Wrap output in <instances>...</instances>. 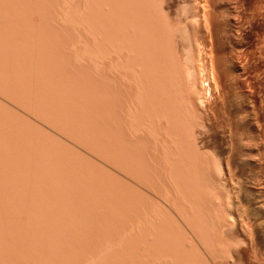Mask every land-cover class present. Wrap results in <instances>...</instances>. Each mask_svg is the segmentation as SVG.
<instances>
[{
  "label": "rangeland",
  "instance_id": "1",
  "mask_svg": "<svg viewBox=\"0 0 264 264\" xmlns=\"http://www.w3.org/2000/svg\"><path fill=\"white\" fill-rule=\"evenodd\" d=\"M32 1V2H31ZM35 1V2H34ZM42 1V2H41ZM23 0V1H20V0H0V6L2 7H0V29L3 31H0L1 33H0V36H2L1 37V39H7L6 40V42L7 43H4V41H2V43H3V45L4 46H2L1 45V43H0V46H2V47H0V48H2L4 51H2V53H1V51H0V54L2 55V57H4V58H2V57H0V64H1V66L4 64V65H7L6 67H4V66H0V86H1V83H2V80H3V85L1 86V87H3V89H1L0 88V105L2 106V107H0V110H1V112H0V117L2 116V114L4 115V116H6L7 117V120L9 121H11L13 118L12 117H14L15 115H18V116H16L15 118L16 119H14V120H12L11 122H14L15 123V120H19L18 122H20V124H18L17 122V125H20L21 126V124H22V126H24L25 127V129L23 130L22 129V127H21V129L23 130V131H25V132H27V130H28V133L29 132H32V136L34 135V137L36 138H38L39 139V137H42V138H40L39 139V141H37V142H40L41 143V141H42V139H44V141H46L45 142V147H46V150L48 149L47 148V146H46V144H47V141H49L48 142V144L49 145H51V147L53 148V147H55V145H60V143H61V145H62V149L64 148V149H66V152H67V149H68V153H67V155L66 156H70L69 154H71L72 155V157H70V158H73V161H72V159L71 160H69L70 158L69 157H66L65 155H63V156H65L66 157V159L68 158V161H70V162H74L75 160V165L76 164H81L80 166H81V169H83V166H84V168L85 167H88V170L89 169H92V170H89V171H87V169L85 168V170H82V171H84V172H80V167L78 168L79 169V171H78V169H76L78 166H76V168L74 167V166H72V170H73V172H74V170L76 171V172H78L79 173V175H81L80 173H84L85 174V171L86 172H88V173H86V174H89L90 173V171H94V170H97V171H94L95 173H92L91 174V177L95 174L96 176H98V177H96V178H100L101 177V179L102 178H104V176H105V178L106 179H104L105 181L107 180H109L110 181V184H104V185H109V186H111V182L113 183L116 179V181H117V183H116V181L114 182L115 184H113L111 187L112 188H108L107 190H109L110 189V193L108 194L106 191L104 192L103 190V193H106V194H108V195H110V196H108V195H104L105 197L106 196H108V198L107 199H109L110 200V197L113 199L112 200V203L111 202H109L104 196H103V198L102 197H98V196H101V194H102V192H101V190L99 191V193H100V195H99V193H98V190L97 189H103L104 188V186H103V183H102V181L104 182V180L102 179V181H101V179H100V181H101V183L102 184H98L100 181H98L96 178L95 179H93V180H95V182H96V185L97 186H99V188L95 185V186H93L94 185V183H93V181H91L92 183H90L89 185H91V186H93V187H95L94 189H96L97 191L95 192V190L93 189V194L91 193L92 192V188L88 185V182L92 179V178H90V177H88V175H85L84 176V174H83V176H81V179H82V182H83V184H82V182L81 181H76L75 182V178H76V176H78V175H76V172H75V174H74V179L72 178L73 177V175L71 176V178H72V180H74L73 182H75V183H78V182H81V184H75V183H73V184H75L76 186H78V185H81V187H83V189L81 188V189H79L80 191H77V193L79 194V193H81V190H83L82 191V193H81V195L82 194H84V197H85V194L86 193H91V195H92V197L95 199V203H97V200H98V203H100L101 204V207H102V205L103 204H105V205H107L106 203H108L109 205H111V204H113V202L116 200V199H114L113 198V196L115 197V198H117V197H119L120 195L121 196H123V194L125 193V192H122V193H120V190L121 189H118L117 191L115 190V189H117V188H115V187H117V186H121V188H122V190L123 189H125V191H126V196H125V198L127 197V195H128V193H130V191H132V193H130V194H132L134 197H135V199H133V200H131V198H129V195H128V200H126L125 198H123L122 200H126L128 203H130V200L132 201V203H130V204H132L133 205V202H134V205H135V201H137L136 200V198L137 199H139V205L141 204V206L140 207H138L139 209V213L140 214H138L137 212L135 213L134 211H136L137 210V208H136V206L134 207V206H132V205H130V204H128L129 206L128 207H126V201H125V203H123L124 201H122L121 199H120V197H119V199H118V201H122V202H118L117 200V203L120 205L121 203H123V205H125V206H123L122 204V206L121 207H125L126 209H125V211H123V212H125L124 214H123V212H122V214H123V218L126 216L127 218H129V216H131L130 214L132 213V212H130V214H128V212L129 211H133V213H132V215H134V213H135V216L138 214L140 217H143V215L145 214V213H150V211H153V209L154 208H156V206H157V209H155V210H157V212L159 213V211H158V208H159V206L161 207V209H159L161 212H164L165 214H163V213H161L160 212V214H162V216H163V218H164V220H160V218H158L159 216H161L160 214L158 215V213L156 212V211H153V213H152V215H149V216H152V217H154L153 215H155L156 213H157V215H158V217L156 218V219H154V220H158L159 219V221H158V223H156L154 220V222L157 224V225H160L159 223H161V226H158V227H156L155 226V223H154V226L157 228L156 230H158V228H159V233L161 232V230H160V227L162 228V227H164V225L162 226V222H160V221H165L166 219L168 220H166L167 221V223L169 222V221H171V222H169V224L168 225H170L169 227L166 225L167 223L165 222V226H167L168 227V229L170 228L171 230H172V232L173 231H175V233L173 232H171L172 234H174V238H173V236H172V241H170L169 240V238L171 237V235L169 236V235H167L168 233H169V231H168V233H166L165 235L166 236H169L168 237V240L170 241H167V239H165L166 238V236L165 237H163V239H165L164 240V245H163V243H162V246L164 247L165 246V248L167 247V246H169L170 248L172 247V244H171V246H170V244L169 243H171V242H174V241H178V239H179V241L181 242H179V247H181V248H177V249H179V251H178V253H180L182 256H184L185 257V259H186V257H188L187 259H188V261L190 262V264H264V15L262 16V14H264V0H139L140 2H142L141 4L140 3H138L139 4V6H141V8H142V6L144 5V7H143V10L145 9V10H147V11H144V13H142L143 15L145 14V15H147V17L146 18H149V17H152V20H151V18L149 19V20H151V23L153 22L156 26H159L160 28H162L163 26L162 25H164L165 27H167V29L166 28H164L165 30H168V27H169V30H168V32H170V33H168L167 31V33H168V35H165L164 37H165V39H164V37H162V35H164L165 33H164V31H162L163 30V28L162 29H158V27H157V31L159 30L160 31V33L162 34V33H164V34H158V32L156 31V29H153V28H156V26H154V25H152L151 26V23L148 21V19H144L145 18V15H144V18H143V15H139V13L137 14V15H139L141 18H143V22H148V23H150V27H153L152 29H153V32H152V30H149V31H151V32H149V34H148V32H147V39H148V36H150V34L153 36L154 35V38L156 37L155 36V34H154V32H157V35L160 37V39H159V37H157V38H155V40L156 39H159V40H161V38L162 39H164L163 40V42L164 41H166V43L164 42H160L161 43V45H163V47H161L162 49H161V51L163 52L162 54H163V56L162 55H160L161 53H160V51H159V54L157 55L156 53H158V51H153V53H155V54H153V53H151V54H153L154 56L156 55V56H162L163 58H164V54H167L168 53V55H172L171 57H169L168 55H166V56H168V57H166L165 56V58L163 59L164 61L166 60V59H168L167 61L169 62V64H167V62L165 61V63L168 65V66H166V64H164L163 63V65L164 66H166L167 68H170L169 67V65L171 66V68H170V70L169 69H167V71L169 70V71H171L170 73H169V75H167V76H170L171 77V73H173V75H174V72H178V73H181V75H180V79H182V80H180V82H178L179 81V76L177 77L176 75H174V77H177V78H175V79H178V83H181V81H183L181 84V86H183L184 87V89L180 86V85H178L177 83H175V85L177 84L178 85V89H177V92L179 91V88L181 87L182 89V91H185V92H183V97H181L180 99H181V103L180 104H178L179 106L181 105L182 106V103L184 104V105H186V106H190V105H188L189 104V102H190V100H192V102H190V104H192L189 108H192V110H190L188 107H182V109H178V106H175V105H177V102L179 103V98L177 97V99L175 100V101H173L174 102V106L175 107H173L174 109H175V114L176 115H178L179 116V120H180V128L182 129V130H179L178 128H174L173 127V125L171 126V128L170 129H166L165 128V126H166V124H165V120H158L157 119V117L155 116V108L153 107L154 106V104H156V100L154 101H151L152 100V98L150 97L151 95L153 96L154 94H156L157 95V93H155V91H154V94H151V95H149L148 94V96H149V98H151L150 99V101H145V99H144V97L143 96H145L146 97V94H144L141 90L142 89H144V83H143V87H142V83L141 82H139L140 80L139 79H141V78H139L138 80V83H141L140 85H141V87H142V89H141V87H138L137 85V87L138 88H140V89H138V88H136V86H134V84H132L131 83V85H130V82H133L134 80H136V78H133V76H132V74H131V76H132V78L134 79V80H131L130 79V72H132L134 69H135V71H134V74L136 73V69H137V67L135 68V66H138V68L139 69H141L140 67H139V65H141V64H143V63H139V65H133L132 66V63H130V61H132V57L130 58L131 60L129 61V57L130 56H132V55H130V56H128V58L126 57V55H129L128 54V50H122V51H124V55L122 56V57H126L127 59V61L131 64V66L133 67V68H131L130 67V69H133V70H131V71H129V73L127 74L128 76H130L129 77V79L131 80L130 82L129 81H127L128 80V77L126 78L127 80H125V79H123L122 80V78H125L124 77V75H125V73H126V71H124L123 72V70H122V76L123 77H121V72L119 73L120 74V77H119V74H118V76L115 74L116 72L118 73V70L116 71V68H119V70H121V66L122 65H120V66H117V62H110V61H108L109 62V64H111V63H113L114 65H110L111 67H114V66H116L115 67V69H113V68H111L112 70H115L113 73L111 72L112 70L111 69H109V74L111 73L112 75H108V74H106V73H108V69L106 68V67H109L108 66V62H106V61H103V60H105L106 59V56H103V53H104V51H106V49L105 48H107L108 47V45H107V47H105L106 46V44L105 43H108V39L105 41V37L104 38H102V36H104V35H97V34H102L101 32H103V33H105V32H107V29H106V27L107 26H105L104 28L106 29V31H104L103 29V27H102V24H101V22L104 20V18L106 19V17H103V16H105V15H103L102 13H104V12H108V11H110V10H112L113 9V11H115L114 9H116V7H118L121 3H119V5H117L115 8H111L110 7V10H107V11H105L108 7H103V6H105L104 5V3H102L103 1L102 0H100V1H98L97 0V2H99V3H101V4H103V5H101V4H97V2H95V4H93L94 2L93 1H96V0H90V1H87V6H86V8H85V6L84 5H82V4H85L86 3V1L85 0H81V1H79V0H70L69 2H68V4L69 5H67V3L66 2H64V1H66V0H61L62 2H60V0L58 1V0ZM47 1V2H46ZM48 1H49V3H48ZM74 3H73V2ZM75 1H76V3H77V5L75 4ZM79 1V2H78ZM84 3H83V2ZM102 1V2H101ZM127 1H129V0H127ZM139 1H137V2H139ZM143 1H145V2H143ZM152 1V2H151ZM206 1V2H205ZM1 2H4V3H1ZM7 3V5H6V3ZM10 2V3H9ZM13 2V3H12ZM20 3V5L19 4H17V3ZM24 4H22V3ZM25 2V3H24ZM27 2V3H26ZM58 2V3H57ZM64 2V3H63ZM71 2H72V4H71ZM88 2H89V5H88ZM121 2L123 3L124 2V0L122 1L121 0ZM11 3H12V5H14V3H15V7H10L11 6ZM41 3V4H40ZM47 3V4H46ZM66 3V4H65ZM82 3V4H81ZM92 3V4H91ZM125 3H126V1H125ZM129 3H131V4H133V2H129ZM129 3H126L127 5L129 4ZM134 3H135V1H134ZM150 3V4H149ZM209 3V4H208ZM27 4V5H26ZM30 4V5H29ZM33 4V5H32ZM40 4V5H39ZM43 4V5H42ZM51 4V5H50ZM53 4V5H52ZM65 4V5H64ZM76 5V6H74V5ZM90 4H91V6H90ZM123 5V6H125L124 8H123V10H125L126 8V10H125V15L126 16H128V13H129V11H130V7H129V9H128V6H131V4L130 5ZM136 4V3H135ZM150 5V7H149V5ZM157 4V5H156ZM3 5H4V7H3ZM6 5V6H5ZM8 5H10L9 7L11 8V11H10V8L8 7ZM21 5H23V6H21ZM38 5V6H37ZM73 5V6H72ZM86 5V4H85ZM96 5V6H95ZM122 5H120L119 7H121ZM206 5V6H205ZM17 6V7H16ZM32 6H33V8H32ZM41 6V7H40ZM44 6V7H43ZM62 6V7H61ZM79 6V7H78ZM134 6V5H133ZM147 6V7H146ZM153 6V7H152ZM156 6V7H155ZM28 7V8H27ZM50 7V8H49ZM65 7V8H64ZM76 7H77V10H76ZM132 7V6H131ZM136 7H138V5L136 6ZM23 8V9H22ZM38 8V9H37ZM44 8V9H43ZM47 8V9H46ZM53 8V9H52ZM60 8H62V9H60ZM70 8V9H69ZM72 8V9H71ZM93 8V9H92ZM103 8H104V11H103ZM106 8V9H105ZM122 8V7H121ZM121 8H117V10L118 9H120V10H122ZM133 8V7H132ZM131 8V9H132ZM156 8V9H155ZM236 8H237V10H236ZM4 9V10H3ZM16 9V10H15ZM20 11H19V10ZM22 9V10H21ZM30 11H29V10ZM46 9V10H45ZM69 9V10H68ZM82 9V10H81ZM86 9V10H85ZM88 9V10H87ZM90 9V10H89ZM134 9V8H133ZM132 9V11H134ZM136 9V8H135ZM150 9H151V12H150ZM153 9L155 10V11H153ZM163 9V10H162ZM2 10H3V12H2ZM7 10V11H6ZM10 12H9V11ZM15 10V11H14ZM36 10V11H35ZM42 10V11H41ZM59 10V11H58ZM73 10V11H72ZM85 10V11H84ZM115 11V12H118L116 15H118V16H120L121 14H122V11H120V10H118V11ZM136 10H139L140 11V9L139 8H137ZM205 10V11H204ZM207 10V11H206ZM259 10V11H258ZM263 10V11H262ZM26 11V12H25ZM29 11V12H28ZM61 11H63V12H61ZM78 11V12H77ZM83 11V13L81 14V12ZM86 11H88V12H90V13H88V17H86L87 16V12ZM94 11V12H93ZM120 11V12H119ZM142 11V10H141ZM210 11V12H209ZM9 13V15H8V13ZM55 12V13H54ZM58 13V15H57V13ZM60 12H61V15H60ZM68 12H69V14H68ZM74 12V13H73ZM84 12H86V13H84ZM99 12V13H98ZM124 12V11H123ZM154 12V13H153ZM171 12V13H170ZM204 12L205 13H208V14H204ZM257 12V13H256ZM5 13V14H4ZM18 13V14H17ZM64 13H67V14H64ZM72 15H71V14ZM78 13H79V15H78ZM91 13H93V14H91ZM95 13V14H94ZM110 12H108V14H109ZM111 13H113L114 15H115V13L114 12H111ZM110 13V14H111ZM119 13H121L120 15H119ZM127 13V14H126ZM166 13V14H165ZM259 13H260V15H259ZM262 13V14H261ZM1 14H3V15H1ZM15 14V15H14ZM23 14V15H22ZM109 14V15H110ZM112 14V15H113ZM123 14V15H124ZM131 14V13H130ZM130 14H129V16L128 17H130ZM132 14H136V13H132ZM140 14H141V12H140ZM199 14V15H198ZM204 14V15H203ZM210 14V15H209ZM237 14H239V15H237ZM6 17H5V16ZM8 15V16H7ZM11 15V16H10ZM63 15V16H62ZM73 15H74V18H73ZM75 15H77V17L75 16ZM90 15V16H89ZM98 15V16H97ZM112 15H111V17H108L107 15V17L110 19V20H112ZM254 15V16H253ZM4 16V17H3ZM44 16V17H43ZM47 18H46V17ZM58 16V17H57ZM81 16V17H80ZM93 16V17H92ZM95 16V17H94ZM160 16H161V18H160ZM166 16V17H165ZM194 16V17H193ZM209 16V19H207V17ZM239 16V17H238ZM253 16V17H252ZM14 17V18H13ZM43 17V18H42ZM62 18V20L61 21H59V19H61ZM66 18L67 17V21H66V19L64 20V18ZM69 17V18H68ZM78 17H80V18H78ZM82 17H84V18H82ZM90 17H92V21H91V18ZM101 17H103V18H101ZM162 17H164V18H162ZM195 17H197V19H195ZM199 17V18H198ZM258 17V18H257ZM24 18V19H23ZM29 18V19H28ZM50 18V19H49ZM58 18V19H57ZM87 18V19H86ZM89 18V19H88ZM114 18V17H113ZM115 20H118L119 18V24H121V26H124V24H122L121 22H125V21H122L123 19H122V16L121 17H119V18H117V16H115ZM124 18V17H123ZM126 18V17H125ZM137 18H138V16H137ZM140 18V19H141ZM160 18V19H159ZM206 18V19H205ZM255 18H257L256 19V21H255ZM260 18V19H259ZM4 19V20H3ZM18 21H17V20ZM37 19V20H36ZM72 19V20H71ZM83 19V20H82ZM84 19H86V20H84ZM100 19V20H99ZM136 19V18H135ZM162 19V21H161V23H158V22H160L159 20H161ZM163 19H166V20H163ZM8 20V21H7ZM41 20V21H40ZM83 21V22H80V21ZM88 20L89 21H91V23L90 22H88ZM97 20V21H96ZM106 20H108V19H106ZM114 20V19H113ZM112 20V21H113ZM125 20V19H124ZM126 20H127V18H126ZM130 20V19H129ZM128 20V21H129ZM134 19H132V20H130V21H132V22H136V20H134ZM197 20H198V22H197ZM210 21L211 22V24H210V22H208V24H210L209 26L206 24L207 23V21ZM25 21V22H24ZM48 21V22H47ZM65 21V22H64ZM75 21V22H74ZM77 21V22H76ZM80 22V24H79V22ZM98 21H99V23H98ZM105 21V20H104ZM103 21V22H104ZM109 21V20H108ZM108 21H105L106 23L108 22ZM112 21H109V23L110 22H112ZM127 21V22H128ZM129 21V22H130ZM168 21V22H167ZM16 22V23H15ZM20 22V23H19ZM23 22V23H22ZM56 22V23H55ZM64 22V23H63ZM69 22V23H68ZM92 22H95V23H93V25H89L88 26V24H92ZM102 22V23H103ZM117 22V21H116ZM139 22H140V24H141V20H139ZM163 22V23H162ZM197 22V23H196ZM206 22V23H205ZM5 23V24H4ZM33 23V24H32ZM78 24V26L76 25V24ZM83 23V24H82ZM87 23V24H86ZM115 23V22H114ZM126 23V22H125ZM152 23V24H153ZM260 23V24H259ZM15 24V25H14ZM25 24V25H24ZM35 24V25H34ZM52 24V25H51ZM70 24V25H69ZM72 24V25H71ZM75 24V25H74ZM97 25V26H95V25ZM98 24H100L101 25V27H99L100 25H98ZM105 24V23H104ZM135 24H138V21L135 23ZM135 24H134V26H135ZM139 24V25H140ZM146 25H147V23H145ZM171 24V25H170ZM206 24V25H205ZM2 25V26H1ZM9 25V26H8ZM53 25H54V27H53ZM83 25V26H82ZM87 25V26H86ZM105 25H109L110 26V24H105ZM112 25H115V24H113L112 23ZM126 25H128V23L126 24ZM133 25V24H132ZM131 24H130V26H132ZM138 25V28H140V29H142V27H140ZM144 25V23H142L141 24V26H143ZM149 25V24H148ZM170 25V26H169ZM5 26H6V29H5ZM95 26V27H94ZM104 26V25H103ZM109 26H108V28H109ZM119 26V28H120V25H118ZM173 26V27H172ZM2 27V28H1ZM37 27H39L38 29H37ZM74 27H75V29H74ZM92 27V28H91ZM99 27V29L101 28V30H96L97 32H95L94 30L96 29V28H98ZM125 27H127L128 28V26H125ZM144 28H145V26H143ZM147 27V26H146ZM149 27V26H148ZM171 27V28H170ZM207 27V28H206ZM4 28V29H3ZM7 28H9L8 30H10L11 32H9V31H7ZM11 28V29H10ZM13 28V29H12ZM25 28V29H24ZM34 30H32V29ZM68 28V29H67ZM80 28V29H79ZM92 29V30H90V29ZM95 28V29H94ZM103 28V29H102ZM111 28H113V27H111ZM117 28V26L115 25V29ZM123 28V27H122ZM242 30H241V29ZM19 29H20V31H19ZM23 29V30H22ZM27 29V30H26ZM82 29H84V32H83V30ZM86 29V30H85ZM88 29V30H87ZM124 29V28H123ZM123 29H121L122 31H120V29H119V31L121 32V34L120 33H118L117 32V34H118V36H121L122 37V35H124V33L122 34V32L125 30H123ZM129 30H131L130 29V27L128 28ZM132 29H135V28H132ZM139 29V30H140ZM146 29V28H145ZM145 29H143V31L145 30ZM212 29V32H210V30ZM6 30V31H5ZM14 30V31H13ZM26 30V31H25ZM56 30V31H55ZM59 30V31H58ZM103 30V31H102ZM108 30H110V33H111V29L109 28ZM147 30H148V28H147ZM207 30V31H206ZM5 31V32H4ZM17 31V32H16ZM28 31V32H27ZM48 31V32H47ZM77 31V32H76ZM89 31L91 32V33H89ZM113 31H115L114 30V28H113ZM136 32H137V28H136V30H135ZM214 31V32H213ZM16 32V33H15ZM26 32V33H25ZM64 32V33H63ZM67 32V33H66ZM82 32V33H81ZM95 32V33H97V34H93V33ZM100 32V33H99ZM127 29H126V34H125V36L127 35V37H128V34H127ZM132 32H134L133 30H132ZM135 32V36L137 35L138 37H139V34L138 33H136ZM139 32V31H138ZM213 33L214 35H215V37H216V39L218 40V45H219V48L217 49V48H215L216 47V43H214V41H213V45H211L212 44V41H210V34L209 33ZM6 33H8V35H6ZM14 33V34H13ZM28 33V34H27ZM34 33V34H33ZM43 33V34H42ZM76 33H78V34H76ZM82 35H81V34ZM109 33V32H108ZM107 33V34H108ZM109 33V34H110ZM146 33V32H145ZM166 33V34H167ZM240 33V34H239ZM2 34V35H1ZM9 34H11L12 35V39L10 38L11 37V35H9ZM18 34V35H17ZM24 34V35H23ZM29 34H30V38H29ZM41 34V35H40ZM69 34V35H68ZM74 34V35H73ZM88 34H90V35H88ZM108 34V35H109ZM113 34V33H112ZM116 34V35H117ZM132 35L134 34V33H131ZM130 34V38L132 37V35ZM142 34H143V32H142ZM15 35V36H14ZM26 35V36H25ZM28 35V36H27ZM32 35V36H31ZM35 35V36H34ZM41 37H40V36ZM66 35V36H65ZM84 35V36H83ZM97 36V37H95V36ZM105 35H106V33H105ZM108 35H107V38H108ZM111 35V34H110ZM143 35H145V34H143ZM143 35H141V36H143ZM4 36V37H3ZM7 36V37H6ZM20 36H21V38L23 37L24 38V41H23V39H22V41H20ZM25 36V37H24ZM45 37V39H43L44 37ZM50 36V37H49ZM54 36V37H53ZM57 36V37H56ZM65 36V37H64ZM72 36H73V38H72ZM87 36V37H86ZM90 36V37H89ZM139 37V39L138 40H140V38H143V37ZM145 36V37H146ZM167 36V37H166ZM27 37V38H26ZM33 37H34V39H33ZM35 37H36V39H35ZM40 37V38H39ZM52 37V38H51ZM78 37H80V38H78ZM124 37V36H123ZM127 37L125 38L126 40H127ZM134 37V36H133ZM132 37V38H133ZM145 37H144V39H145ZM151 37V36H150ZM170 37V38H169ZM174 39H173V38ZM8 38L9 39H11V40H8ZM14 38V39H13ZM26 38V39H25ZM30 40H29V39ZM39 38V39H38ZM60 38V39H59ZM71 38V39H70ZM81 38H82V40H81ZM87 40H86V39ZM101 38V39H100ZM129 38V37H128ZM129 38V39H130ZM154 38H151V39H153V41H152V43L153 42H155L156 43V41H158V40H156V41H154ZM166 38H167V40H166ZM169 38V39H168ZM171 38H172V40H171ZM0 39V40H1ZM15 39H17L16 41H18V43H20V44H18L16 41H14ZM32 39V40H31ZM43 41H42V40ZM53 39H55L54 41H53ZM63 39V40H62ZM75 39V40H74ZM84 39V40H83ZM88 39H90V42H92V44L94 43V45H92L90 42H89V40ZM96 41H95V40ZM104 39V40H103ZM125 39L124 38H122L121 40H122V42H123V45H124V43H126L127 41H125ZM135 39V38H134ZM151 39H149L150 41H151ZM27 40H29V41H27ZM81 41V43H82V41H85V42H83L84 43V45H82L81 43H79L80 41ZM94 40V41H93ZM125 42H124V41ZM9 41V42H8ZM14 43H13V42ZM32 41V42H31ZM51 41V42H50ZM74 41V42H73ZM77 41H79V42H77ZM97 41H102V45L99 43V42H97ZM103 41H105V42H103ZM135 41V40H131V43H133V42ZM137 41V40H136ZM135 41V42H136ZM144 41H146V40H144ZM148 41V40H147ZM147 41L145 42V43H147ZM148 42V43H150V44H152L151 42ZM169 41H171V42H169ZM199 41V42H198ZM23 42L25 43V44H23ZM28 42H30V43H28ZM73 42V43H72ZM76 42V43H75ZM122 42H121V44H122ZM134 42V43H135ZM139 42V41H138ZM141 42V41H140ZM143 42V41H142ZM142 42H141V44H142ZM159 42V41H158ZM158 42H157V44H158ZM173 42V43H172ZM28 43V44H27ZM40 43V44H39ZM46 43H48V44H46ZM129 43H130V40H129ZM131 43H130V46H129V44H128V46H129V48L131 47ZM224 43V44H223ZM15 46H14V45ZM16 44H18V46H16ZM31 44H33V45H31ZM51 44V45H50ZM63 44V45H62ZM74 44V45H73ZM76 44H78V45H76ZM81 44V45H80ZM91 46H89V45ZM96 44H99L98 46H96ZM136 44V43H135ZM134 44V45H135ZM144 44V43H143ZM193 44V45H192ZM6 45V46H5ZM10 45H12V46H10ZM20 45H22V46H20ZM26 45V46H25ZM43 45V46H42ZM75 45H76V47H75ZM100 45H101V47L103 46V47H105V48H103L102 50H103V52H101V48H100ZM133 45V46H134ZM138 45V44H137ZM145 45V44H144ZM144 45H143V47H144ZM168 45H170V46H168ZM172 45V46H171ZM9 46V47H8ZM13 46L15 47V48H13ZM41 46V47H40ZM53 46H55V47H53ZM127 46V47H128ZM151 45H147L146 47H148V48H146V52H147V50L149 49V47H150ZM174 46V47H173ZM202 46V47H201ZM212 46H214V48L212 47ZM6 47H7V49H6ZM12 47V48H11ZM16 47H18V48H22L21 50H19L18 48H16ZM24 47V48H23ZM27 47L29 48V49H27ZM40 47V48H39ZM52 47V48H51ZM79 47V48H78ZM80 47H84V50H85V48L86 47H89V48H91V49H93V50H91V49H86L85 50V52H84V50H82V49H80ZM124 47V46H123ZM122 47V48H123ZM135 47H137L136 45H135ZM139 47H140V44H139ZM155 48V45H152V47L151 48ZM157 47H159V44L157 45ZM169 47V48H168ZM199 47V48H198ZM34 48V49H33ZM38 48V49H37ZM49 48H50V50H49ZM56 48V49H55ZM98 48H100V49H98ZM126 48V47H125ZM134 48V47H133ZM133 48H132V51H133ZM142 48V47H141ZM233 48V49H232ZM15 49H17L18 50V53H17V50H16V52H15V50L13 51V50ZM37 49V50H36ZM75 49H79L78 51L77 50H75ZM105 49V50H104ZM107 49H109V47L107 48ZM137 49H138V47H137ZM136 49V53L138 54V53H142V51L140 50V48H139V50H137ZM158 49V48H157ZM156 49V50H157ZM163 49H164V51L165 52H167V53H164V51H163ZM170 49V50H169ZM195 49V50H194ZM238 49V50H237ZM243 49V50H242ZM1 50V49H0ZM7 50V51H6ZM10 50H11V52H10ZM24 50V51H23ZM25 50H26V52L27 53H25ZM41 50V51H40ZM75 50V51H74ZM81 50H82V52H81ZM90 50V51H89ZM134 50H135V48H134ZM142 50H144V52H145V48H142ZM151 50V49H150ZM149 50V51H150ZM153 50V49H152ZM158 50H160V49H158ZM166 50H169V51H166ZM199 50V51H198ZM23 51V52H22ZM59 51H60V53H59ZM71 51V52H70ZM109 51V50H108ZM130 51H131V48H130ZM129 51V53H131ZM137 51H141V52H137ZM238 51H239V53H238ZM4 52V53H3ZM6 52H9V53H6ZM21 52V53H20ZM40 52H42V54H40ZM80 54H79V53ZM93 52V53H92ZM107 52V51H106ZM106 52L104 53V55L106 54ZM111 52H112V50H111ZM115 52V51H114ZM114 52L112 53L113 55H114ZM125 52H127L126 53V55H125ZM146 52H145V56H147L146 55ZM170 52V53H169ZM236 54H235V53ZM5 53H6V55H5ZM12 53V54H11ZM19 53H20V55H19ZM23 53H24V55H26L27 56V59H26V56H24L23 55ZM30 53V54H29ZM37 53V57L36 56H34L35 54ZM45 53V54H44ZM46 53H47V55H46ZM57 53V54H56ZM82 53H85L84 55H82ZM88 55H87V54ZM90 53H92V54H90ZM100 53H102L101 55H100ZM116 53V52H115ZM121 53V52H120ZM123 53V52H122ZM122 53H121V55H122ZM135 53V54H136ZM149 53V52H148ZM147 53V54H148ZM175 53V54H174ZM232 53V54H231ZM9 54H10V57H11V55H12V57L9 59ZM15 54H17V56L15 55ZM21 54H22V56H21ZM38 54H40V55H38ZM107 54H109V52L107 53ZM106 54V55H107ZM112 54L110 53V55H111V57H112ZM150 54V53H149ZM237 54H239L238 56L239 57H242V58H240V60L242 61V62H240V66L239 67H235L234 65H233V63L230 61L231 60V57L233 56V57H236V58H238V56H237ZM0 55V56H1ZM5 55V56H4ZM29 55H32V56H29ZM43 55V56H42ZM49 55L51 56V58L49 57ZM58 55V56H57ZM116 55V54H115ZM138 55H140V54H138ZM144 55V54H143ZM174 55V56H173ZM16 56V57H15ZM29 56V57H28ZM56 56V57H55ZM84 56H87L86 58L84 57ZM90 56V57H89ZM97 56V57H96ZM100 56H102V57H104V58H100ZM118 56V55H117ZM117 56H113V58L114 57H117ZM120 56V55H119ZM154 56H153V58H154ZM155 56V57H156ZM206 56V57H205ZM18 57H20V58H18ZM32 57V58H31ZM43 57H45L44 59H43ZM83 57V58H82ZM92 57H94V60H92L93 58ZM107 57H109V59H111L110 58V56L109 55H107ZM121 57V56H120ZM120 57H119V59H120ZM124 57V58H125ZM135 57H137V55L135 56ZM140 57V56H139ZM143 57V56H142ZM141 57V58H142ZM147 57H150L149 58V61H151L150 59H151V57L152 56H147ZM146 57V58H147ZM173 57H174V59H173ZM196 57V58H195ZM7 58V59H6ZM17 58V59H16ZM22 58V59H21ZM41 58V59H40ZM46 58L47 59H51L50 61H48V60H46ZM61 58V59H60ZM78 58H80V60L78 59ZM90 60H88V59ZM141 58H139L140 60H141ZM145 58V61L148 59H146ZM228 58H229V60H228ZM11 59H12V61H11ZM15 59V60H14ZM27 60V63H26V60ZM43 59V60H42ZM77 59V60H76ZM82 59V60H81ZM84 59H86V60H84ZM100 59V60H99ZM108 59V60H109ZM122 59V58H121ZM139 59H137V60H135V62L136 61H139ZM155 59H159V60H161L160 59V57H158V58H155ZM169 59L171 60V63H170V61H169ZM8 60H10V61H8ZM17 60V61H16ZM24 60V61H23ZM37 60V61H36ZM115 61H116V59H114ZM113 60V61H114ZM125 60V61H126ZM159 60H157L158 62H159ZM213 60V61H212ZM219 60V61H218ZM238 60H239V58H238ZM15 61H16V65H15ZM40 61V62H39ZM41 61H43V62H41ZM44 61H47V62H44ZM54 61V62H53ZM60 61V62H59ZM62 61V62H61ZM78 61V62H77ZM82 61V63H80ZM86 61V62H85ZM93 61H95V63H93ZM102 61V62H101ZM121 61V63H119V64H122V62L124 61L123 59L122 60H119V62ZM127 61H126V63L125 64H127ZM148 61V63L147 64H149L150 62ZM154 61H156V60H154L153 59V61L152 62H154ZM156 61V62H157ZM162 61V60H161ZM176 63H175V62ZM20 63V64H18V63ZM29 62V63H28ZM37 62H38V64H37ZM49 62V64H47ZM51 62V63H50ZM96 62H98V63H96ZM101 62V63H100ZM134 62V61H133ZM140 62H143V60L142 61H140ZM147 62V61H146ZM146 62H144L145 64H146ZM151 62V63H152ZM156 62L154 63V64H156ZM201 62V63H200ZM218 62V63H217ZM3 63V64H2ZM11 63V65H9ZM14 65H13V64ZM33 63H36V64H33ZM44 63H46V64H44ZM56 63V64H55ZM59 63H61V64H59ZM67 63V64H66ZM93 63V64H92ZM103 63V64H102ZM128 63V65L130 66V64ZM149 64V65H151V66H153V64ZM213 65H212V64ZM243 63H244V66H243ZM247 63V64H246ZM27 64V65H26ZM43 64V66H40V65H42ZM52 66H51V65ZM83 64V65H82ZM91 64V65H90ZM137 64V63H136ZM144 64V65H145ZM147 64L145 65V67L147 66ZM174 64L176 65V64H179L178 66H174ZM13 65V66H12ZM26 65V66H25ZM32 65V66H31ZM47 65H50L51 67H52V69H51V67L49 68V66L48 67H45V66H47ZM81 65V66H80ZM93 65V66H92ZM103 65H105V66H103L104 68H106V69H104L102 66ZM127 65V66H128ZM148 65V69H149V67H150V69L152 68L151 66H149ZM10 66V67H9ZM17 66V67H16ZM23 66V67H22ZM30 67V68H28V67ZM35 66V67H34ZM63 66H64V68H63ZM84 66V67H83ZM123 66H125L124 65V63H123ZM122 66V68L124 69V67ZM126 66V67H127ZM142 66V70H143V65H141ZM155 66V65H154ZM153 66V67H154ZM184 66V67H183ZM213 66H218V68L216 67V70H219L220 71V73L222 74V76L224 77V79H225V84L226 85H223V86H219V88L218 89H220V90H218L217 89V87H216V85H215V81L213 80V82H212V73H211V71L213 72V69H214V67ZM4 67V68H3ZM9 67V68H8ZM11 67L13 68V69H11ZM20 67V68H19ZM26 69H25V68ZM37 67V68H36ZM40 67H44V68H42V70L40 69ZM54 67V68H53ZM58 67V68H57ZM62 67V68H61ZM158 67V66H157ZM156 67V68H157ZM194 67H196L197 69H198V71L201 73V75H204L203 74V70H204V73L206 72V77H207V79H208V77H210V75H211V83H212V85H214L213 86V89L214 90H212V97H211V95H210V98H209V101L211 100V103L210 102H208L209 104H212L211 106H210V108L211 107H213V105H214V107L210 110L211 112H212V114L211 115H209V116H207L203 111H201L199 108H197V107H195V105H194V100H193V96H194V93H193V86H192V83H191V81H188L189 79H188V70L189 71H191ZM210 67H211V69H210ZM245 67V68H244ZM15 68V69H14ZM76 68V69H75ZM96 68H97V70H96ZM110 68V67H109ZM159 68V67H158ZM237 68V69H236ZM5 69V70H4ZM19 70V71H17V70ZM22 69V70H21ZM23 69L25 70V71H23ZM46 69H49V70H47L46 71ZM51 69V70H50ZM59 69V70H58ZM89 69V70H88ZM99 69H101V70H99ZM127 68H125V70H126ZM129 69V68H128ZM144 69H146V68H144ZM148 69H146V70H148ZM153 69V68H152ZM171 69H173V70H171ZM175 69H177L176 71H175ZM179 69V70H178ZM182 69V71H180ZM201 69V70H200ZM8 70V71H7ZM37 70V71H36ZM62 70H64V71H62ZM104 70L105 71H107V72H104ZM141 70V71H142ZM158 70V69H157ZM208 70V71H207ZM222 70V71H221ZM3 71V72H2ZM9 71H11V72H9ZM43 71V72H42ZM46 71V72H45ZM53 71V72H52ZM60 71V72H59ZM61 71H62V73H61ZM87 71V72H86ZM100 71V72H99ZM152 72H155V75H156V71L154 70H151ZM168 71V72H169ZM174 71V72H173ZM4 74H2V73ZM4 72H6V73H4ZM27 72H29V73H27ZM37 72V73H36ZM39 72L41 73V74H39ZM44 72H45V74L47 73H49L48 75L46 74V77H45V75H44ZM55 72H56V74H55ZM59 72V73H58ZM103 72V73H102ZM138 72V71H137ZM139 72H140V70H139ZM143 72V71H142ZM147 72H150V71H146V73ZM176 72V73H177ZM183 72V73H182ZM186 72V73H185ZM211 74H210V73ZM67 73H69V74H67ZM71 73V74H70ZM93 73V74H92ZM99 73V74H98ZM133 73V72H132ZM145 73V72H144ZM146 73L144 74V75H146ZM175 73V74H176ZM187 74V75H185V79L183 78L184 77V75L183 74ZM208 73H209V75H208ZM11 76H9V75ZM17 74H19L18 76H17ZM57 74H59V75H57ZM63 74V75H62ZM65 74V75H64ZM79 74V75H78ZM100 74H102V75H100ZM106 74V75H105ZM143 74V73H142ZM250 74V75H249ZM29 75V76H28ZM35 75V76H34ZM43 75V76H42ZM50 75V76H49ZM55 75V76H54ZM77 75H78V77H77ZM87 75L89 76V77H87ZM97 75V76H96ZM141 74H137V75H135L136 77L137 76H140ZM150 75L151 76H153L151 73H150ZM150 75H146V76H149L150 77ZM154 75V76H155ZM239 75V76H238ZM241 75V76H240ZM28 76V77H27ZM58 76V77H57ZM74 76V78H72ZM82 76V77H81ZM106 76V77H105ZM113 76V78H116L115 80L113 79H111V81H112V83L113 82H115V83H113V88H112V90H113V93L111 92L110 93V91H108V86H110V83L108 84V82L110 81V79H108L109 77L111 78ZM134 76V77H135ZM146 76H144V78L146 77ZM154 76H153V80L155 79L154 78ZM9 77H10V79H9ZM27 77V78H26ZM56 77V78H55ZM62 77H63V79H62ZM80 77H81V81L82 82H80ZM141 77H142V79H143V75H141ZM156 77V76H155ZM170 77H169V79H170ZM241 77V78H240ZM6 80H5V79ZM8 78V79H7ZM20 78V79H19ZM54 78V79H53ZM60 78V79H59ZM65 78V79H64ZM69 78H70V80H69ZM120 78V79H119ZM138 78V77H137ZM148 78V77H147ZM166 78H168V77H166ZM172 78V77H171ZM243 78V79H242ZM2 79V80H1ZM12 79V80H11ZM37 79V80H36ZM59 79V80H58ZM118 79H119V81H118ZM150 79V78H149ZM151 79V80H152ZM156 79H157V77H156ZM162 79V78H161ZM187 79V80H186ZM236 79H238L239 81H237ZM241 79V80H240ZM246 79V80H245ZM5 80V81H4ZM8 80H9V82H8ZM17 80V81H16ZM19 80H20V83H19ZM23 82H22V81ZM61 80V81H60ZM64 80H66V81H64ZM74 80V81H73ZM86 80V81H85ZM87 80H88V82H87ZM94 80V81H93ZM147 81H149L148 79H146ZM158 80V79H157ZM172 80L173 81H175L174 80V78H172ZM249 80L252 82H249ZM47 81V82H46ZM69 81H70V83H69ZM143 81H145V80H143ZM142 81V82H143ZM146 81V82H147ZM171 80H169V82H170ZM233 81V82H232ZM6 82H7V84H6ZM13 82H16V83H14L13 84ZM33 82V83H32ZM76 82V83H75ZM86 82V83H85ZM121 82H124V83H122V85H121ZM127 82V83H126ZM128 82H129V84H128ZM150 82V81H149ZM154 82V81H153ZM152 82V84H149V85H151V88L149 87V85H148V83H147V86H148V88H150L151 90H152V87L154 86L153 83ZM159 82V83H158ZM161 81L159 80V81H156L155 83H158V84H163L164 82L162 81L161 83H160ZM166 83H167V80L165 81ZM176 82V81H175ZM185 82V83H184ZM245 82H246V84H245ZM55 83V84H54ZM60 83H62V84H60ZM83 83V84H82ZM84 83H85V85H84ZM134 83V82H133ZM165 83V84H166ZM171 83H174V82H171ZM190 83H191V85H190ZM209 83V81L208 80H205V85H207ZM238 83V84H237ZM250 83V84H249ZM9 84H10V86H9ZM42 84V85H41ZM58 84V85H57ZM73 84V85H72ZM78 84V85H77ZM80 84V85H79ZM82 84V85H81ZM102 84H103V86H102ZM107 84H108V86H107ZM240 84V85H239ZM6 85V86H5ZM36 85V86H35ZM48 85H49V87H51V88H49L48 87ZM71 85V86H70ZM116 87H115V86ZM164 85V84H163ZM168 85H169V83H168ZM168 85H165V86H163L164 88H166ZM188 85V86H187ZM190 85V86H189ZM246 85H248V87L246 86ZM5 86V87H4ZM23 86V87H22ZM47 86V87H46ZM64 86H65V89H64ZM123 86V87H122ZM157 86V85H156ZM161 86V89L163 88L162 87V85H160ZM172 86H173V84H172ZM180 86V87H179ZM241 86H242V88H241ZM252 86V87H251ZM6 87H8V88H6ZM10 87H12V88H10ZM16 87V88H15ZM20 87V88H19ZM25 87H27V89L25 88ZM41 87V88H40ZM80 87V88H79ZM82 87V88H81ZM111 87V86H110ZM134 87V88H133ZM170 87H171V84H170ZM173 87H175V86H173ZM185 87L188 89V87L192 90V92H190L191 90L189 89L188 91H187V89H185ZM6 88V89H5ZM55 88V89H54ZM59 88V89H58ZM66 88H67V90H66ZM69 88V89H68ZM74 88V89H73ZM105 88V89H104ZM122 88V89H121ZM124 88V89H123ZM155 89H158V88H156V87H154ZM163 88V89H164ZM169 88V87H168ZM7 89L10 91V93L9 92H7L8 93V95H7V93H6V91H7ZM15 89V90H14ZM18 91H17V90ZM20 89L21 90H24V91H20ZM34 89V90H33ZM42 89V90H41ZM48 89V90H47ZM80 89H81V91H80ZM128 89V90H127ZM133 91H132V90ZM145 89H147V88H145ZM144 89V90H145ZM149 89V90H150ZM160 89V88H159ZM172 89V88H171ZM171 89H169L170 91H171ZM218 91H217V90ZM243 89V90H242ZM245 89V90H244ZM248 89V90H247ZM2 90H5V91H2ZM11 90H12V92H11ZM59 91V92H57V91ZM64 90V91H63ZM79 91V93H78V91ZM105 90V91H104ZM107 90V91H106ZM110 90V89H109ZM111 90V91H112ZM118 90V91H117ZM130 90L132 91V93L130 92ZM134 90H135V92H134ZM136 90H137V92H136ZM169 90H168V92H169ZM174 90V89H173ZM175 90H176V88H175ZM174 90V91H175ZM179 91V92H181L182 93V91ZM242 90V91H241ZM14 91V92H13ZM45 93H43V92ZM50 91V92H49ZM69 93H68V92ZM114 91H116V92H114ZM124 93H123V92ZM129 91V92H128ZM140 91V92H139ZM147 91H148V89H147ZM146 91V92H147ZM158 91V90H157ZM164 91V90H163ZM165 91H167V90H165ZM214 91V92H213ZM217 93H216V92ZM3 92V93H2ZM19 92H21V95H20V93L18 94ZM25 92V93H24ZM28 92V93H27ZM33 92V93H32ZM40 92V93H39ZM48 92V93H47ZM51 92H52V94H51ZM61 92V93H60ZM81 92V93H80ZM127 92V93H126ZM134 92V93H133ZM140 94H139V93ZM141 92L144 94L143 96H141V98H143V99H140L139 98V95H142L141 94ZM153 91H149V93H152ZM186 92H190L189 94L188 93H186ZM220 92V93H219ZM2 93V94H1ZM47 93V94H46ZM58 93V94H57ZM73 93V94H72ZM83 93H84V95H83ZM88 93H90V95L88 94ZM159 93V92H158ZM160 93H161V96H162V94H164V92L162 93L161 92V90H160ZM159 93V94H160ZM171 93V92H170ZM172 93H174L175 94V92H172ZM185 93V94H184ZM218 93L219 94H221L220 96H218ZM9 94H13V95H9ZM14 94H17L18 95V97L16 96V95H14ZM23 94V95H22ZM25 94V95H24ZM81 94H82V97H81ZM110 94H111V96H110ZM133 94V95H132ZM135 94H138V97H137V99H136V97L135 96H137V95H135ZM166 94V93H165ZM192 94V95H191ZM213 94H214V98H216V99H214L213 98ZM216 94V95H215ZM252 94V95H251ZM5 95V96H4ZM33 95V96H32ZM35 95V96H34ZM42 97H41V96ZM52 95V96H51ZM59 95V96H58ZM62 95V96H61ZM67 95V96H66ZM72 95V96H71ZM78 95V96H77ZM86 95V96H85ZM135 95V96H134ZM155 95V97H158V96H156ZM167 95H168V93H167ZM172 95V94H171ZM175 95H177V93L175 94ZM174 95V96H175ZM180 95V93L177 95V96H179ZM185 95V96H184ZM190 97H189V96ZM8 96V97H7ZM13 96V97H12ZM15 96V97H14ZM20 96V97H19ZM22 96V97H21ZM39 96V97H38ZM46 96V97H45ZM55 96V97H54ZM61 96V97H60ZM70 98H69V97ZM86 98H85V97ZM90 96V97H89ZM92 96V97H91ZM109 98H108V97ZM117 96V97H116ZM134 96V97H133ZM147 96V97H148ZM160 96V95H159ZM161 96H160V98H161ZM170 96V95H169ZM168 96V98H164L165 99V101H167V100H171V98ZM173 96V97H174ZM188 96V97H187ZM11 97H12V99H11ZM18 98V100H15V99H17ZM52 97V98H51ZM68 97V98H67ZM73 97V98H72ZM88 97H89V99H88ZM104 97V98H103ZM176 97V96H175ZM186 97V98H185ZM192 97V98H191ZM220 97V98H219ZM20 98V99H19ZM31 98V99H30ZM43 98V99H42ZM46 98V99H45ZM148 98V99H149ZM160 98L158 97V99H159V102H161V101H163V98L161 99V101H160ZM185 98V99H184ZM211 98H213V99H211ZM48 99V100H47ZM52 99V100H51ZM72 99V100H71ZM75 99V100H74ZM99 99V100H98ZM104 99V100H103ZM109 99V100H108ZM147 99V100H148ZM153 99H156V98H153ZM183 99H184V101L185 102H187L186 101V99L188 100V103L187 104H185V102H182L183 101ZM262 99H263V101H262ZM12 100H13V102H12ZM22 102H21V101ZM28 100V101H27ZM32 100H34V101H32ZM36 100V101H35ZM46 102L45 104H44V102ZM49 100H50V102H49ZM64 100H66V101H64ZM84 100V101H83ZM86 100V101H85ZM91 100V101H90ZM95 100V101H94ZM107 100V101H106ZM141 100V101H140ZM172 100H173V98H172ZM178 100V101H177ZM215 100V101H214ZM223 100V101H222ZM2 101V102H1ZM24 101V102H23ZM41 101H42V103H41ZM48 101V102H47ZM57 101V102H56ZM79 101V102H78ZM113 101V102H112ZM218 101V102H217ZM55 102V103H54ZM66 104H65V103ZM72 102V103H71ZM77 102H78V104H77ZM82 102V103H81ZM89 102V103H88ZM107 102L108 103H110L109 104V106H110V108L109 107H107L108 106V104H107ZM152 102V103H151ZM154 102V103H153ZM168 102V101H167ZM176 102V103H175ZM214 104H213V103ZM220 102V103H219ZM31 103V104H30ZM32 103H34L33 104V106H32ZM53 103V105L55 104H57L55 107L54 106H52L51 105V107H50V104H52ZM63 103V104H62ZM68 103H69V105H68ZM74 103H76V104H74ZM80 103H81V105H80ZM88 104V105H86L85 107H84V105L85 104ZM113 103H114V105H113ZM144 103V104H143ZM158 103V102H157ZM164 103V102H163ZM170 103V102H169ZM171 103H172V101H171ZM170 103V104H171ZM263 103V104H262ZM7 104V105H6ZM22 104V105H21ZM47 104V105H46ZM62 104V105H61ZM84 104V105H83ZM92 104V105H91ZM105 104H107V106L105 105ZM135 104V105H134ZM153 104V105H152ZM158 104H160V103H158ZM162 104V103H161ZM218 104V105H217ZM11 105V106H10ZM31 105V106H30ZM61 105V107H59ZM75 105L78 107V105H80V107H78V108H76L75 107ZM90 105V106H89ZM97 105V106H96ZM102 105V106H101ZM104 105V106H103ZM129 105H130V107H129ZM137 105V106H136ZM143 105V106H142ZM148 105L150 106V107H152V109L151 108H149L148 109ZM6 106H10V108H8V107H6ZM66 106H67V108H66ZM89 106V107H88ZM141 106V107H140ZM145 106V107H144ZM180 106V107H181ZM192 106H194V107H192ZM4 107V108H3ZM15 107V108H14ZM24 107V108H23ZM26 107H28L27 109H26ZM32 107V108H31ZM56 108V109H54V108ZM87 107H88V110H87ZM98 107V108H97ZM129 107V108H128ZM137 107V108H136ZM139 107V108H138ZM217 107V108H216ZM41 108H43L42 110H41ZM48 110H47V109ZM54 109V110H51V109ZM66 108V109H65ZM73 109V111H75V112H73L72 111V109ZM82 108V109H81ZM84 108H85V110H84ZM93 110H92V109ZM95 108L96 109H99V110H102V111H99V112H102V113H98V111H94L95 110ZM104 108V109H103ZM111 110V108H112V112H110L109 110ZM132 110H134V111H132ZM184 108V109H183ZM187 108V109H186ZM5 111H3V110ZM8 109V112H9V114H10V116H9V114H8V112L6 111ZM68 109H70V110H68ZM77 109V110H76ZM80 109V110H79ZM105 109H107L106 111H107V113L106 112H104L105 111ZM129 109V110H128ZM141 109V110H140ZM147 109V110H146ZM214 109V110H213ZM19 110V111H18ZM34 110H36V111H34ZM39 110V111H38ZM51 110V111H50ZM57 111V112H53V111ZM63 110H65L66 112H64ZM104 110V111H103ZM143 110V111H142ZM153 111V112H151V111ZM190 110V111H189ZM15 111V112H14ZM32 111V112H31ZM43 111V112H42ZM46 111H48L47 113H46ZM68 111V112H67ZM79 113H78V112ZM85 112V114H84V112ZM90 111V112H89ZM116 111V112H115ZM128 111H129V113H128ZM146 111V113H143V112H145ZM149 111V112H148ZM189 111V112H188ZM30 112V113H29ZM52 113L53 114V116H52V114H50V113ZM64 112V113H63ZM87 112V113H86ZM92 112H94V113H92ZM131 112H133L132 114H133V116L132 117H134L132 120H135L136 118H135V116L137 117V119H138V121H137V119H136V121H135V123L136 124H138L137 125V127H135V129H137V130H140V131H136V132H134L133 130H134V127H133V130H132V132L134 133H132L131 132V134L132 135H130L129 133H130V131H131V129L132 128H130V130L128 131V129H129V127H132V126H130L129 125V123H132V121H131V116H130V114H131ZM142 112V113H141ZM191 112V113H190ZM215 114H214V113ZM7 113V114H6ZM16 113V114H15ZM36 113V114H35ZM44 113V114H43ZM57 113V114H56ZM66 113V114H65ZM72 113V114H71ZM73 113H74V115H73ZM76 113V114H75ZM82 113V114H81ZM103 113H105V114H112V115H110V117L112 116V120L113 121H116V123L117 124H115V122H113V121H111V123H110V126L112 125V127H114L115 125H118L117 126V128H116V126H115V128L116 129H118L117 131H119V130H121V131H119V132H117L115 135H119V136H121L122 135V137H120L121 139L122 138H124L123 137V134H124V136L126 137L125 138V140L127 139H129L128 140V142H130L131 143V146H130V144H129V147L128 146H126V147H128V148H133L132 147V140H133V143L134 142H136L137 141V139H138V143H141V145H143V146H145V144H142V143H146L147 145L149 144V143H151V144H149L148 146L149 147H145V148H142L141 146V148H139V152L141 153L142 151V153H141V156H142V159L144 158V159H148V161L147 160H145V161H147L146 162V164H145V162H142L143 164H145V165H147V164H149V163H151L152 162V160H158V159H160V157H162V155L161 154H163V153H160L159 155H160V157H159V155L157 154V152L155 151V145L157 144L156 143V140H158V138H161V136H162V139H164L165 137H166V133L167 134H169L168 133V130L169 131H171V133H173V135H174V133H175V131L176 130H179L178 132L176 131V133H175V135L174 136H176V134L177 133H180V135H181V137H180V140L182 139V141H180V144H182V143H184V145L182 144V148L184 149V147H185V149L183 150V149H181V150H183V152L186 150H188L187 148H189V150H190V148H191V153L193 154V156L194 157H196L197 156V158H199V156L201 157V158H199V160L201 159V162L202 163H200L199 162V160H197V158H195L196 160H194V157H191V155L192 154H188V152H187V155H186V153H184L185 154V156H189V157H191V158H193L192 160H194V163H197L198 162V165H199V163H200V168H197V169H199V170H197V169H195L194 168V166H196V164L194 165V164H192L193 163V161L192 160H190L191 158H187L188 159V161L187 162H189V160H190V164H192L191 166H193L192 167V170L193 169H195V170H193L194 172H196L195 173V175H196V177H194V172L192 173V170H191V166L189 167V169H188V172H189V174L191 173V175L190 176H193V178H196L197 180L195 181V185H193V183L191 182L192 180H190V178L191 177H189V175L185 172L184 174L183 173H181V175L183 174L184 176H186V174L188 175V176H186V178L187 177H189L188 178V182L187 183H192V184H190V185H193V186H191V188L192 187H197L196 189H198V192L199 193H197V194H200L199 196H198V198H199V202H201L200 201V199H203L202 201V203H200V204H205V207H203V209L205 208V210H203L205 213H203V214H201L202 216H200V213H202V210H201V206H203V205H201L200 206V204H194V205H192L191 203H194V202H196L197 200H198V198L197 197H194V196H197L196 194L194 195V196H192V197H194L195 198V200L196 201H194L193 199L194 198H192V200H190V199H188L187 197H188V195L187 194H190L191 195V192L192 191H194L193 193H196L197 191L195 190V188H192V189H194V190H192V191H190V185L188 184L187 186L185 185V184H187L186 183V181H185V179L184 178H182L184 181H185V183H184V187H185V190L187 189V187H189L187 190L188 191H190L189 193H187V194H185L184 196H186L185 197V199L187 198L188 200H190V201H192V202H188L187 203V201L188 200H186V201H184V204H191V206H186V205H184L183 204V202H182V204L184 205V206H181L182 204H180V209H181V213L179 214L177 211H176V209L172 206V204L170 203V202H168V200H167V198H171L170 196H173L172 194L170 195V193L168 194V188H169V186H171L174 182L176 183H174L175 185H178L179 184V182L181 181L182 182V179H180V181H178L177 182V180L175 179L176 177L175 176H173V172L174 171H176L175 172V174L177 173V175H178V177H177V179H179L180 177L179 176H181L180 175V172L182 171H184L181 167H183V168H185V169H187L188 167H184V166H181L180 167V170L178 171V170H172V171H170V170H168V173L166 172V169H165V171L163 170V169H161V170H159V169H155L154 167H152V166H148L149 168L150 167H152V170H153V168L155 169V171H158V173L157 172H153V171H151V172H149V171H146L145 169H141L142 168V166L140 167V165H138L139 163H136L137 164V168H138V166L140 167V169H137L136 171H135V169H136V167H134V169L133 168H131V166H129L128 168L129 169H131V170H127V166L128 165H130L129 164V162H126V163H128V165L127 164H125V165H127L126 167H125V165L124 166H122V164L124 163L123 161H120L121 160V157H122V159L123 158H125V155H126V153H125V155H123V153L122 152H124V151H122L123 149L125 150V152H129V150H133V149H125L126 147L124 146L125 145V143H124V145H123V143L121 144V142H124V141H120V139H119V144H121L124 148H121L120 146L121 145H119V144H117L116 142V144H114V143H112L113 141V139L111 138V139H108V137L110 138V136L109 135H111L110 133H112L113 132V130H112V132L111 131H109V128H107L106 130L108 131V133H107V131L103 128V130L101 129L102 128V125H103V127H104V124H105V120L104 119H106L107 120V125L105 126V127H107V126H109V122H110V120L111 119H108V118H110L109 117V115H108V118H105L106 116H105V114H103ZM126 113H127V115H126ZM136 113L137 114H139L138 116L136 115ZM189 113V114H188ZM20 114V115H19ZM59 114V115H58ZM65 114V115H64ZM69 114V115H68ZM79 114H81V115H79ZM84 114V115H83ZM89 114L91 115V114H93V116H90L89 117ZM115 114V115H114ZM129 114V115H128ZM131 114V115H132ZM142 114H143V116H142ZM150 114V115H149ZM152 114H154V115H152ZM42 115H44V116H42ZM46 115H48V116H46ZM51 115V116H50ZM58 115V116H57ZM76 115V116H75ZM87 115V116H86ZM95 115H97V116H95ZM103 115L105 116L104 118H103ZM124 115V116H123ZM135 115V116H134ZM147 115V116H146ZM4 116L3 117H1L0 118V120L1 121H3V122H5L2 118H4ZM24 116H26V117H24ZM57 116V117H56ZM63 116H65V117H63ZM69 117V119H67V117ZM72 116V117H71ZM101 116V117H100ZM129 116L131 117L130 119H128L129 118ZM140 116H141V118H140ZM145 116V117H144ZM150 116H153L154 118H156V119H154V120H152L153 119V117L151 118ZM196 116V117H195ZM5 117V118H6ZM17 117H18V119H17ZM48 117V118H47ZM50 117V118H49ZM53 117H55V118H53ZM63 117V119H61ZM71 117V118H70ZM77 117V118H76ZM87 119H86V118ZM94 117V120L92 119ZM96 117V118H95ZM10 118H12V119H10ZM59 120V122H58V120ZM75 118H76V120H75ZM90 118H91V120H90ZM100 118V119H99ZM121 118V119H120ZM146 118V120L144 121V119ZM148 118H149V120H151V121H149L148 120ZM181 118V119H180ZM51 119V120H50ZM62 120V122L63 123H61V124H63V126L60 124V122H61V120ZM66 120V124L64 123L65 122V120ZM71 119V123H68V121ZM85 119V120H84ZM90 121H89V120ZM101 119H103V121L101 122V121H99V120H101ZM6 120V119H5ZM6 120V121H7ZM30 122H29V121ZM47 120V121H46ZM54 120H56V121H54ZM80 120L81 121H84L85 123H83V122H80ZM89 121V123H87L88 121ZM108 120H109V122H108ZM157 120H158V122H157ZM208 120V121H207ZM23 121V122H22ZM54 121V122H53ZM74 121V122H73ZM87 121V122H86ZM126 121V122H125ZM141 121H142V123H143V121L145 122V123H147V127H149V125L150 124H153L154 122V124H153V126L154 125H159V124H163V125H161V126H163L161 129L162 130H164V132L165 133H163V132H160L161 130H158V133H160V137H158L157 138V136H158V134H157V136H156V134L154 133V135L156 136V140H155V136H152L153 135V133H152V135H151V131H149V135L148 134H146V133H148V132H145L146 131V128H145V126H144V129H143V127H141L142 125H144V124H142L141 123ZM153 121V122H152ZM182 121V122H181ZM2 122V123H3ZM11 122H9V124H8V122H5L8 126V128H10V129H7V130H10L9 132H10V134L12 133V131L14 130V129H16L14 126L16 125H11L10 126V124H12ZM47 122V123H46ZM54 123V125H53V123ZM57 122V123H56ZM76 122V123H75ZM92 122V123H91ZM94 122L95 123H97V126H95L94 125ZM99 122V123H98ZM160 122H162V123H160ZM190 122V123H189ZM5 123H4V125H5ZM27 123V124H26ZM52 123V124H51ZM67 123H68V125H67ZM75 123V124H74ZM82 123V124H81ZM101 123H102V125H101ZM133 124L134 126L136 125V124ZM150 123V124H149ZM56 124V125H55ZM58 124V125H57ZM75 126H74V125ZM76 124H78V125H76ZM83 125V126H81V125ZM84 124H87V125H84ZM115 124V125H114ZM131 124V125H132ZM141 124V125H140ZM189 124V125H188ZM37 125V126H36ZM90 125V126H89ZM94 125V126H93ZM121 125V126H120ZM126 125H128V127L126 126ZM140 125V126H139ZM146 125V124H145ZM10 126V127H9ZM12 126L14 127V129L12 128ZM19 126V127H20ZM33 126V127H32ZM60 126H61V128H60ZM68 126H71V127H68ZM72 126H74V127H76V130L74 129V127H72ZM79 128H78V127ZM88 127V129H87V127ZM101 126V128H99ZM6 127V128H7ZM19 127H17V129L19 128ZM27 127H28V129H27ZM36 127V128H35ZM40 127H42V129L40 128ZM50 127V128H49ZM53 127V128H52ZM64 127V128H63ZM85 130V132H84V130L82 129V128ZM89 127H90V129H89ZM95 127L97 128V130H102V132L104 131V134H105V132H106V134L104 135V134H102V132L101 131H98L99 132V134L97 133V131H96V129H95ZM11 128H12V131H11ZM34 128V129H33ZM44 128V129H43ZM60 128V129H59ZM69 128V129H68ZM95 129V131L94 130H92V129ZM142 128V129H141ZM158 128V127H157ZM164 128V129H163ZM169 128V127H168ZM17 129L15 130V131H17ZM21 129H18V132L21 130ZM32 129H33V131H32ZM66 129V131L64 132V130ZM70 129H73V130H70ZM113 129V128H112ZM31 130V131H30ZM45 130V131H44ZM50 130V131H49ZM63 130V131H62ZM68 130V131H67ZM81 130V131H80ZM91 132H89V131ZM115 130V129H114ZM142 130H143V132H145V137L147 138H145L144 136H143V132H142ZM148 130V129H147ZM167 132H166V131ZM195 130V131H194ZM35 131H37V132H39V133H37V132H35ZM49 133H48V132ZM74 132L75 133V131L78 133H72V132ZM88 131V132H87ZM123 131V132H122ZM14 132V131H13ZM25 132L23 133V132H21L20 131V133H23V135L25 134ZM35 132V133H34ZM46 134H45V133ZM69 132L71 133V134H69ZM83 132V133H82ZM93 132V133H92ZM110 132V133H109ZM123 133V134H119V133ZM137 132H139L140 133V135H138V134H136ZM142 132V133H141ZM15 133V132H14ZM17 133V132H16ZM42 133V134H41ZM82 133V134H81ZM87 133V134H86ZM115 133V131L113 132V134ZM127 133H128V135H127ZM170 133V134H171ZM13 134V133H12ZM27 134V133H26ZM25 134V137L24 138H26V136H29V135H26ZM39 134V135H38ZM43 134H45L46 136H43ZM51 134H53V135H51ZM56 134V135H55ZM59 134V135H58ZM65 134V135H64ZM73 134H74V137H72L73 136ZM95 134V135H94ZM107 134H108V137H107ZM112 134V135H113ZM163 134V135H162ZM169 134V135H170ZM183 134V135H182ZM199 134V135H198ZM9 135V134H8ZM16 135V134H15ZM39 137H38V136ZM72 135V136H71ZM80 135V136H79ZM112 135H111V137H112ZM115 135H113V136H115ZM136 135H138V136H136V138H133V137H135ZM147 135V136H146ZM169 135H167V137H166V139H168V137H169ZM172 135V136H173ZM198 135V136H197ZM13 137H14V134L12 135ZM18 136H19V134H17L16 135V138L15 139H18ZM56 136V137H55ZM83 136H88L87 138H85L84 139V137ZM90 136V137H89ZM94 137V140H97L96 138H98V136H99V138H98V140L97 141H99V143L97 142V141H94V140H92L91 139V137ZM105 136H106V142H107V144L109 145V143L111 144V145H118L119 147H120V150L122 151H120V153H119V158H120V160L119 159H117L118 158V155H116L115 153H113V151L114 152H116L118 149H116L115 150V148H117L116 146H114V148H113V151L112 152H109L110 150L109 149H111L113 146H111V148L109 147V149L107 150L106 149V147L107 146H105V145H107V144H105L104 143V141H105ZM118 136V137H119ZM131 136H133V137H131ZM149 136H152L153 138H151V137H149ZM171 136V135H170ZM182 136H183V138H182ZM7 137H9V136H7ZM34 137H31V139L29 138V140L31 141L32 139L35 141V138ZM54 138V140H53V138ZM59 138V139H56V138ZM101 137H103V138H101ZM118 137H116L117 138V142H118ZM143 137V138H142ZM19 138H20V140L17 142V143H20V141H22V142H24V143H21V144H24V145H22V147L24 146L25 147V144L27 145L28 144V146H29V141H27V142H29V143H27V142H25L27 139H24V141H23V136H22V138H21V134H20V136H19ZM36 138V139H37ZM46 138H51V140L53 141V142H50L51 140L50 139H46ZM78 138V139H77ZM79 138L81 139V140H79ZM82 138L84 139L83 141H82ZM140 138H142V139H140ZM170 138L171 137H169V140H170ZM4 139V138H3ZM10 139H12L11 138V136L9 137V140ZM62 141H61V140ZM64 139V140H63ZM67 139V140H66ZM6 140H7V138H6ZM9 140H7V143H8V141ZM14 140V139H13ZM41 140V141H40ZM90 140H92L91 142H88V141ZM109 140H111L112 142H108ZM124 140V139H123ZM155 140V141H154ZM4 141V140H3ZM11 142H12V140H10ZM15 141V140H14ZM17 141V140H16ZM54 141L55 142H57V143H55L54 144ZM59 141H60V143H59ZM100 141H103V143L105 144H101V142ZM114 141H115V139H114ZM145 141V142H144ZM149 141V142H148ZM76 142V143H75ZM78 142V143H77ZM95 142V143H94ZM13 143V142H12ZM12 143H10L9 142V144H12ZM16 143V142H15ZM17 143H16V145H17ZM34 143V145L33 146H31V147H29L30 149L31 148H33L34 146H36L35 145V142H33ZM33 143H31V144H33ZM44 143V142H43ZM68 143V144H67ZM70 143V144H69ZM81 143H84V144H81ZM93 143V144H92ZM127 143V142H126ZM137 143V142H136ZM155 144L154 146H153V144ZM8 144V145H9ZM30 144V145H31ZM97 144H99V146L97 145ZM197 144V145H196ZM203 144V145H202ZM16 145H14V143H13V146H16ZM40 145H44V144H40ZM40 145H38L37 144V147L38 146H40ZM61 145L59 146V147H61ZM69 146V148H68V146ZM97 145V146H96ZM127 145V144H126ZM138 146L140 145V144H137ZM150 145H152V146H150ZM187 145V146H186ZM12 146V145H11ZM13 146H12V148H13ZM18 146V145H17ZM16 146V147H17ZM20 146V145H19ZM27 146V147H28ZM70 146H72V147H70ZM87 146V147H86ZM90 146H93V147H91L90 148ZM104 146V147H103ZM134 146L136 147V145H135V143H134ZM137 146V147H138ZM184 146V147H183ZM189 146V147H188ZM15 147V148H16ZM21 147V148H22ZM41 147V146H40ZM44 147V146H43ZM67 147V148H66ZM100 147H101V149H100ZM103 147V148H102ZM118 147V148H119ZM134 147V148H135ZM1 148H3V147H1ZM10 148V147H9ZM21 148H19V150H21ZM51 148V149H52ZM56 148H58V147H55V148H53V151H54V149H56ZM74 148H76L75 150H74ZM78 148V149H77ZM86 148V149H85ZM88 148V149H87ZM89 148H90V150H89ZM94 148V149H93ZM152 150H151V149ZM200 148V149H199ZM4 149L5 148H3L2 150H0V151H2V153L3 152H6V151H4ZM17 150H18V148H16ZM16 149H15V151H14V148H13V152H15V154L17 153V155H18V152L16 151ZM26 149V148H25ZM29 149V150H30ZM45 149V148H44ZM43 149V150H44ZM64 149H63V151H64ZM69 149H71V150H69ZM96 149H97V151H96ZM104 149V150H103ZM108 151H106V150ZM137 149V148H136ZM143 149V150H142ZM144 149H147L148 150V152H144ZM149 149L151 150V151H149ZM6 150V149H5ZM23 150H24V148H23ZM35 151V149H32L31 151L33 152V153H36L37 152V150H36V152H34ZM39 150H40V148H39ZM38 150V151H39ZM42 149L40 150L41 152L43 151ZM82 150V151H81ZM93 150V151H92ZM112 150V149H111ZM127 150V151H126ZM138 150V149H137ZM137 150H135V151H133V153L132 154H134L135 152L137 153V154H140V153H138L137 152ZM156 152H154V151ZM180 150V151H181ZM188 150V151H189ZM193 150H195V152L193 151ZM206 150V151H205ZM39 151V152H40ZM52 151V150H51ZM52 151V152H53ZM57 151H61L62 153H63V151L61 150V148H60V150H57ZM70 151V152H69ZM71 151H73L72 153H71ZM78 151H80V154H79V152ZM102 151H106V153H104V152H102ZM119 151V150H118ZM185 151V152H186ZM205 151V152H204ZM7 152H9V150L7 151ZM5 153V154H7V156L9 155L8 153ZM13 152H11V153H13ZM22 152V151H21ZM20 152V153H21ZM25 151H23L22 153H24ZM27 152H28V150H27ZM44 153H45V150L43 151ZM42 152V153H43ZM47 153L49 152V149H48V151H46ZM65 152V151H64ZM83 152V153H82ZM86 152V153H85ZM92 152V153H91ZM130 152H132V151H130ZM153 152L155 153V155L157 154V159H155L156 158V156L154 155V157H153ZM183 152H181L180 153V155L181 154H183ZM29 153V152H28ZM54 153H55V151H54ZM60 153V152H59ZM95 153V154H94ZM97 153V154H96ZM99 153V154H98ZM105 155H104V154ZM108 153V154H107ZM116 153H118V152H116ZM148 153H152V156H150L151 154H149V155H147ZM189 153H190V151H189ZM195 153V154H194ZM200 153V154H199ZM25 154V153H24ZM41 154V153H40ZM50 155H51V153H49ZM56 154L57 153H55V155L54 156H56ZM61 154V153H60ZM65 154V153H64ZM111 154H114V155H111ZM122 154V155H121ZM129 154V153H128ZM128 154L126 155V156H128ZM131 154V153H130ZM131 154V155H132ZM136 154V155H137ZM183 154V155H184ZM197 154V155H196ZM2 155V154H1ZM0 155V156H1ZM12 155V154H11ZM13 155H14V153H13ZM21 155V154H20ZM23 155V154H22ZM27 155V154H26ZM25 155V156H26ZM44 155V154H43ZM42 155V156H43ZM45 155H47V157L46 158H48V154H45ZM49 155V156H50ZM74 155V156H73ZM76 155H77V159H76ZM84 155V156H83ZM107 155L108 156H114V159H113V157L112 158H110V157H107ZM115 155H116V157H115ZM148 156V157H144V156ZM3 156H5V155H3ZM2 156V157H3ZM16 156V155H15ZM15 156H12V157H14L13 159H11L12 157H10L9 158V161L11 162V160H12V162L14 161H16V160H14L15 159ZM19 156V155H18ZM18 156L16 157V158H18ZM29 156H30V153H29ZM28 155L25 157L26 159H23L24 158V156L23 157H21V156H19V158L20 159H22L23 161H25V160H27V157L28 158H30ZM33 156V155H32ZM39 156V154L35 157L36 159H37V157ZM52 156V155H51ZM57 156H59V155H57ZM61 156V155H60ZM59 157L60 159H58V160H60L61 161V158L62 159H64V163H65V157ZM106 156V157H105ZM121 156V157H120ZM133 156V155H132ZM135 156V155H134ZM133 156V157H134ZM139 156V155H138ZM185 156H183V157H185ZM41 157V156H40ZM40 157H38V158H40ZM45 157H43V158H45ZM81 159H80V158ZM91 157V158H90ZM99 157V158H98ZM131 156L129 155L128 157H127V159L128 158H130ZM137 157V156H136ZM135 157V158H136ZM150 157H153V159L151 160L150 159ZM183 157L181 156L180 157V159H183ZM1 158V157H0ZM4 158V157H3ZM32 158H34V157H32ZM34 158V159H35ZM50 158V157H49ZM94 158V159H93ZM135 158H133L134 159V161L135 160H137V162H138V158L139 157H137V159H135ZM141 158V157H140ZM186 158V157H185ZM210 158V159H209ZM2 159V158H1ZM5 159H6V157H5ZM11 159V160H10ZM35 159V160H36ZM55 159H57V157L55 158ZM86 159V160H85ZM98 159V160H97ZM102 159H104V160H102ZM107 159H109V160H107ZM143 159V160H144ZM186 159V160H187ZM208 159V160H207ZM4 160V159H3ZM8 160V159H7ZM7 160H5V161H7ZM17 160H19V159H17ZM21 160V161H22ZM41 160V159H40ZM51 160H53V158H51L50 159V161ZM82 160V161H81ZM112 160H113V162H112ZM116 160L118 161V162H116ZM124 160H126V159H124ZM131 160H132V158H131ZM131 160H127V161H131ZM141 160V159H140ZM184 160V159H183ZM182 160V161H183ZM8 161V162H9ZM21 161L19 162L20 164H21ZM22 161V162H23ZM38 161V160H37ZM37 161H35V162H37ZM50 161H48V162H50ZM68 161H66L67 163H69ZM77 161H79L78 163H77ZM87 161V162H86ZM88 161H90V162H92V163H90V162H88ZM142 161V160H141ZM141 161H140V164L141 165H143L142 163H141ZM149 161H151V162H149ZM191 161H192V163H191ZM196 161V162H195ZM209 161V162H208ZM8 162H6V163H8ZM16 162H18V161H16ZM25 162H31L32 163V161L29 159L28 161H25ZM24 162V163H25ZM34 162V161H33ZM41 162L43 163V160H41ZM44 162H45V165H46V161L44 160ZM52 162V161H51ZM51 162L50 163H48L49 165H47L48 167H44V170H45V168L48 170V168H50V166H54V167H58V165H60V166H62V164L60 163V164H56V160H55V165H54V162H53V164L52 165H50L51 164ZM83 163V165H82V163ZM84 162H86V163H84ZM112 162V163H111ZM120 162V163H119ZM123 162V163H122ZM132 163H131V165L132 164H134L133 163V160L131 161ZM136 162V161H135ZM0 163H1V167H4V166H2V165H5L6 167H8L7 165H6V163L5 164H3L1 161H0ZM19 163H17L18 165H19ZM38 163V162H37ZM36 163V164H37ZM40 163V162H39ZM59 163V162H58ZM63 163V162H62ZM63 163V164H64ZM72 163H69V164H67V166L69 167L68 168V170H67V168H63V166L61 167V168H63V169H65V173H66V170L69 172V169H70V167H71V164ZM91 164V166L89 165V164ZM114 163V164H113ZM209 163V164H208ZM14 164H16V163H14ZM23 164V163H22ZM27 164V163H26ZM26 164H24V165H26ZM110 164V165H109ZM112 164V165H111ZM117 164V165H116ZM118 164H121V166L120 165H118ZM201 164H202V166H201ZM11 165V164H10ZM23 165V166H24ZM28 165H30V163L28 164ZM34 164H32V166L31 167H34V166H36V165H34ZM43 165V164H42ZM73 165V164H72ZM107 165V166H106ZM145 165H143V166H145ZM212 167H211V166ZM13 166H17V165H13ZM12 165H11V168L13 167ZM20 166V165H19ZM22 166V165H21ZM20 166V167H21ZM52 166V167H53ZM104 166V167H103ZM10 167V166H9ZM19 167V168H20ZM24 167H26V166H24ZM24 167H22V169H26V168H24ZM29 166H27V168H28ZM36 167H38V166H36ZM43 168L42 166H39L38 168ZM53 167V168H54ZM56 167V168H57ZM65 167H66V165H65ZM74 167V168H73ZM90 167V168H89ZM92 167V168H91ZM100 167V168H99ZM120 167H122V169L120 168ZM124 167V168H123ZM147 167V166H146ZM197 167H199V166H197ZM201 167H202V169H201ZM37 168V169H38ZM95 168V169H94ZM119 168V169H118ZM4 169V168H3ZM5 169H8V168H5ZM10 169V168H9ZM8 169V170H9ZM18 169V167L16 168V170ZM21 169V168H20ZM30 169V168H29ZM29 169H28V171H29ZM33 171H34V169L33 168H31ZM37 169H35L36 171V173L38 172V170ZM51 170H49V176H50V172L51 171H54V170H52V168H50ZM58 169V168H57ZM57 169H55V172H58V170ZM70 169V174H71V170ZM13 170H15L14 168L11 170V171H13ZM31 170V171H32ZM47 170H46V172H47ZM133 170L135 171V173H137V171L138 170H141V171H139L138 172V174H135V173H133ZM142 170H144L143 172H142ZM148 170V169H147ZM5 171V170H4ZM4 171H0V172H4ZM123 171V172H122ZM132 171V172H131ZM164 171V174H165V176H166V181H165V177H163L164 176V174L162 173ZM197 171H198V173H197ZM20 172V171H19ZM23 172V171H22ZM21 172V173H22ZM35 172H31L32 173V175L35 173ZM45 171H44V173H46ZM60 172V174L62 173L63 174V172L60 170L59 171ZM100 172L102 173V174H100ZM105 172V173H104ZM143 174H142V173ZM145 172H148V173H150V174H148V173H145ZM172 172V173H171ZM5 173V172H4ZM4 173H2V175H3V177L5 176L4 175ZM6 173L8 174V172H7V170H6ZM28 172H27V170H26V173L25 174H27ZM39 173V172H38ZM48 173V172H47ZM69 173L68 174H65L64 175V178H63V180L65 179L66 180V178H65V176H69ZM77 173V174H78ZM99 173V174H98ZM113 173V174H112ZM118 173H119V176H120V178L118 177H116V175H118ZM139 173H141L142 175H140ZM144 173H145V175H144ZM153 173V174H152ZM154 173L156 174L155 175V177H154ZM160 173V174H159ZM179 173V174H178ZM201 173V174H200ZM6 174V175H7ZM9 174H10V171H9ZM30 174V173H29ZM40 174H43V171L40 173ZM40 174H39V176H40ZM52 174V173H51ZM54 174V178L56 177L55 176V173H53ZM58 174V173H57ZM56 174V175H57ZM105 174V175H104ZM131 174V175H130ZM135 174V175H134ZM148 174V175H147ZM162 174V175H161ZM169 174H172V177H174V178H172ZM198 174V175H197ZM16 175H17V177H18V175H20L21 176V174H19V173H17L16 172ZM31 175V174H30ZM32 175L31 176H29L30 178L32 177ZM46 175V174H45ZM59 175V174H58ZM140 175V176H139ZM147 175V178H149L150 176L151 177H153V178H150V180L149 179H147L146 177H144V176H146ZM150 175V176H149ZM161 175V177H159ZM167 175L169 176V179H168V177H167ZM200 175V177H197V176H199ZM202 175V176H201ZM1 176V175H0ZM10 176H11V174H10ZM12 176H15L14 174H12ZM19 176V177H20ZM23 176V175H22ZM39 176L37 177L38 179H39ZM46 176H48V175H46ZM52 176V175H51ZM59 176H61V175H59ZM59 176H57V178L59 177ZM68 176H67V178H68ZM69 176V177H70ZM87 176V177H86ZM158 176V177H157ZM183 176V177H184ZM2 177V176H1ZM0 177V184H2L1 182H2V179H3V177L1 178ZM7 177V176H6ZM5 177V178H6ZM17 177H15V178H17ZM26 179H27V177H28V174L26 175V176H24ZM24 177H22V180H23V178ZM36 177V176H35ZM53 177V176H52ZM62 177H63V175H62ZM83 177H84V179L85 178H89V179H87L88 180V182H86L87 183V185L89 186H87L86 185V183L84 182L85 180L83 179ZM94 177V176H93ZM110 177V178H109ZM123 177V178H122ZM133 177V178H132ZM135 177V178H134ZM171 177V178H170ZM8 178H9V175H8ZM7 178V179H8ZM11 178V177H10ZM9 178V179H10ZM24 178V179H25ZM34 178V177H33ZM32 178V179H33ZM41 178V177H40ZM45 178V177H44ZM44 178H42L43 180H44ZM47 178V177H46ZM45 178V179H46ZM54 178H50L49 177V180H48V182L49 181H51V183L52 182H54V181H57V180H55ZM60 178V177H59ZM71 178L69 179H67V180H69V181H71ZM80 177H77L76 178V180L77 179H79ZM108 178V179H107ZM121 178H122V180H121ZM155 178V179H154ZM164 178V179H163ZM193 178H191V179H193ZM199 178V179H198ZM8 179V180H9ZM25 179V180H26ZM30 180V179H28V180H30V184H31V182L32 181H35V180ZM34 179H36V178H34ZM41 179V180H42ZM51 179V180H50ZM80 179V180H81ZM111 179V180H110ZM113 179V180H112ZM144 179V180H143ZM152 179V180H151ZM157 179V181H155ZM173 179H175L176 181H174V182H172L173 181ZM10 180H12L11 182L13 183V180H16V179H10ZM9 180V181H10ZM21 180V182H23ZM27 180V181H28ZM54 180V181H53ZM62 180V179H61ZM65 180H64V182H65ZM84 180V181H83ZM97 180V181H96ZM118 180H120V181H118ZM124 180V181H123ZM148 180V181H147ZM169 180H171V184H170V181ZM9 181H6V182H8V183H10L11 184V182H9ZM17 182H19L18 180H16ZM39 181V180H38ZM37 180H36V182H38ZM69 181H66V182H68V183H70L71 185H72V187L75 189V185H73L72 184V182H69ZM108 181V182H109ZM127 181V182H126ZM141 181V182H140ZM161 182L160 184H159V182ZM164 182V184H163V182ZM194 181V180H193ZM4 182V181H3ZM6 182H4V184H5V186H7L6 185ZM41 182V181H40ZM40 182H38V183H40ZM45 182V181H44ZM48 182H46V183H48ZM58 182V181H57ZM124 182V183H123ZM131 182V183H130ZM150 182V183H149ZM167 182V183H166ZM180 182V185H178L180 188H181V185H182V183ZM20 183V182H19ZM25 183H26V181H25ZM24 183V186L26 185ZM34 184H35V182H33ZM50 183V182H49ZM58 183H61L60 181L58 182ZM84 183H85V185L86 186H83L84 185ZM105 183V182H104ZM119 183V184H118ZM122 183H123V185H122ZM142 183V184H141ZM15 184V183H14ZM14 184H12V187H13V185ZM30 184H28V182H27V185H30ZM41 184H42V182H41ZM41 184H39V185H41ZM55 184H57L56 182H54L53 183V185H55ZM62 185H64L63 187H66V185L63 183V181H62V183H61ZM93 184V185H92ZM121 184V185H120ZM127 184V185H126ZM155 184H157V185H159V187L162 185V187H160V188H162V190L165 188V186H166V189H168V190H166V189H164V190H166L165 191V195H163L162 193H164V191H162L158 186H155ZM169 184V185H168ZM173 184V185H174ZM3 185V184H2ZM16 185V184H15ZM26 185V186H27ZM32 185L33 184H31V187H32ZM37 185V184H36ZM44 185H45V183H44ZM44 185L41 187V189L43 188V189H45V192H44V194H46V196H48V195H51V194H48L47 195V192L51 189L50 187H48V184L45 186L47 189L49 188V190L48 191H46L47 189L46 188H44ZM50 185V184H49ZM67 185H69V184H67ZM71 185H70V187H71ZM100 185H102L101 187H103V188H101L100 187ZM114 185H115V187H114ZM130 185V186H129ZM138 185V186H137ZM173 185L171 186V189L173 190V189H175V188H173ZM5 186H4V188H5ZM17 186H18V184H17ZM24 186H22V187H24ZM58 186V185H57ZM56 186V187H57ZM108 186V187H109ZM123 186V187H122ZM125 186V187H124ZM149 186V187H148ZM163 186H164V188H163ZM167 186H168V188H167ZM178 186H176V189H177V187ZM200 186V187H199ZM3 187V186H2ZM2 187H0V189L2 190L3 188ZM10 186H7V188H9ZM16 187V186H15ZM15 187H13V188H15ZM20 188H21V184H20V186H19ZM19 187H18V189H19ZM51 187H53V188H55V186H52V184H51ZM58 187H60V184H59V186ZM57 187V189H59ZM62 187V188H63ZM68 188V190H66V188L64 189L65 191H68V192H72V191H69V190H73V192H75L76 193V190L74 191V189H72V187H71V189H70V187L69 186H67ZM79 187V186H78ZM78 187L76 188V189H78ZM87 187V189L89 190H87V189H85L86 191V193L84 192V188H86ZM97 187V188H96ZM118 187V188H119ZM133 187H134V192H133ZM137 187V188H136ZM153 187H155L154 188V190H153ZM175 187V186H174ZM178 187V189H180ZM202 187V188H201ZM204 187V188H203ZM12 188V190L14 191V189ZM17 188V187H16ZM15 188V191L14 192H16L17 193V190L18 189H16ZM24 188H26V187H24ZM61 188V189H62ZM106 186H105V188H104V190H106ZM127 188H129V189H127ZM156 188H157V190H156ZM183 188V187H182ZM180 189L179 191L180 192H177L178 191V189H177V191L175 192V190H173L174 191V194H181V193H183V191L185 192V190L184 189ZM201 188V189H200ZM28 189H30L29 187H28ZM33 189V188H32ZM32 189H30V190H27V189H25V191H23V188H22V192H25V194H27V195H25V194H23V195H25L24 197L22 196V198H24L27 202H31L32 203V199H33V202L35 201V199L37 198H35L34 199V197H35V193L33 192V194H35V195H32L31 194V190ZM40 189V188H39ZM39 189H38V191H39ZM56 189V191L58 192V194H59V191H61V189H59V190H57ZM91 189V190H90ZM112 189H113V191L115 190L116 192L114 193V195H111V193H112ZM131 189V190H130ZM159 189V190H158ZM170 189V190H171ZM200 189V190H199ZM5 191H6V188L4 189ZM21 190V189H20ZM52 190V189H51ZM121 190V191H122ZM127 190H128V193H127ZM170 190H169V192H170ZM171 190V191H172ZM183 190V191H182ZM4 191V192H5ZM7 191L8 192H13V191H11V188H10V190L9 189H7ZM29 191V192H28ZM34 191H37V190H35V188H34ZM37 191V192H38ZM41 191V190H40ZM40 191H39V193H40ZM88 191V192H87ZM160 191V192H159ZM161 191H162V193H161ZM173 191L171 192V193H173ZM182 191V192H181ZM187 191V192H188ZM196 191V192H195ZM202 192V194H201V192ZM1 192V191H0ZM4 192L2 191V193H0V195L2 196L3 194H4ZM8 192H5L6 194H5V196H7V193ZM14 192L12 193V195L11 196H13V197H16V195L14 196L13 194H14ZM21 192V191H20ZM28 192V193H27ZM54 192H55V190H54ZM53 191H52V194H56V193H54ZM62 192V191H61ZM84 192V193H83ZM109 192V191H108ZM119 192V193H118ZM145 192V193H144ZM166 192H167V194H168V196L169 197H164V196H167V194H166ZM10 193H8V195L10 194ZM18 193H19V190H18ZM30 193V194H29ZM63 193V192H62ZM62 193H61V195H62ZM74 193V194H75ZM89 193V194H90ZM98 195H97V194ZM117 193H118V195H117ZM134 193V194H133ZM136 193V194H135ZM21 194V193H20ZM19 194V196L17 195V197H16V199L18 200V198H21V195ZM43 194V195H44ZM58 194H57V196H53V198H52V196H50L51 197V199H52V201H54L55 202V200L56 199H54V198H56L57 197V200L61 197L60 195L58 196ZM64 194L66 195V194H68V193H65L64 192ZM88 194V195H89ZM95 194H96V196H95ZM113 194V193H112ZM117 196H116V195ZM29 195V196H28ZM37 195H38V193H37ZM36 195V196H37ZM43 195L42 196H40V195H38V197H41L42 199H43ZM65 195H62V199H64L63 197L65 196ZM69 196H70V194H68ZM87 195V194H86ZM87 195V198L89 199V198H91L90 196L91 195H89L88 196ZM103 195V194H102ZM183 195V194H182ZM189 195V196H190ZM207 195V196H206ZM34 196V197H33ZM72 196V195H71ZM75 196H78V195H74V197ZM83 196V195H82ZM95 196V197H94ZM131 196V195H130ZM139 198H138V197ZM149 196V197H148ZM184 196H181L182 198L184 197ZM7 197H9V196H7ZM7 197L5 198L4 196H3V198L4 199H6V200H10L11 198L13 199V201L15 200V198H13V197H9L8 199H7ZM26 197H28V199L26 198ZM50 197L48 196L47 198H49V201H51L50 200ZM59 197V198H58ZM65 197H67V195L65 196ZM132 197V196H131ZM178 198H179V195L177 196ZM176 196H175V198L178 200V198H177ZM191 197V196H190ZM1 198V197H0ZM21 198V199H22ZM31 198V199H30ZM40 198V199H41ZM45 199H46V201L48 200L46 197H44ZM71 198H73V197H70V200L67 202H65V201H61V202H64L68 207H70V209H71V205H73L74 206V204H76L77 202H79V200L82 198L81 196L80 197H76L75 198V201H74V199H73V201H74V203L73 204H71L70 205V203L69 202H72L71 200ZM78 198V199H77ZM80 198V199H79ZM93 198H91V199H93ZM97 198H99V199H97ZM142 198V199H141ZM165 198H166V200H165ZM181 198V199H182ZM197 198V199H196ZM2 199V198H1ZM0 199V204L2 205V203H3V201H4V199L3 200H1ZM12 199H11V201H12ZM45 199H44V201H45ZM67 199H69V198H67ZM83 199V198H82ZM86 199V198H85ZM91 199H90V201H91ZM93 199V200H94ZM102 199H105L106 200V203H105V201H104V203H103V200ZM130 199V200H129ZM152 199V200H151ZM174 199V198H173ZM206 199V200H205ZM17 200H16V202H17ZM20 200V199H19ZM19 200H18V202H17V206H20V205H22V206H24V207H22V209H24L23 211L20 209V210H18L19 208L16 206H14L15 207V209L13 208V205L14 204H16V202L14 203V204H12L13 203V201L12 202H10L9 201V203H11V205L10 206H12V208L10 207V206H6L5 207V209L6 208H11V209H9V210H14V211H16V209L18 210L17 212H15L14 213V215L16 214V216H19V217H23L24 218V220H23V218H22V220L24 221V223L23 224H26V225H22V224H17L16 225V223H18V221H19V223H21V218H19V220H16L17 222H14V221H12L11 219L10 220H6V221H9V222H6L5 221V219L4 218H6V216H8L7 214L5 215V213L7 212L8 213V210L6 209L5 210V212H3L4 211V208L1 206V210H0V214L1 215H5L4 216V218L2 217V219H3V221L2 222H4V223H7V225H9V223L11 222V224H14L15 223V225H13L14 227H16V229H17V226H19V225H21V226H26L25 228L24 227H20V228H24L22 231L21 230H19V228L17 229L18 230V232L20 233H22V235L25 233V232H27L28 230H29V227L31 226V225H28L27 226V221L28 222H30L31 224H33V222H34V224L35 225H37V224H40V221L39 220H41V223H42V221L44 222L46 219H48V218H46V214H49L48 212H50L51 213V209L47 212L46 210H47V208L45 209V212H47V213H42L41 211H44V210H42L43 208H45L46 206H45V204H44V206H42V204H39V207H42V209L40 210L39 208H38V203L40 202H38V199L34 202L35 203V205H37V210L35 209V208H31V210L32 211H30L29 209H30V207L31 206H29V205H31V204H28L27 205V203H26V205H25V202H24V204H23V202L19 205ZM64 200H66V199H64ZM78 200V201H77ZM93 200L91 201V202H88V203H91L92 205H93ZM100 200V201H99ZM135 200V201H134ZM182 200H184V198L182 199ZM206 202H205V201ZM209 200V201H208ZM22 201V200H21ZM20 201V202H21ZM24 201V200H23ZM42 201L43 200H41V203H42ZM46 201H45V203H46ZM59 201H60V199H59ZM102 201V202H101ZM111 201V200H110ZM116 201H115V204H113V205H111L112 207L113 206H116ZM145 201V202H144ZM181 201V200H180ZM5 203H6V201H4ZM36 202H38V203H36ZM48 202V201H47ZM82 202V201H81ZM81 202H79V203H77V205L79 204V206L81 205V206H84V205H86V204H83L84 202H85V200L83 201V203H81ZM87 202H85V203H87ZM138 202V201H137ZM198 202V203H199ZM5 203H3V205H6ZM8 203V204H9ZM53 203V202H52ZM60 203V202H59ZM58 203V204H59ZM63 203V204H64ZM68 203H69V205H68ZM87 203V204H88ZM97 203V205L98 206H100V204H98ZM181 203V202H180ZM197 203V202H196ZM7 204V205H8ZM33 204V203H32ZM54 204H56L57 205V203H54ZM117 204V205H118ZM142 204H143V206H142ZM159 204V205H158ZM34 205V204H33ZM32 205V207H34ZM46 205H48V203L46 204ZM76 205V206H77ZM97 205H95L94 204V206H91V205H88L89 207L87 208V211L86 212H88L89 211V213H90V210H88V209H91V210H95L94 212H92L93 214H98L99 213V211H98V213H97V210H96V206ZM106 206L107 208H110L111 206ZM118 205V206H119ZM136 205H137V203H136ZM146 205V206H145ZM156 205V206H155ZM196 205H199L201 208H198V206H196ZM26 206V207H25ZM49 206V205H48ZM51 206V205H50ZM49 206V207H50ZM59 206V208H61L60 206H61V204H59L58 205ZM66 206V208H68ZM79 206H77V208H78V211H80V209H83V207H79ZM98 206H97V209H98ZM117 206V207H118ZM133 208H132V207ZM138 206V205H137ZM177 206H178V204H177ZM185 206H186V208H185ZM193 206H195V207H197L201 212L199 213V214H197L198 213V209H196L195 207H193ZM54 207V206H53ZM64 207H65V205H64ZM85 207H87V206H85ZM92 207V208H91ZM95 209H94V208ZM100 207V213H99V217H100V214L101 213H103L104 211H105V209H106V207L103 205V207L105 208L104 209V211L102 212V209L103 208H101ZM117 207H114V209H111L112 211L113 210H115V208H117ZM119 208L118 207V209H121V211H122V209H124V208ZM131 208V210H130V208ZM146 207H151V209H150V211L147 209V210H145L146 209ZM154 207V208H153ZM169 207V208H168ZM187 207L188 208H190V207H193L194 209H192V210H194V212L193 211H191L190 213H195L196 211L195 210H198L196 213H195V216H193L194 214H192V216L193 217H197L196 216V214L198 215V218H193L192 217V219H191V214L190 213H188L187 212V210H189V209H187ZM3 208V209H2ZM21 208V207H20ZM75 208V207H74ZM77 208H75L76 210H77ZM129 210H128V209ZM162 208H163V210H162ZM184 208V209H183ZM28 209V210H27ZM35 209V210H34ZM54 209H56V210H59L58 208H53V210ZM64 209V208H63ZM75 209H73V210H75ZM136 209V210H135ZM143 209H144V211H143ZM185 209H187V210H185ZM206 209H207V211H206ZM40 210V211H39ZM52 210V211H53ZM61 211H62V209H60ZM60 210L57 212V211H55L56 213H59L60 212ZM108 210H110V209H108ZM105 211L104 212V214L103 215H105V213L107 212H109L108 214H107V216H109L110 215V213H112V211ZM117 210V209H116ZM115 210V211H116ZM137 210V211H138ZM182 210L183 211H186L187 212V214L186 213H184L183 214V216H182ZM190 210H191V208H190ZM213 210V211H212ZM3 213H2V212ZM14 211H10V213H13ZM26 211V212H25ZM28 211V212H27ZM35 211V212H34ZM63 211H66L65 209L63 210ZM62 211V212H63ZM68 211V210H67ZM67 211H66V213H67ZM83 211H84V209L82 210V213H83ZM114 211V212H115ZM144 212V214H142L141 212ZM147 211V212H146ZM36 212H38V215L39 214H41V215H43V216H45L44 217V219H42V217H41V215H40V217H41V219H39L38 221H39V223L37 222V217H39V216H37L36 217V219H33V218H35V217H30L29 216V214L32 216V214L33 213H35L36 215H37V213ZM69 212H72L73 213V211H68V215L67 214H64V216L65 215H67V216H65V218L67 217V221H68V216H70L69 218H71L74 214H75V212L73 213V215H69L70 213ZM113 212V213H114ZM116 212H118V210L116 211ZM126 212H127V214L129 215V216H127L126 215ZM25 213H27L26 215H25ZM55 213V214H56ZM63 213H65V212H63ZM62 213V214H63ZM82 213H79L78 212V214H80V215H77L76 216V214H77V211H76V214L74 215V216H76V217H80V216H83V217H80V218H82V219H85L86 218V216L83 214L82 215ZM85 213V212H84ZM92 213L90 214L91 216L87 219V220H89V219H91V217L92 218H94V215H92ZM112 213V214H113ZM212 213V214H211ZM9 214V213H8ZM21 216H20V215ZM35 214H33V216L35 215ZM86 214H88V213H86ZM119 214H120V211H119ZM187 215V216H190V217H188L189 219H191V220H189V219H185L184 217V215ZM190 214V215H189ZM230 214V215H229ZM9 215H11V214H9ZM13 215V217L14 218H16L17 219V217L16 216H14ZM23 215V216H22ZM54 214H52V218H54V216L55 217H57V216H59V214L56 216V215H54ZM137 215V216H138ZM157 215H155V216H157ZM206 215H207V217H206ZM30 217V218H28V217ZM48 216H50V220L49 221H54V222H56L61 216H59V218L57 217V218H54V219H51V215H48ZM73 216V217H74ZM88 216V215H87ZM97 215H95V218L94 219H96V218H99L98 216L96 217ZM102 216V215H101ZM106 216V217H107ZM111 216H113V215H110L109 216V219L108 220H110L111 218H113V220H114V217H111ZM115 219H118V220H116V223H117V221H118V223L119 224H121V223H123V225H127V222L129 221V222H131L130 221V218L128 219V221L126 220L127 218L125 217V219H122V220H124L123 222L121 221V223L119 222V220H121V218H119V216H121V215H117L116 216V213H115ZM161 216V217H162ZM186 216V217H187ZM200 216V217H199ZM1 217V216H0ZM9 217V216H8ZM12 217V215L9 217V218H11ZM27 217V218H26ZM39 217V218H40ZM76 217H74V218H72V219H76ZM103 217V216H102ZM101 217V219H102V221H100L99 223H98V219L97 220H95L94 222H97L100 226L99 227H97V223H94V224H96V226L94 227V224L93 225H91V224H89L88 226H86L85 224H84V226H86V227H84L83 226V222H88V221H83L82 222V225H81V229H80V224L79 223H75L74 222V220H73V223L72 224H76V225H74V226H76L75 228L73 227H71V230L69 231L68 229H67V227H68V225L67 224H69L67 221V223H64L65 221H64V219H63V217H61L62 219H63V221L61 220V222H59V223H63V225L65 224V226H62V227H65L66 228V230H64V228H62L61 226H60V229L58 228L59 227V225L57 226L56 224H59V223H54V222H51V223H53V225H52V227L53 226H57L56 228H55V232H56V234H54L55 236L57 235L58 236V234H57V231L59 230H61V228H62V231L64 232V231H66V233H62V231L61 232H58L59 233V235L61 234V236H58L59 238H61L62 240H64L62 237H66L67 236V233H69L70 234V232L72 231V232H75L76 230H81V231H79V232H82V233H80V234H82V235H86V234H84V232L85 231H82L83 230V228H85L84 230H86V232L88 231V235L92 232V234H94L93 232H95L96 230L98 231V232H96V234L94 235V236H96L97 235V233L99 234V235H97V237L99 236V238H96V237H94L92 234V236L91 237H93L92 239L94 240V238L95 239H100L101 237H102V235H103V237H105V239H104V241L102 240V238H101V242L102 243H104L107 239V236L108 237H111V235L112 234H114V235H120V233H124L122 236H124V239L125 238H129V239H131L130 240V242L131 243H129V239L127 240V239H123L122 238V240L123 241H126L127 240V243H128V245H130L131 247H130V249L131 250H128L127 249V251L129 252V254H130V251H132L133 249H135L136 248V246L138 245H135L136 243H138V241L140 240V242L141 241H143V242H145L144 244H143V242H139L140 244H139V246H138V253H139V249H141V252L139 253V254H141L142 253V255L141 256H139V254L137 253L136 254V252H135V250H137V249H135L134 250V253H135V255H138V259H136L135 258V256H134V254H132L133 256L131 257V259L130 260H128V258L126 259V257H130V255L128 254V256H126L127 254H126V252H124V254H126V255H124L123 257H122V255H123V251H125L126 250V245H122L121 244V238H120V240H114V239H116V238H118V237H116V236H114V235H112V237L111 238H109L107 241H109L108 242V245L107 246H109L111 243V246L113 245L114 246V251H115V245H114V241H115V243H118V241H119V243L123 246V247H120L121 245L119 244L118 246L120 247V248H122V250L123 251H121V249H117L116 251H118V253H120V252H122L120 255H121V257L123 258V260L125 261V260H128V262H126V263H128V264H131V263H135V264H137L136 262H139V261H141L142 260V262H139L138 264H144V262H149L150 260H152V261H150L148 264H150L151 262H153V255L156 253V254H159L158 253V251L161 249V248H158L157 247V244H160V238L162 237V235H161V237L159 236L160 234H162L163 233V231H165V229H167V227L159 234L156 230L154 231L153 229H151V227L149 228L148 226H152L153 225V221H150V220H148V218L150 219V217H148V215H146V217H147V220H148V223H150L151 222V225H148L147 226V224L148 223H146L147 221H146V217L144 216V218H142V219H144V221H146L145 223L143 222V220H141L142 221V223H144V225L147 227V229H148V233L149 234H145V233H147L146 231H144L143 232V234H142V232H138V231H141V230H143L142 228H143V225L142 224H140L141 223V221L139 220L138 221V223H139V225H141L142 227H140L141 229H139V226L138 225H136L135 223H137V222H135L136 220L135 219H137L136 217H134L135 219H133V218H131V220L133 219V220H135V221H132L130 224H132V223H134L136 226H134L133 225V227H132V225H130V224H128L129 226H131V227H127L128 229L126 230V226H123V225H121L122 226V228L121 227H119L120 225H118V223L116 224L115 223V225L117 226H115L116 228L114 229V227H112L110 224V228L112 229H110L109 227H108V230H110V231H108L107 230V227H105V224L107 223V218H102ZM105 217V216H104ZM116 217H118V218H116ZM122 217V216H121ZM131 217H133V216H131ZM152 217H151V220H152ZM212 217V218H211ZM46 218V219H45ZM172 218H175V219H172ZM2 219H0V220H2ZM28 219V220H27ZM55 219H57L56 221H55ZM82 219H81V221H82ZM93 219V220H94ZM101 219H99V220H101ZM104 219V220H103ZM172 219V220H171ZM177 219V220H176ZM30 220V221H29ZM33 220V221H32ZM77 220V219H76ZM125 220H126V222H125ZM138 220V219H137ZM187 220H189V222H191V224L190 223H188V221ZM194 220V221H193ZM22 221V222H23ZM48 221V220H47ZM46 221V222H47ZM59 221V220H58ZM103 221L105 222L104 224H103ZM111 222H112V219L110 220ZM108 222V223H111V222ZM177 221V222H176ZM183 221V222H182ZM186 221V222H185ZM37 222V223H36ZM46 222H44V223H46ZM69 222H70V219H69ZM72 222V221H71ZM77 222V221H76ZM89 222H91L92 223V220L90 221L89 220ZM88 222V223H89ZM102 222V223H101ZM114 222V221H113ZM194 222H195V224H194ZM203 222V223H202ZM0 223H1V221H0ZM87 223V224H88ZM107 223V224H108ZM170 223H172L173 224V226H172V224H170ZM187 223V224H186ZM50 224V223H49ZM71 224V223H70ZM69 224V225H70ZM104 225L103 227H102V225ZM106 224V225H107ZM112 224V223H111ZM114 224V223H113ZM112 224V225H113ZM164 224V223H163ZM179 224V225H178ZM198 224V225H197ZM3 225V224H2ZM5 225L6 224H4L3 226L5 227ZM35 225H32L31 227H30V229H32V230H30V231H28L30 234H31V231H32V235L30 236L29 234H27V235H25V236H30V238H33L34 240H28V238L26 239L25 238V236L23 235V238L27 241V242H25V243H27V244H29V243H31V245L33 244V241L34 242H37L38 240L37 239H39L40 240V244H38V242H37V244L35 245V244H33L32 246H29V245H27V249H26V247L24 248V246L22 247L23 248V252H25L26 250V254L27 255H32L31 257L30 256H28L29 258H32V257H35L38 253H43L41 250H43V249H41L40 251H39V249L40 248H45V246L47 247V249L45 248L44 250L45 251H49V253H50V251H51V246H52V244L53 243H51V245L50 244H47V243H45L46 241H47V239L45 238V237H47V236H45L44 237V235H42V233L44 234V232H48L49 233V230L50 231H54V230H52V227H51V224L50 225H47V224H43L44 226H42V224L41 225H39L40 227H35ZM61 225V224H60ZM79 225V226H78ZM2 226V227H3ZM12 225H11V227H10V225L9 226H7V228H6V231L8 232V230H10V228H12L11 230H13L12 232L14 233L15 231H16V229L13 227ZM50 228L49 230H48V227ZM67 226V227H66ZM73 226V225H72ZM83 226V227H82ZM114 226V225H113ZM145 226H144V229L145 230H147L146 228H145ZM224 226V227H223ZM0 227H1V225H0ZM28 227V228H27ZM89 227L91 228V227H94V228H91L90 229V233H89ZM97 227V229L95 230V228ZM102 227V228H101ZM105 227V228H104ZM124 227V228H123ZM138 227V228H137ZM155 227H153L154 229H155ZM172 227V228H171ZM202 227V228H201ZM4 228V229H5ZM9 228V229H8ZM14 228V229H13ZM34 228L35 229H40L39 231H36V230H34ZM44 228H46L47 230H45ZM53 228V229H54ZM58 228V230L56 231V229ZM88 228V229H87ZM106 229L105 231H108L109 232V234H107V232L106 233H102V231H104V229ZM121 228V229H125L127 232L125 233V230L122 232H120V233H118L120 230L119 229ZM129 228H134V230H132L133 232H134V234L136 233L135 232V229L136 230H138L137 232L139 233H136V234H138V236L139 237H146L147 235V237H149V235L151 234V233H156L157 232V234L158 235H154V233H153V235H152V237H154L155 238V236H156V238L157 239H160L157 243H155V241H157V240H155L154 241V245L155 246H153V245H151L152 244V242H153V240L154 239H152V238H150L151 237V235H150V239H152V241L151 240H149V238H145V239H147V241L144 239V238H142V239H139L138 237V239H137V242L136 241H134V239H133V241H132V238H134V236H137L136 234L134 235V236H132L133 234L132 233H130L129 232ZM196 228V229H195ZM221 228V229H220ZM2 229V228H1ZM0 229V234H1V230ZM3 229V230H4ZM8 229V230H7ZM42 229H43V232H42ZM76 229V230H75ZM103 229V230H102ZM118 229V230H117ZM151 229V230H150ZM173 229H175V230H173ZM11 230H10V232H9V234L10 235H12L13 233L11 232ZM45 230V231H44ZM74 230V231H73ZM95 230V231H94ZM100 230V231H99ZM113 230H115V232H113L112 234H111V231H113ZM116 230H117V232H116ZM153 230V232H151ZM216 230V231H215ZM218 230V231H217ZM34 231H36L37 232V236L36 237H38V235H39V237H44V238H36V237H34L33 236V233H34ZM42 233H41V232ZM77 231V232H78ZM131 231V232H132ZM150 231V232H149ZM167 231V230H166ZM165 231V232H166ZM180 231V232H179ZM193 231V232H192ZM201 231H202V233H201ZM206 231V232H205ZM5 232V231H4ZM7 232H5V234L7 233ZM24 232V233H23ZM35 232V233H36ZM47 232H46V234H47ZM79 232L77 233V234H79ZM85 232V233H86ZM129 232V233H128ZM217 232V233H216ZM15 233H17V232H15ZM15 233H14V235H12L13 236V239H12V236H10V235H8V233H7V235H5L4 233H2V234H4L5 236H2V234H1V237H0V239L2 240V238H4V237H8V236H10L11 237V239H10V237L9 238H4V240H7V241H5L6 242V245H5V242H4V240L2 241V242H4V244L1 242V244H3L5 247L8 245L9 246V243L13 240V241H15V242H17V240H15V239H17V238H14L15 237ZM18 233V234H19ZM34 233V234H35ZM52 233V232H51ZM101 233H102V235H101ZM115 233H118V234H115ZM129 234V235H131L130 237L127 235L126 237H125V235L126 234ZM178 233H182V234H179V236L177 235ZM219 233V234H218ZM62 234H66V236H62ZM72 234V233H71ZM74 234H76V232L74 233ZM73 234V235H74ZM79 234V235H80ZM106 234V235H105ZM111 234V235H110ZM145 234V236H141V235H144ZM176 234V235H175ZM221 234V235H220ZM17 235V234H16ZM19 235H21V234H19ZM19 235H17L18 237H19ZM48 236L50 235V233L49 234H47ZM72 235V237L74 238L73 240H74V242H69L70 240H68L67 239V241L69 242V244L66 242V239L63 241L64 243L62 244V241H61V244H60V247L61 248H65V247H68V248H65V250L67 249H70V248H72V247H77V249L76 250H78V248L80 247V245H83V247H86L87 246V248L89 247V245H84V244H86L85 242H89V244H90V247L93 249V248H95V247H97V246H100L99 248H103L104 246H105V244H104V246H101L100 245V240H99V242H96V240H92V241H89V240H91V238H89L88 240L86 239V238H88L87 237V235H86V237H85V239H83L84 238V236H82V235H80L79 236V238L80 237H83L82 239H80V241L82 242V241H84V240H86V241H84V243L82 242V244H80V241H79V239H78V237H77V235L76 236H73ZM105 235V236H104ZM120 235V236H121ZM215 235V236H214ZM16 236V237H17ZM53 236V235H52ZM55 237V238H58V237ZM70 236V235H69ZM68 236V237H69ZM164 236V235H163ZM180 237V238H178V237ZM72 237L70 238L69 237V239H72ZM89 237H90V235H89ZM113 237H114V239H113ZM159 237V238H158ZM29 238V239H30ZM35 238H36V240H35ZM48 238H50V237H48ZM54 237H52L51 239H53ZM57 239V240H59V241H55V245L53 244V246L52 247H56V249H58V248H60V247H58V245H59V242H60V239ZM118 238V239H119ZM177 240H176V239ZM210 238H212V239H210ZM8 239L9 240H11V241H8ZM19 239L21 240V243L23 244V240L24 239H22L21 238V236L19 237ZM19 239H18V241H19ZM41 239L43 240H46L45 242H44V240H43V242H41ZM75 239H77L78 240V242H79V244H78V242H77V240H76V242H75ZM114 241H113V240ZM135 239V240H136ZM163 239H162V241H163ZM175 239V240H174ZM55 240V239H54ZM145 240V241H144ZM151 241V246L147 243V242H149V241ZM184 240V241H183ZM11 242L10 244L11 245H13V244H15V248H14V250H16V248L18 247V246H16V245H19V248H17V250L19 249L20 251H22L21 250V244H18V243H20V242H18L17 244L16 243H14V242ZM30 241V242H29ZM48 241H50V239L48 240ZM47 241V242H48ZM110 241H113V242H111L110 243ZM213 241V242H212ZM232 243H231V242ZM7 242H9V243H7ZM29 242V243H28ZM56 242H58V244L56 243ZM132 242H135V243H132ZM169 242V243H168ZM188 242V243H187ZM24 243V244H25ZM45 243V244H44ZM50 243V242H49ZM76 243H77V245H76ZM94 243H95V245H94ZM96 243H98V245L96 244ZM101 243V244H102ZM110 243V244H109ZM125 243V242H124ZM165 243H168L167 244V246L165 245ZM175 243V242H174ZM173 243V244H174ZM178 242H176V244H177ZM231 243V244H230ZM1 244H0V246H1ZM43 244H44V246H43ZM47 244V245H46ZM68 245V246H64V245ZM75 246H74V245ZM133 244V245H132ZM142 244L145 246V248H146V245L148 244L150 247H148L147 246V248L149 249V248H151V247H155L154 249H156V248H158V249H156L157 251L154 253V254H151V253H153L152 252V250H151V253H150V250H148L147 248V252L145 251L146 249L144 248V246H142ZM175 244V245H176ZM181 244V245H180ZM187 244V245H186ZM211 244V245H210ZM10 245V247H7V249L8 248H11L12 246ZM38 245V250L37 251H39L38 253H37V251L35 250V249H37V247H35V246H37ZM70 245V246H69ZM161 245V244H160ZM230 245V246H229ZM234 245V246H233ZM237 245V246H236ZM3 246V247H4ZM14 246V245H13ZM30 247V249H29V247ZM40 246V247H39ZM43 246V247H42ZM94 246V247H93ZM110 246V248H108L109 250H107V252L108 253H110V249H113V247H111ZM132 246H134V247H132ZM159 246V245H158ZM162 246H159V247H162ZM174 246V245H173ZM2 247V246H1ZM2 247V248H3ZM32 247H35L33 250H35V252L37 253V254H35V252L34 251H32V252H28L29 250H32L31 248ZM48 247H50V248H48ZM54 247V248H55ZM89 247V248H90ZM118 247V248H119ZM125 247V249H123ZM140 247V248H139ZM143 249H145V250H143L144 252H145V254L147 255V253L149 252L150 253V255H151V257L150 256H148L147 255V258H146V256H145V258H146V260L148 259V257H150L151 259L149 260V261H145L144 259L145 258H143V251H142V248ZM162 247V248H163ZM169 247L168 248H166V249H164L165 251L167 250V249H169ZM176 247V246H175ZM188 247V248H187ZM2 248H0V249H2ZM13 248H11V249H13ZM81 248V247H80ZM90 248V250H92ZM105 248V247H104ZM104 248H103V250H104ZM107 248V247H106ZM106 248H105V250H106ZM128 248H129V246H128ZM228 248V249H227ZM233 248V249H232ZM9 250V252L10 251H12L11 253H9V252H7L6 253V249L4 248V254L6 255V257L5 256H1V260L2 259H4L5 260V262H6V260H7V258H10V259H12L11 260V263L12 264H18V262L20 261V259H22L26 254L25 253H23V252H20V253H23L24 255H22V254H20L19 253V256H18V254L16 255L15 254V252L13 253V251L14 250ZM24 249H26V250H24ZM48 249H50V250H48ZM56 249H54V250H56ZM83 249V250H82ZM84 249L86 250V251H84ZM153 249V250H154ZM184 249V250H183ZM191 249V250H190ZM193 249V250H192ZM3 250V249H2ZM7 250V251H8ZM16 250V252L18 253L19 251H17ZM43 250V251H44ZM61 250V249H60ZM60 250L58 251V250H56L55 252H58L57 254H58V256L60 255ZM65 250H63L64 252H65ZM71 250V249H70ZM72 250H74V248L72 249ZM72 250L70 251V253H68L69 251H66V253H68V256H66V253H64L62 256L64 257V259H65V256H66V258L68 259V260H64L65 262H73L74 264H79V263H84V264H86V262L87 261H89L90 262V259L89 260H87L89 257H90V255H94V253H91V251L89 252V249L87 250L86 248H81V249H79V250H82V252L84 251L85 253H87L88 254V252H89V256H88V258L87 259H85L86 260V262H84L85 260L82 258H80V259H78V258H76V260L74 259V255H73V257H72V255H71V259L73 260V261H71V260H69L70 259V254H72L71 252H72ZM75 250V252H81V251H76ZM100 250V249H99ZM99 250H98V247H97V250H96V248L94 249V251H96V253H100L99 252ZM102 250V249H101ZM104 250V251H105ZM229 250V251H228ZM235 250V251H234ZM44 251V252H45ZM98 251V252H97ZM111 251H113V250H111ZM113 251V252H114ZM115 251V252H116ZM155 251V250H154ZM163 251V250H162ZM161 252V250H160V252H161V254H164V253H167V252ZM168 251H170V249L168 250ZM188 253H187V252ZM192 251V252H191ZM228 251V252H227ZM232 251V252H231ZM3 252V251H2ZM1 252V253H2ZM47 252H46V259H45V257L43 258L44 260H46V261H48V259H52V258H50L51 256L49 255V254H47ZM54 252V253H55ZM82 252H81V254H82ZM83 252V255H81L80 254V257L81 256H84V258H86L87 256H86V254ZM93 252V251H92ZM127 252V253H128ZM175 252H177V250H176V248H175ZM183 252V253H182ZM185 252V253H184ZM195 252V253H194ZM1 253H0V255H1ZM12 253H13V255H14V257H15V255H16V257H15V259H17V256L20 258L19 259V261L17 262V261H15V259H13L14 257L12 256ZM29 253V254H28ZM53 253V254H54ZM91 253V254H90ZM95 253V254H96ZM108 253H106L105 255H107ZM117 253V252H116ZM117 253V255H115V256H117V257H119L120 255ZM133 253V252H132ZM192 253H193V255H192ZM230 253V254H229ZM232 253V254H231ZM3 254V253H2ZM9 254H11V257H7V255L9 256ZM35 254V255H34ZM53 254H51V255H53ZM57 254L55 255V256H57ZM61 254H62V251H61ZM76 254V253H75ZM85 254V255H84ZM104 254V252L101 254V255H103ZM161 254L159 255V256H161ZM180 254H178V255H180ZM196 256H195V255ZM198 254V255H197ZM26 255V256H27ZM43 255H45V253L44 254H41L40 256L41 257H43ZM47 255H49L50 257H47ZM79 255V254H78ZM77 255V256H78ZM105 255H103L102 257H104ZM165 255V254H164ZM188 255V256H187ZM192 255V256H191ZM23 256V257H22ZM25 256V261H23V263L24 264H28L29 263V261H31V260H29V258L28 257H26ZM97 256V260H98V258L99 257H101L100 255H96ZM96 256L94 255V257L93 258H96ZM99 256V257H98ZM108 256V255H107ZM106 256V257H107ZM113 256H114V253L110 256V254H109V256H108V258L110 259L111 257V262H116V264L118 263L119 264V262H117L118 260H120V264H121V260H122V258L121 259H119V258H117V257H115L116 259H118L117 261L115 260H113L114 258H113ZM126 256V257H125ZM158 256V255H157ZM158 256V257H159ZM163 256V255H162ZM166 256V255H165ZM165 256H163V258L165 257ZM6 259H5V258ZM22 257V258H21ZM54 257V256H53ZM137 257V256H136ZM141 257L143 258V259H141ZM184 257H183V259H184ZM196 259H195V258ZM37 258H39L40 259V257H39V255H37V257L35 258V259H37ZM58 258V257H57ZM56 258V259H57ZM91 258V257H90ZM93 258H91V259H93ZM108 258H106V260L108 259ZM125 258V259H124ZM132 258H134V259H136V260H134V261H136V262H133L132 260ZM162 258V259H163ZM167 258V257H166ZM165 258V259H166ZM194 258V259H193ZM24 259V258H23ZM27 259H28V261H27ZM42 259V258H41ZM40 259V260H41ZM42 259V260H43ZM55 259V258H54ZM56 259L54 260V261H56ZM59 259L61 260V257H59ZM59 259H57L59 262H60V260ZM101 259V258H100ZM100 259H99V261H100ZM108 259V261H106L105 260V258H104V260H105V262H104V260H102L103 262L101 263V261L99 262V263H101V264H103V263H107V262H110V260ZM154 259H155V257H154ZM157 259V258H156ZM159 259V258H158ZM162 259H160L161 261H159L160 262V264H167V262L170 264V260L169 259H166L167 261H165V259H163V261H162ZM179 259H180V264H183V263H181V258L179 257ZM183 259H182V262H183ZM190 259V260H189ZM204 259V260H203ZM206 259V260H205ZM1 260H0V262H1ZM3 260V261H4ZM38 260V259H37ZM34 261V262H36V263H39L40 264V262L39 261ZM53 260V259H52ZM52 260H49L48 261V263H50V261H52ZM81 260V261H80ZM84 260V261H83ZM138 260V261H137ZM170 262H169V261ZM10 261V260H9ZM8 261V262H9ZM14 261L16 262V263H14ZM27 261V262H26ZM46 261H44V264L46 263ZM58 261H56V263L58 262ZM75 261H76V263H75ZM78 261V262H77ZM92 261V260H91ZM95 261V262H94ZM93 261V263L95 264V263H97L96 262V260H94ZM123 261V262H124ZM129 261H131L130 263H129ZM158 261H156V262H154V263H157ZM165 261V263H162V262H164ZM187 261V260H186ZM185 260H184V263L186 262ZM187 261V262H188ZM192 261L194 262V263H192ZM197 261V262H196ZM201 261V262H200ZM203 261V262H202ZM8 262H6L7 264H9ZM43 262V261H42ZM58 262V263H59ZM188 262V263H189ZM2 263V262H1ZM0 263V264H1ZM5 263V264H6ZM10 263V264H11ZM22 263V261H21V263H19V264H23ZM36 263H34V264H36ZM48 263H46V264H48ZM54 263V262H53ZM57 263V264H58ZM67 263H63V259H62V261H61V264H67ZM81 263V264H82ZM114 263H112V264H114ZM188 263H186V264H188ZM3 264V263H2ZM30 264H33V261H31L30 262ZM51 264H52V262H51ZM55 264V263H54ZM60 264V263H59ZM70 264V263H69ZM91 264V263H90ZM108 264V263H107ZM111 264V263H110ZM124 264H125V262H124ZM147 264V263H146ZM152 264V263H151ZM157 264H159V263H157ZM172 264V263H171ZM174 264V263H173Z\"/></svg>",
  "mask_w": 264,
  "mask_h": 264
},
{
  "label": "bare ground",
  "instance_id": "2",
  "mask_svg": "<svg viewBox=\"0 0 264 264\" xmlns=\"http://www.w3.org/2000/svg\"><path fill=\"white\" fill-rule=\"evenodd\" d=\"M2 1H3V0H2ZM7 1H8V0H7ZM11 1H12V0H11ZM17 1H18V0H17ZM20 1H23V0H20ZM40 1H41V0H40ZM58 1H59V0H58ZM63 1H64V0H63ZM67 1L69 2L70 0H66V1H64V2H66L67 5H69ZM79 1H81V0H79ZM79 1H78V2H79ZM85 1H86V3H85L86 5H85V4H82V3H81V4L84 5L85 8H86V6H87V1H90V0H85ZM91 1H92V0H91ZM98 1H100V0H98ZM102 1H103V0H102ZM102 1H101V2H102ZM122 1H123V0H122ZM125 1H126V3H129L130 1L133 2V4L129 3L128 5L131 4V6H132L134 9H133L131 6H128V5L125 3ZM134 1H135L136 4L134 3ZM137 1H139V0H129V1L124 0L123 3L121 2V0H104V1L102 2V3H104V5H105V6H103V7H108L107 9L105 8V9H106L105 11L110 10V7H111V8H115L117 5H119V3H121L120 5H122V4L125 5V4H126V5L128 6V9H129V7H130V11H129V13H128V16H129L130 13H131V14H130V17H128V16H126V15L124 14V13H125V10H126L127 8H126L125 10H123V8L125 7V6H123V5L121 6L122 8L119 7V6H120V5H119L118 7H116V9H114L115 11L117 10V8H121V9H122V10L118 9V10L122 11V14L119 13V15L121 14L120 16L116 15L118 12L113 11V9L110 10V11H108V12H110V13H111V12H114L115 15H114L113 13H111V14L109 13V14H110V15H109L108 12H104V13H102L103 15H105V16H103V17H106V19H108L109 21H112L113 19H114V20H113L112 22L109 23V21L106 20V19L104 18L105 21H108L107 23L110 24V26H109V25H105V24H107V23H106L104 20H103L104 22L102 21L103 23L101 22L103 28H104L105 26H107V27H106L107 32H105L106 35H105V33H103V32H101L102 34H97L98 32H97L96 30H98L99 27H101L100 24H98V25H100L98 28H96V29L94 28V29H95L94 31L97 32V33L94 32L95 34H97V35H99V36H100V35H104V36H102V38L105 37V38H104L105 41L108 39V40H107L108 43H105V44H106L105 47H107V45H108L109 49H107L108 47H107V48H105V47H103V46L101 47V45H102V44H101L102 41H97V42H99V43L101 42V43H100V44H101V45H100L101 52H103L102 49L105 48L107 52L104 51V53L106 52V54H107V53L109 52V54H107V55H109L111 59H109V57H107L106 54L104 55V53H103V56H106V59H105L104 57H102V56H100V58H101V57L104 58L105 60H103V61H106V62H108V61H110V62L112 61L113 63H114V62H117V63H116L117 66H120V65L123 66V63H124V65H125V66H123L124 69L122 68V66L120 67L121 70H119V68H116V71L118 70V73H117L115 70H112V69H111V68L115 69V67H116V66H114V67H111V66H110V65H114L113 63L109 64V62H108V66H109L110 68H109V67H106V68L108 69V73H106V74H108V75H112L111 73L109 74V72L112 70L111 72L113 73V72L115 71L116 73H115V72H114V73H115L117 76H118V74L121 72V73H120V74H121V77H123V76H122V70H123V72L126 71V73H125V75H124V77H125V76L129 73V71L133 70V69H130V67L133 68L135 65H139V63H140V64L143 63V64H141V65H143L144 68L148 69V65L153 61V59L157 61V60H159V59H155V58H158V57H160V59L162 58V59H161L162 61L159 60V62H158V61H157V62L154 61V62L151 63V64H153V66L155 65L154 67L151 66V65H149V66H151L153 69H152V68L150 69V67H149L148 70H146V69H144V68H143V70H142V66H141V65H139V67H140L141 69H139L138 66H135V68L137 67V69H136V73L134 74V71H135V69H134V70L132 71L133 73L130 72L129 75L131 76V74H132L133 78H136V80H134V79L132 78V76L130 77V76H128V75H127L125 78H122V80H123V79L127 80L126 78L128 77V80H127V81L130 82L131 80H134V81H133L134 83H133V82H130V85H131V83H132V84H134V86L137 85L138 87H141V85H142V87H143V83H144V85H145V86H144V89L147 88L148 91H147V89H145V90L142 89V87H141V89H142V90H141L140 88H138V87L136 86V88L140 89L142 92L144 91L143 93L146 94V97H145V96H143L144 94L141 92L142 95H139V98H140V99H143V98H141V96H143L144 99L146 98V99H145L146 102H147V101H150L151 98H152L151 101H153V100L155 101V100H156V104H154V106H153V107L155 108V116L157 117V119H158L159 121H160V120H165V124H166L165 128H166V129H170L171 126L173 125L174 128H178L179 130H182V129L180 128V120H179V116L175 114V109H174L173 107L178 106V109H182V107H185V106H186V105H184L183 103H182V106L180 105L181 107L178 105V104L181 103V102H180V101H181L180 98L183 97V96H182V95H183V92H185L186 90H185V91H182V90H181L182 88L184 89V87L181 86V85H182L181 83H182L183 81H181V83H178V82H180V80H182V79H180V75H181V73H178L179 71L177 72V71H176L177 69H175V71H176L177 73L174 72V71H173V72H174V75H176V76L178 75V76H179V81H178V79H175V78H177L178 76H177V77H174L173 73H171V74H172L171 77L174 78V80H175L176 82L173 81L172 78H171L170 76H167V75H169V73L171 72V71H169L170 68H171V66L169 65L170 68H167L166 66H168L167 64H169V62L167 61L168 59L165 60V61L167 62V64L165 63V61H164L163 59L165 58L166 55H168V53L165 52L164 49H163L164 53H167V54H164V58H163V57H162V56H163V54H162L163 52L161 51V49H162L161 47H163V45H161V43H162L163 40L165 39L164 36H165V35H168V33H170V32H168L169 27H168V30H165L164 28L167 29V27H165L164 25H162V26H163V27H162V28H163L162 31H164V33H165V34H164V33H162V34H164V35H162V34L160 33L159 30H158V31H159V32H158V31H157V27H158V29H162V28H160L159 26H156V25H155L156 23L154 24V23L152 22V23H153V24H152V23H151L152 17L146 18V17H147V15H145L146 13L144 14V15H145V18H144V15H143L142 13H144V11H147V10H145V9L143 10L144 5L142 6V8H141V6H139L138 3L141 4V3H142V2H140L141 0H140L139 2H137ZM31 2H32V1H31ZM34 2H35V1H34ZM41 2H42V1H41ZM46 2H47V1H46ZM60 2H62V1L60 0ZM64 2H63V3H64ZM72 2H73V1H72ZM72 2H71V4H72ZM82 2H83V1H82ZM93 2H94L93 4H95V2H97V0H96V1H93ZM143 2H145V1H143ZM151 2H152V1H151ZM205 2H206V1H205ZM1 3H4V2H1ZM5 3H6V2H5ZM7 3H8V2H7ZM7 3H6V5H7ZM9 3H10V2H9ZM12 3H13V2H12ZM12 3H11V6L8 5V7H9V6H10V7H12V6L15 7V6H14L15 3H14V5H12ZM16 3H17V2H16ZM21 3H22V2H21ZM24 3H25V2H24ZM26 3H27V2H26ZM48 3H49V1H48ZM57 3H58V2H57ZM66 3H65V4H66ZM73 3H74V2H73ZM83 3H84V2H83ZM98 3H99V2H97V4H98ZM17 4L20 5V3H17ZM22 4H23V3H22ZM40 4H41V3H40ZM40 4H39V5H40ZM46 4H47V3H46ZM65 4H64V5H65ZM75 4L77 5L76 1H75ZM91 4H92V3H91ZM91 4H90V6H91ZM99 4H101V3H99ZM99 4H98V5H99ZM116 4H117V5H116ZM149 4H150V3H149ZM149 4H148V5H149ZM208 4H209V3H208ZM6 5H5V6H6ZM23 5H24V4H23ZM23 5H21V6H23ZM26 5H27V4H26ZM29 5H30V4H29ZM32 5H33V4H32ZM42 5H43V4H42ZM50 5H51V4H50ZM52 5H53V4H52ZM73 5H74V4H73ZM73 5H72V6H73ZM76 5H74V6H76ZM88 5H89V2H88ZM101 5H103V4H101ZM133 5H134V6H133ZM137 5H138V7H136ZM156 5H157V4H156ZM1 6H2V5H1ZM1 6H0V7H1ZM37 6H38V5H37ZM95 6H96V5H95ZM99 6H100V5H99ZM205 6H206V5H205ZM3 7H4V5H3ZM10 7H9V8H10ZM16 7H17V6H16ZM23 7H24V6H23ZM40 7H41V6H40ZM43 7H44V6H43ZM61 7H62V6H61ZM78 7H79V6H78ZM146 7H147V6H146ZM149 7H150V5H149ZM152 7H153V6H152ZM155 7H156V6H155ZM1 8H2V7H1ZM27 8H28V7H27ZM32 8H33V6H32ZM49 8H50V7H49ZM64 8H65V7H64ZM131 8H132L134 11H132ZM135 8H136V9L139 8L140 11H139V10H136ZM144 8H145V7H144ZM150 8H151V7H150ZM22 9H23V8H22ZM22 9H21V10H22ZM37 9H38V8H37ZM43 9H44V8H43ZM46 9H47V8H46ZM46 9H45V10H46ZM52 9H53V8H52ZM60 9H62V8H60ZM69 9H70V8H69ZM69 9H68V10H69ZM71 9H72V8H71ZM92 9H93V8H92ZM155 9H156V8H155ZM3 10H4V9H3ZM3 10H2V12H3ZM15 10H16V9H15ZM15 10H14V11H15ZM18 10H19V9H18ZM28 10H29V9H28ZM30 10H31V9H30ZM30 10H29V11H30ZM76 10H77V7H76ZM81 10H82V9H81ZM85 10H86V9H85ZM85 10H84V11H85ZM87 10H88V9H87ZM89 10H90V9H89ZM118 10H117V11H118ZM141 10H142V11H141ZM162 10H163V9H162ZM236 10H237V8H236ZM6 11H7V10H6ZM8 11H9V10H8ZM10 11H11V8H10ZM10 11H9V12H10ZM19 11H20V10H19ZM29 11H28V12H29ZM35 11H36V10H35ZM41 11H42V10H41ZM58 11H59V10H58ZM72 11H73V10H72ZM103 11H104V8H103ZM120 11H119V12H120ZM123 11H124V12H123ZM126 11H127V10H126ZM136 11L139 13V15H143V18H144V19H148V21L151 23V26L154 25V26H156V28H153L154 26H153V27H150V23H148L147 21H146V22H143V21H142L143 18H141L142 16L140 17L139 15H137L138 13H137ZM153 11H155V10L153 9ZM204 11H205V10H204ZM206 11H207V10H206ZM258 11H259V10H258ZM262 11H263V10H262ZM25 12H26V11H25ZM61 12H63V11H61ZM61 12H60V15H61ZM77 12H78V11H77ZM86 12H87V16H86V17H88V13H90V12H88V11H86ZM86 12H84V13H86ZM93 12H94V11H93ZM140 12H141V14H140ZM150 12H151V9H150ZM209 12H210V11H209ZM7 13H8V12H7ZM54 13H55V12H54ZM56 13H57V12H56ZM73 13H74V12H73ZM73 13H72V14H73ZM82 13H83V11L81 12V14H82ZM98 13H99V12H98ZM132 13H136V14H132ZM153 13H154V12H153ZM170 13H171V12H170ZM256 13H257V12H256ZM4 14H5V13H4ZM17 14H18V13H17ZM64 14H67V13H64ZM68 14H69V12H68ZM70 14H71V13H70ZM72 14H71V15H72ZM91 14H93V13H91ZM94 14H95V13H94ZM112 14H113V15H112ZM123 14H124V15H123ZM126 14H127V13H126ZM165 14H166V13H165ZM204 14L206 15V14H208V13H205V12H204ZM204 14H203V15H204ZM261 14H262V13H261ZM1 15H3V14H1ZM8 15H9V13H8ZM8 15H7V16H8ZM14 15H15V14H14ZM22 15H23V14H22ZM57 15H58V13H57ZM78 15H79V13H78ZM106 15H107L108 17H111V15H112V20H110L111 18L109 19ZM198 15H199V14H198ZM209 15H210V14H209ZM237 15H239V14H237ZM259 15H260V13H259ZM263 15H264V14H262V16H263ZM4 16H5V15H4ZM4 16H3V17H4ZM10 16H11V15H10ZM58 16H59V15H58ZM58 16H57V17H58ZM62 16H63V15H62ZM75 16L77 17V15H75ZM89 16H90V15H89ZM97 16H98V15H97ZM115 16H117V18H119V17L122 16V19H123L122 21H125V22H126V23H125V22H121L122 24H124V26H121V24H119V22L121 21V20L119 21L120 18H119L118 20H115V19H116ZM137 16H138V18H137ZM253 16H254V15H253ZM253 16H252V17H253ZM5 17H6V16H5ZM43 17H44V16H43ZM43 17H42V18H43ZM45 17H46V16H45ZM80 17H81V16H80ZM80 17H78V18H80ZM92 17H93V16H92ZM92 17H90V18H91V21H92ZM94 17H95V16H94ZM103 17H101V18H103ZM113 17H114V18H113ZM123 17H124V18H123ZM125 17L127 18V20H126ZM165 17H166V16H165ZM193 17H194V16H193ZM238 17H239V16H238ZM13 18H14V17H13ZM46 18H47V17H46ZM60 18H61V17H60ZM63 18H64V17H63ZM68 18H69V17H68ZM73 18H74V15H73ZM82 18H84V17H82ZM135 18H136V19H135ZM140 18H141V19H140ZM150 18H151V20H149ZM160 18H161V16H160ZM160 18H159V19H160ZM162 18H164V17H162ZM198 18H199V17H198ZM257 18H258V17H257ZM257 18H255V21H256ZM23 19H24V18H23ZM28 19H29V18H28ZM49 19H50V18H49ZM57 19H58V18H57ZM65 19H66V21H67V17L64 18V20H65ZM86 19H87V18H86ZM86 19H84V20H86ZM88 19H89V18H88ZM124 19H125V20H124ZM129 19H130V20L134 19V20H136V22L138 21V24H135L136 22H135L134 20H133L134 22H132V21H130ZM195 19H197V17H195ZM205 19H206V18H205ZM207 19H209V16L207 17ZM259 19H260V18H259ZM3 20H4V19H3ZM16 20H17V19H16ZM36 20H37V19H36ZM61 20H62V18L59 19V21H61ZM71 20H72V19H71ZM82 20H83V19H82ZM99 20H100V19H99ZM128 20H129L130 22H129ZM139 20H141V24L144 23L143 26H145L146 29H145L143 26H141ZM163 20H166V19H163ZM7 21H8V20H7ZM17 21H18V20H17ZM40 21H41V20H40ZM79 21H80V20H79ZM79 21H78V22H79ZM91 21L88 20V22H90V23H91ZM96 21H97V20H96ZM116 21H117V22H116ZM127 21H128V22H127ZM152 21H153V20H152ZM159 21H160V22H158V23H161L162 19L159 20ZM24 22H25V21H24ZM47 22H48V21H47ZM64 22H65V21H64ZM64 22H63V23H64ZM74 22H75V21H74ZM76 22H77V21H76ZM80 22H83V21H80ZM80 22H79V24H80ZM114 22H115V23H114ZM167 22H168V21H167ZM197 22H198V20H197ZM197 22H196V23H197ZM208 22H210V21L208 20L207 23H206V22H205V23L209 26V25L211 24V22H210V24H208ZM15 23H16V22H15ZM19 23H20V22H19ZM22 23H23V22H22ZM55 23H56V22H55ZM68 23H69V22H68ZM83 23H84V22H83ZM83 23H82V24H83ZM93 23H95V22H92V24H88V26H89V25H93ZM98 23H99V21H98ZM104 23H105V24H104ZM112 23L115 24V25L117 26L116 29H115V25H112ZM127 23H128V25H126ZM145 23H147V25H146ZM162 23H163V22H162ZM4 24H5V23H4ZM32 24H33V23H32ZM75 24H76V23H75ZM75 24H74V25H75ZM86 24H87V23H86ZM130 24H131V25L133 24V25L130 26ZM134 24H135V26H134ZM139 24H140V25H139ZM148 24H149V25H148ZM206 24H205V25H206ZM259 24H260V23H259ZM14 25H15V24H14ZM24 25H25V24H24ZM34 25H35V24H34ZM51 25H52V24H51ZM69 25H70V24H69ZM71 25H72V24H71ZM76 25L78 26V24H76ZM94 25H95V24H94ZM103 25H104V26H103ZM118 25H120V28H119ZM138 25H139L140 27H142V29L138 28ZM170 25H171V24H170ZM170 25H169V26H170ZM1 26H2V25H1ZM8 26H9V25H8ZM82 26H83V25H82ZM86 26H87V25H86ZM95 26H97V25H95ZM95 26H94V27H95ZM108 26H109V28L112 30L111 33H110V30H108V29H109ZM125 26H128V28L130 27L131 30H129V29H128L127 27H125ZM146 26H147V27H146ZM148 26H149V27H148ZM210 26H211V25H210ZM53 27H54V25H53ZM78 27H79V26H78ZM111 27H113L115 31H113V28H111ZM122 27H123L125 30H124ZM172 27H173V26H172ZM1 28H2V27H1ZM38 28H39V27H37V29H38ZM91 28H92V27H91ZM103 28H102V29H103ZM132 28H135V29H132ZM136 28H137V32L135 31ZM147 28H148V30H147ZM152 28H153V29H156V31L158 32V34L160 33V34L162 35V37H164V39L161 38V40H159L160 37L157 35V32H154V34L156 33V34H155V36H156L155 38L159 37V39H156V40H158L159 42L156 41L155 38H154V35L152 36L151 34H150L151 37L148 36V39H147V36H146V35H147V32H148V34H149V32H151V31H149V30H152V32H153V29H152ZM170 28H171V27H170ZM206 28H207V27H206ZM3 29H4V28H3ZM5 29H6V26H5ZM8 29H9V28H7V31L11 32V31L8 30ZM10 29H11V28H10ZM12 29H13V28H12ZM24 29H25V28H24ZM31 29H32V28H31ZM67 29H68V28H67ZM74 29H75V27H74ZM79 29H80V28H79ZM89 29H90V28H89ZM106 29L104 28L103 30L106 31ZM119 29H120V31H122L121 29L124 30V31L122 32V34L124 33V35H122V37H121V36H118V34H117V32L121 34V32L119 31ZM126 29H127V31H128L127 34H128V37H129V38H130V34H131V33H134L133 35L131 34L132 37L134 36L133 38L131 37V38L129 39V38L127 37V35L125 36V34H126ZM139 29H140V30H139ZM143 29H145V30L143 31ZM240 29H241V28H240ZM22 30H23V29H22ZM26 30H27V29H26ZM26 30H25V31H26ZM32 30H33V29H32ZM82 30H83V32H84V29H82ZM85 30H86V29H85ZM87 30H88V29H87ZM90 30H92V29H90ZM99 30H101V28H100ZM103 30H102V31H103ZM132 30H133L134 32H132ZM209 30H210V29H209ZM241 30H242V29H241ZM0 31H2V30L0 29ZM5 31H6V30H5ZM5 31H4V32H5ZM13 31H14V30H13ZM19 31H20V29H19ZM33 31H34V30H33ZM55 31H56V30H55ZM58 31H59V30H58ZM92 31H93V30H92ZM138 31H139V32H138ZM166 31H167L168 33H167ZM206 31H207V30H206ZM2 32H3V31H2ZM16 32H17V31H16ZM16 32H15V33H16ZM27 32H28V31H27ZM47 32H48V31H47ZM76 32H77V31H76ZM108 32H109L111 35H110ZM135 32L139 34V37H140L141 35H143V34H145V35L141 36V37H143V38H140V40H138L139 37H138L137 35L135 36ZM142 32H143V34H142ZM145 32H146V33H145ZM152 32H151V33H152ZM210 32H212V29L210 30ZM213 32H214V31H213ZM0 33H1V32H0ZM25 33H26V32H25ZM63 33H64V32H63ZM66 33H67V32H66ZM81 33H82V32H81ZM81 33H80V34H81ZM89 33H91V32L89 31ZM92 33H93V32H92ZM94 33H93V34H94ZM99 33H100V32H99ZM107 33H108L109 35H108ZM112 33H113V34H112ZM166 33H167V34H166ZM208 33H209V32H208ZM13 34H14V33H13ZM27 34H28V33H27ZM33 34H34V33H33ZM42 34H43V33H42ZM76 34H78V33H76ZM116 34H117V35H116ZM160 34H159V35H160ZM209 34H210V38H211L210 41H212V44H211V45H213V41H214V43H216V47H215V48L218 49V48H219L218 40L216 39V37H215V35H214L213 33H209ZM239 34H240V33H239ZM1 35H2V34H1ZM6 35H8V33H6ZM9 35H11V34H9ZM17 35H18V34H17ZM23 35H24V34H23ZM40 35H41V34H40ZM40 35H39V36H40ZM68 35H69V34H68ZM73 35H74V34H73ZM81 35H82V34H81ZM88 35H90V34H88ZM107 35H108V38H107ZM14 36H15V35H14ZM25 36H26V35H25ZM25 36H24V37H25ZM27 36H28V35H27ZM31 36H32V35H31ZM34 36H35V35H34ZM65 36H66V35H65ZM65 36H64V37H65ZM83 36H84V35H83ZM94 36H95V35H94ZM123 36H124V37H123ZM145 36H146V37H145ZM168 36H169V35H168ZM1 37H2V36H0V39H1ZM3 37H4V36H3ZM6 37H7V36H6ZM40 37H41V36H40ZM40 37H39V38H40ZM43 37H44V36H43ZM49 37H50V36H49ZM53 37H54V36H53ZM56 37H57V36H56ZM86 37H87V36H86ZM89 37H90V36H89ZM95 37H97V36H95ZM126 37H127V40H128V41L125 39ZM144 37H145V39H144ZM166 37H167V36H166ZM10 38L12 39V35H11ZM20 38H21V36H20ZM26 38H27V37H26ZM26 38H25V39H26ZM29 38H30V34H29ZM29 38H28V39H29ZM39 38H38V39H39ZM51 38H52V37H51ZM72 38H73V36H72ZM78 38H80V37H78ZM122 38H124L125 41H127L126 43H124V45H123V42H122V40H121ZM134 38H135V39H134ZM137 38H138V39H137ZM151 38H154V41H156V43H155V42L152 43L153 39H151ZM169 38H170V37H169ZM169 38H168V39H169ZM172 38H173V37H172ZM172 38H171V40H172ZM11 39L8 38V40H11ZM13 39H14V38H13ZM22 39H23V41H24V38H23V37L20 39V41H22ZM33 39H34V37H33ZM35 39H36V37H35ZM43 39H45V37H44ZM59 39H60V38H59ZM70 39H71V38H70ZM85 39H86V38H85ZM100 39H101V38H100ZM104 39H103V40H104ZM149 39H151V41H150ZM173 39H174V38H173ZM4 40H5V41H4ZM4 40H3V39L0 40V43H1L2 46H4L3 43H2V41H4V43H7V42H6L7 39L5 38ZM16 40H17V39H15L14 41H16ZM29 40H30V39H29ZM29 40H27V41H29ZM31 40H32V39H31ZM41 40H42V39H41ZM54 40H55V39H53V41H54ZM62 40H63V39H62ZM74 40H75V39H74ZM81 40H82V38H81ZM83 40H84V39H83ZM86 40H87V39H86ZM86 40H85V41H86ZM88 40H89V42H90V39H88ZM94 40H95V39H94ZM94 40H93V41H94ZM129 40H130V43H131V40H135V41L137 40L136 42L134 41L136 44L132 41L133 43H131V47H130V48H131V51H130V48H129V46H130ZM144 40H146V41L148 40L147 43H145L146 41H144ZM166 40H167V38H166ZM42 41H43V40H42ZM79 41H80V40H79ZM79 41H77V42H79ZM85 41H82V43H81V41H80L79 43H81L82 45H84L83 42H85ZM95 41H96V40H95ZM105 41H103V42H105ZM123 41H124V40H123ZM125 41H124V42H125ZM138 41H139V42H138ZM140 41H141V42L143 41L142 44H141ZM149 41H150L152 44L148 43ZM8 42H9V41H8ZM12 42H13V41H12ZM16 42L18 43V41H16ZM31 42H32V41H31ZM50 42H51V41H50ZM73 42H74V41H73ZM73 42H72V43H73ZM86 42H87V41H86ZM86 42H85V43H86ZM121 42H122V44H121ZM157 42H158V44H159V47H157V45H158ZM160 42H161V43H160ZM164 42L166 43V41H164ZM164 42H163V43H164ZM169 42H171V41H169ZM198 42H199V41H198ZM13 43H14V42H13ZM28 43H30V42H28ZM28 43H27V44H28ZM75 43H76V42H75ZM87 43H88V42H87ZM87 43H86V44H87ZM90 43L92 44V42H90ZM143 43H144L145 45H144ZM163 43H162V44H163ZM172 43H173V42H172ZM18 44H20V43H18ZM18 44H16V46H18ZM23 44H25V43L23 42ZM39 44H40V43H39ZM46 44H48V43H46ZM81 44H80V45H81ZM128 44H129V46H128ZM134 44L138 47V49H137V47H135ZM137 44H138V45H137ZM139 44H140V47H139ZM223 44H224V43H223ZM13 45H14V44H13ZM31 45H33V44H31ZM48 45H49V44H48ZM50 45H51V44H50ZM62 45H63V44H62ZM73 45H74V44H73ZM76 45H78V44H76ZM76 45H75V47H76ZM88 45H89V44H88ZM92 45H94V43H93ZM92 45H91V46H92ZM98 45H99V44H96V46H98ZM133 45H134V46H133ZM143 45H144V47H143ZM147 45H148V46L151 45V46L149 47V49H148L147 52H146V48H148V47H146ZM152 45H155V48H154V47L151 48ZM192 45H193V44H192ZM2 46H0V47H2ZM5 46H6V45H5ZM10 46H12V45H10ZM14 46H15V45H14ZM14 46H13V48H15ZM20 46H22V45H20ZM25 46H26V45H25ZM42 46H43V45H42ZM89 46H90V45H89ZM91 46H90V47H91ZM94 46H95V45H94ZM123 46H124V47H123ZM127 46H128V47H127ZM160 46H161V47H160ZM168 46H170V45H168ZM171 46H172V45H171ZM8 47H9V46H8ZM40 47H41V46H40ZM40 47H39V48H40ZM53 47H55V46H53ZM92 47H93V46H92ZM98 47H99V46H98ZM122 47H123V48H122ZM125 47H126V48H125ZM133 47L135 48V50H134ZM141 47H142V48H145V52H146V55H147V56H149V55L152 56L151 59H150L151 61H149V58H150V57L145 56V52H144V50H142ZM173 47H174V46H173ZM201 47H202V46H201ZM212 47L214 48V46H212ZM2 48H3V47H2ZM2 48H0V49H1V50H0L1 53H2V51L5 50L4 48H3L4 50H3ZM11 48H12V47H11ZM16 48H18V47H16ZM23 48H24V47H23ZM51 48H52V47H51ZM78 48H79V47H78ZM88 48H89V47H86L85 50L88 49ZM93 48H94V47H93ZM100 48H98V49H100ZM127 48H128L129 50H128ZM132 48H133V51H132ZM139 48H140V50L142 51V53H138V54H140V55H138V54L136 53V49L139 50ZM157 48L160 49V50H158ZM168 48H169V47H168ZM198 48H199V47H198ZM6 49H7V47H6ZM18 49L21 50L22 48H21V49L18 48ZM27 49H29V48L27 47ZM33 49H34V48H33ZM37 49H38V48H37ZM37 49H36V50H37ZM55 49H56V48H55ZM80 49L84 50V47H83V48L80 47ZM89 49H91V48H89ZM105 49H104V50H105ZM121 49H122V50H128L127 52H128L129 55H126L127 52H125V55H126L127 58H128V56L132 55V56L129 57V61L132 59V61H130V63H132V66L134 65L133 67H132L131 64L127 61L128 59H127L125 56H124L125 58L122 57V56L124 55V51H122ZM150 49H151V50H150ZM152 49H153V50H152ZM156 49H157V50H156ZM232 49H233V48H232ZM12 50H13V49H12ZM14 50H15V49H14ZM14 50H13V51H14ZM16 50H17V49H16ZM16 50H15V52H16ZM49 50H50V48H49ZM75 50L78 51L79 49H75ZM75 50H74V51H75ZM82 50H81V52H82ZM85 50H84V52H85ZM91 50H93V49H91ZM108 50H109V51H108ZM111 50H112V52H111ZM149 50H150V51H149ZM169 50H170V49H169ZM169 50H166V51H169ZM194 50H195V49H194ZM237 50H238V49H237ZM242 50H243V49H242ZM6 51H7V50H6ZM23 51H24V50H23ZM23 51H22V52H23ZM40 51H41V50H40ZM89 51H90V50H89ZM114 51H115L116 53H115ZM129 51H130L131 53H129ZM141 51H137V52H141ZM153 51H154V52H155V51H158V53L155 52L157 55L159 54V51H160V53H161L160 55H162V56H160V55H159V56H156V55H155V56H156V57H155V56L153 55V54H155V53H153ZM198 51H199V50H198ZM10 52H11V50H10ZM70 52H71V51H70ZM81 52H80V53H81ZM113 52H114V55L112 54ZM120 52H121V53L123 52L122 55H121ZM148 52H149L150 54H149ZM3 53H4V52H3ZM6 53H9V52H6ZM6 53H5V55H6ZM17 53H18V50H17ZM20 53H21V52H20ZM20 53H19V55H20ZM25 53H27L26 50H25ZM59 53H60V51H59ZM78 53H79V52H78ZM80 53H79V54H80ZM92 53H93V52H92ZM92 53H90V54H92ZM110 53L112 54V57H111ZM135 53H136V54H135ZM147 53H148V54H147ZM151 53H153V54H151ZM169 53H170V52H169ZM234 53H235V52H234ZM238 53H239V51H238ZM11 54H12V53H11ZM29 54H30V53H29ZM40 54H42V52H40ZM40 54H38V55H40ZM44 54H45V53H44ZM56 54H57V53H56ZM84 54H85V53H82V55H84ZM86 54H87V53H86ZM101 54H102V53H100V55H101ZM115 54H116V55H115ZM143 54H144V55H143ZM174 54H175V53H174ZM231 54H232V53H231ZM235 54H236V53H235ZM0 55H1V54H0ZM2 55H3V54H2ZM2 55H1L0 57H2ZM5 55H4V56H5ZM15 55L17 56V54H15ZM23 55H24V53H23ZM26 55H27V54H26ZM26 55H24V56H26ZM36 55H37V53H36L34 56H36ZM46 55H47V53H46ZM87 55H88V54H87ZM117 55H118V56H117ZM119 55H120L121 57H120ZM136 55H137V57H135ZM238 55H239V54H237V56H238ZM16 56H15V57H16ZM21 56H22V54H21ZM29 56H32V55H29ZM29 56H28V57H29ZM42 56H43V55H42ZM57 56H58V55H57ZM113 56H117V57H114V58H113ZM139 56H140V57H139ZM142 56H143V57H142ZM153 56H154V58H153ZM168 56L171 57L172 55H168ZM168 56H166V57H168ZM173 56H174V55H173ZM11 57H12V55H11ZM11 57H10V54H9V59H10ZM36 57H37V56H36ZM49 57L51 58L50 55H49ZM55 57H56V56H55ZM84 57L86 58L87 56H84ZM89 57H90V56H89ZM96 57H97V56H96ZM119 57H120V59H119ZM131 57H132V58H131ZM141 57H142V58H141ZM146 57H147L148 59H147ZM205 57H206V56H205ZM2 58H4V57H2ZM18 58H20V57H18ZM31 58H32V57H31ZM44 58H45V57H43V59H44ZM82 58H83V57H82ZM92 58H93L92 60H94V57H92ZM121 58H122L124 61L122 62V64H119V63H121V61L119 62V60H122ZM130 58H131V59H130ZM139 58H141V60H140ZM145 58L147 59V60H146L147 62L145 61ZM195 58H196V57H195ZM238 58H239V60H238ZM238 58L233 57V56L231 57V60H230V61L233 63V65H234L235 67H239V66H240V62H242V61L240 60V58H242V57H239V56H238ZM263 58H264V57H263ZM6 59H7V58H6ZM16 59H17V58H16ZM21 59H22V58H21ZM26 59H27V56H26ZM26 59H25V60H26ZM40 59H41V58H40ZM43 59H42V60H43ZM60 59H61V58H60ZM78 59L80 60V58H78ZM87 59H88V58H87ZM108 59H109V60H108ZM114 59H116V61H115ZM126 59H127V60H126ZM134 59H135V60L139 59V61H136V62H135ZM173 59H174V57H173ZM14 60H15V59H14ZM46 60L50 61L51 59L49 60V59L46 58ZM76 60H77V59H76ZM81 60H82V59H81ZM84 60H86V59H84ZM88 60H89V59H88ZM99 60H100V59H99ZM113 60H114V61H113ZM125 60L127 61V64H125V63H126ZM142 60H143V62H140V61H142ZM228 60H229V58H228ZM8 61H10V60H8ZM11 61H12V59H11ZM16 61H17V60H16ZM16 61H15V65H16ZM23 61H24V60H23ZM36 61H37V60H36ZM89 61H90V60H89ZM133 61H134V62H133ZM148 61L150 62L149 64H147ZM169 61H170V63H171V60H170V59H169ZM212 61H213V60H212ZM218 61H219V60H218ZM39 62H40V61H39ZM41 62H43V61H41ZM44 62H47V61H44ZM53 62H54V61H53ZM59 62H60V61H59ZM61 62H62V61H61ZM77 62H78V61H77ZM85 62H86V61H85ZM101 62H102V61H101ZM101 62H100V63H101ZM144 62H146V64H147L146 67H145L146 64H145ZM155 62H156V64H154ZM174 62H175V61H174ZM0 63H1V62H0ZM17 63H18V62H17ZM20 63H21V62H20ZM20 63H18V64H20ZM26 63H27V60H26ZM28 63H29V62H28ZM50 63H51V62H50ZM80 63H82V61H81ZM93 63H95V61H93ZM93 63H92V64H93ZM96 63H98V62H96ZM128 63L130 64V66L128 65ZM136 63H137V64H136ZM163 63L166 64V66H164ZM175 63H176V62H175ZM200 63H201V62H200ZM217 63H218V62H217ZM2 64H3V63H2ZM12 64H13V63H12ZM21 64H22V63H21ZM21 64H20V65H21ZM33 64H36V63H33ZM37 64H38V62H37ZM44 64H46V63H44ZM47 64H49V62H48ZM55 64H56V63H55ZM59 64H61V63H59ZM66 64H67V63H66ZM98 64H99V63H98ZM102 64H103V63H102ZM144 64H145V65H144ZM211 64H212V63H211ZM246 64H247V63H246ZM9 65H11V63H10ZM13 65H14V64H13ZM13 65H12V66H13ZM22 65H23V64H22ZM26 65H27V64H26ZM26 65H25V66H26ZM50 65H51V64H50ZM50 65H47V66H45V67H48V66H49V68H50V67L52 66V65H51V66H50ZM82 65H83V64H82ZM90 65H91V64H90ZM99 65H100V64H99ZM127 65H128V66H127ZM178 65H179V64H176V65L174 64V66H178ZM212 65H213V64H212ZM0 66H1V64H0ZM2 66L6 67L7 65H4V64H3ZM2 66H1V67H2ZM31 66H32V65H31ZM40 66H43V64L40 65ZM80 66H81V65H80ZM92 66H93V65H92ZM101 66H102V65H101ZM103 66H105V65H103ZM103 66H102V67H103ZM126 66H127V67H126ZM157 66H158L159 68H158ZM243 66H244V63H243ZM4 67H3V68H4ZM9 67H10V66H9ZM9 67H8V68H9ZM16 67H17V66H16ZM22 67H23V66H22ZM27 67H28V66H27ZM34 67H35V66H34ZM83 67H84V66H83ZM156 67H157V68H156ZM183 67H184V66H183ZM213 67H214L213 72L211 71V73H212V82H213V80L215 81V85H216V87H217V89H218L219 86L221 87V86H223V85H226V84H225V79H224V77H223L222 74H221L222 72L220 73L219 70H216V67L218 68V66H216V67L213 66ZM19 68H20V67H19ZM24 68H25V67H24ZM28 68H30V67H28ZM36 68H37V67H36ZM42 68H44V67H40L41 70H42ZM53 68H54V67H53ZM57 68H58V67H57ZM61 68H62V67H61ZM63 68H64V66H63ZM103 68H104V67H103ZM106 68H104V69H106ZM125 68H127V69L125 70ZM128 68H129V69H128ZM166 68L169 69V70H168L169 72L167 71ZM244 68H245V67H244ZM11 69H13V68L11 67ZM14 69H15V68H14ZM25 69H26V68H25ZM51 69H52V67H51ZM51 69H50V70H51ZM75 69H76V68H75ZM109 69H111V70L109 71ZM157 69H158V70H157ZM210 69H211V67H210ZM236 69H237V68H236ZM0 70H1V69H0ZM4 70H5V69H4ZM16 70H17V69H16ZM21 70H22V69H21ZM47 70H49V69H46V71H47ZM58 70H59V69H58ZM88 70H89V69H88ZM96 70H97V68H96ZM99 70H101V69H99ZM128 70H129V71H128ZM139 70H140V72H139ZM141 70H142L143 72H142ZM151 70H153V71L155 70V71H156V75H155V72H152ZM171 70H173V69H171ZM178 70H179V69H178ZM200 70H201V69H200ZM7 71H8V70H7ZM17 71H19V70H17ZM23 71H25V70L23 69ZM36 71H37V70H36ZM46 71H45V72H46ZM62 71H64V70H62ZM62 71H61V73H62ZM137 71H138V72H137ZM146 71H150V72H147V73H146ZM180 71H182V69H181ZM207 71H208V70H207ZM221 71H222V70H221ZM2 72H3V71H2ZM2 72H1V73H2ZM9 72H11V71H9ZM42 72H43V71H42ZM45 72H44V75H45V77H46V74H47V73L45 74ZM52 72H53V71H52ZM59 72H60V71H59ZM59 72H58V73H59ZM86 72H87V71H86ZM99 72H100V71H99ZM104 72H107V71L104 70ZM144 72L146 73V75H150V73H151L153 76L155 75V76L157 77L158 80L156 79L155 76H154L155 79L153 80V79H152L153 76L150 75V77H149V76L144 75V74H145ZM200 72H201V71H200ZM200 72L198 71V69H197L196 67H194L191 71L188 70V72H187V73H188V79H189L188 81H191L192 86H193V93H194V96H193V97H194V98H193L194 101H193V102H194L195 107L199 108V109H200L201 111H203L207 116H209V115L212 114V112H211L210 110H211V109L214 107V105H215V104L212 102L214 105H213V107L210 108V106H211L212 104H209V103H208V102L211 103V100L209 101V98H210V95H211V97H212V90H214V89H213V86H214V85H212V83H211V75H210V77H208V79H207V77L205 76V75H206V72L204 73V70H203V74H204V75H201ZM4 73H6V72H4ZM27 73H29V72H27ZM36 73H37V72H36ZM102 73H103V72H102ZM142 73H143V74H142ZM175 73H176V74H175ZM182 73H183V72H182ZM185 73H186V72H185ZM185 73L183 74V75H184V77H183L184 79H185V75H187V74H185ZM209 73H210V72H209ZM209 73H208V75H209ZM211 73H210V74H211ZM2 74H3V73H2ZM39 74H41V73L39 72ZM48 74H49V73H48ZM48 74H47V75H48ZM55 74H56V72H55ZM67 74H69V73H67ZM70 74H71V73H70ZM92 74H93V73H92ZM98 74H99V73H98ZM106 74H105V75H106ZM120 74H119V77H120ZM137 74H138V75H139V74L143 75V79H142L141 75H140V76H137V77H138V78H137V77L135 76V75H137ZM3 75H4V74H3ZM8 75H9V74H8ZM18 75H19V74H17V76H18ZM57 75H59V74H57ZM62 75H63V74H62ZM64 75H65V74H64ZM78 75H79V74H78ZM78 75H77V77H78ZM100 75H102V74H100ZM249 75H250V74H249ZM9 76H10V75H9ZM11 76H12V75H11ZM11 76H10V77H11ZM28 76H29V75H28ZM28 76H27V77H28ZM34 76H35V75H34ZM42 76H43V75H42ZM49 76H50V75H49ZM54 76H55V75H54ZM96 76H97V75H96ZM134 76H135V77H134ZM144 76H146V77L144 78ZM238 76H239V75H238ZM240 76H241V75H240ZM10 77H9V79H10ZM27 77H26V78H27ZM57 77H58V76H57ZM81 77H82V76H81ZM81 77H80V79H79L80 82H82V81H81ZM87 77H89V76L87 75ZM105 77H106V76H105ZM129 77H130V79H131V78H132V79L130 80ZM147 77H148V78H147ZM166 77H168V78H166ZM169 77H170V79H169ZM55 78H56V77H55ZM72 78H74V76H73ZM139 78H141V79H139ZM149 78H150V79H149ZM161 78H162V79H161ZM240 78H241V77H240ZM4 79H5V78H4ZM7 79H8V78H7ZM19 79H20V78H19ZM53 79H54V78H53ZM59 79H60V78H59ZM59 79H58V80H59ZM62 79H63V77H62ZM64 79H65V78H64ZM108 79H110V81L108 82V84L110 83V86H111V87H110V86H108V84H107L108 88L110 89V90L108 89V91H110V93H111V92L113 93V90H112L113 87H112V86H113V83H115V82L112 83L111 79H112V80H113V79L115 80L116 78H113V76H112L111 78L109 77ZM119 79H120V78H119ZM119 79H118V81H119ZM138 79H139L140 81H139ZM146 79H148L150 82L147 81ZM151 79H152V80H151ZM242 79H243V78H242ZM1 80H2V79H1ZM5 80H6V79H5ZM5 80H4V81H5ZM11 80H12V79H11ZM36 80H37V79H36ZM69 80H70V78H69ZM143 80H145V81H143ZM159 80H160L161 82L163 81V82H164V83H163L164 85H163L161 82H160L161 84H158L159 82H158V83H155L156 81H159ZM166 80H167V83L165 82ZM169 80H171V81L169 82ZM186 80H187V79H186ZM205 80H208V81H209V83H208L207 85H205ZM236 80L239 81L238 79H236ZM240 80H241V79H240ZM245 80H246V79H245ZM16 81H17V80H16ZM21 81H22V80H21ZM60 81H61V80H60ZM64 81H66V80H64ZM73 81H74V80H73ZM85 81H86V80H85ZM93 81H94V80H93ZM138 81L141 82L142 84H141V83H138ZM142 81H143V82H142ZM146 81H147V82H146ZM153 81H154V82H153ZM177 81H178V82H177ZM8 82H9V80H8ZM22 82H23V81H22ZM46 82H47V81H46ZM87 82H88V80H87ZM129 82H128V84H129ZM152 82L154 83V84H153L154 86L152 87V90H151V89H150V88H151V85H149V84H152ZM171 82H174V83H171ZM232 82H233V81H232ZM249 82H251V81L249 80ZM2 83H3V80H2ZM2 83H1V86L4 84V83H3V84H2ZM14 83H16V82H13V84H14ZM19 83H20V80H19ZM32 83H33V82H32ZM69 83H70V81H69ZM75 83H76V82H75ZM85 83H86V82H85ZM85 83H84V85H85ZM122 83H124V82H121V85H122ZM126 83H127V82H126ZM147 83H148V85H149L150 88H148ZM165 83H166V84H165ZM168 83H169V85H168ZM175 83H177L178 85H180V86L182 87V88H181V87L179 86V87H180V88H179V91L181 90L182 93L179 92V91L177 92V89H178L177 87H178V85H177V84L175 85ZM184 83H185V82H184ZM191 83H190V85H191ZM251 83H252V82H251ZM6 84H7V82H6ZM54 84H55V83H54ZM60 84H62V83H60ZM82 84H83V83H82ZM82 84H81V85H82ZM140 84H141V85H140ZM170 84H171V87H170ZM172 84H173V86H175V87H173ZM237 84H238V83H237ZM245 84H246V82H245ZM249 84H250V83H249ZM7 85H8V84H7ZM41 85H42V84H41ZM57 85H58V84H57ZM72 85H73V84H72ZM77 85H78V84H77ZM79 85H80V84H79ZM156 85H157V86H156ZM160 85H162V87L165 86V85H168V86H167L166 88L163 87L164 89H163V88L161 89V86H160ZM190 85H189V86H190ZM239 85H240V84H239ZM1 86H0V88L3 89V87H1ZM5 86H6V85H5ZM5 86H4V87H5ZM9 86H10V84H9ZM35 86H36V85H35ZM70 86H71V85H70ZM102 86H103V84H102ZM114 86H115V85H114ZM187 86H188V85H187ZM246 86L248 87V85H246ZM22 87H23V86H22ZM46 87H47V86H46ZM48 87H49V85H48ZM51 87H52V86H51ZM51 87H49V88H51ZM115 87H116V86H115ZM122 87H123V86H122ZM154 87H156V88L159 87L160 89H159V88H158V89H155ZM168 87H169V88H168ZM251 87H252V86H251ZM6 88H8V87H6ZM6 88H5V89H6ZM10 88H12V87H10ZM15 88H16V87H15ZM19 88H20V87H19ZM25 88L27 89V87H25ZM40 88H41V87H40ZM79 88H80V87H79ZM81 88H82V87H81ZM133 88H134V87H133ZM171 88H172V89H171ZM175 88H176V90H175ZM221 88H222V87H221ZM241 88H242V86H241ZM54 89H55V88H54ZM58 89H59V88H58ZM64 89H65V86H64ZM68 89H69V88H68ZM73 89H74V88H73ZM104 89H105V88H104ZM121 89H122V88H121ZM123 89H124V88H123ZM149 89H150V90H149ZM169 89H171V91H170ZM173 89H174L175 91H174ZM185 89H187V88L185 87ZM189 89H190V88L188 87L187 91H188ZM191 89H192V88H191ZM191 89H190V90H191ZM217 89H216V90H217ZM9 90H10V89H9ZM9 90L7 89L6 93H7V92L10 93ZM14 90H15V89H14ZM16 90H17V89H16ZM24 90H25V89H24ZM24 90H21V89H20L21 92L24 91ZM33 90H34V89H33ZM41 90H42V89H41ZM47 90H48V89H47ZM66 90H67V88H66ZM111 90H112V91H111ZM127 90H128V89H127ZM131 90H132V89H131ZM131 90H130V92L132 93L133 90H132V91H131ZM155 90H156V91H155ZM157 90H158V91H157ZM160 90H161L162 93L164 92V94H162V96H161ZM163 90H164V91H163ZM165 90H167V91H165ZM168 90H169V92H168ZM218 90H220V89H218ZM218 90H217V91H218ZM242 90H243V89H242ZM242 90H241V91H242ZM244 90H245V89H244ZM247 90H248V89H247ZM2 91H5V90H2ZM17 91H18V90H17ZM56 91H57V90H56ZM63 91H64V90H63ZM77 91H78V90H77ZM80 91H81V89H80ZM104 91H105V90H104ZM106 91H107V90H106ZM117 91H118V90H117ZM146 91H147V92H146ZM149 91H153V92H152V93H149ZM154 91H155V93H157V95L154 94ZM0 92H1V91H0ZM11 92H12V90H11ZM13 92H14V91H13ZM21 92H19L20 95H21ZM42 92H43V91H42ZM49 92H50V91H49ZM57 92H59V91H57ZM67 92H68V91H67ZM114 92H116V91H114ZM122 92H123V91H122ZM128 92H129V91H128ZM134 92H135V90H134ZM134 92H133V93H134ZM136 92H137V90H136ZM139 92H140V91H139ZM139 92H138V93H139ZM158 92H159L160 94H159ZM170 92H171V93H170ZM172 92H175V94L177 93V95L180 93V95L177 96V95H175V94L172 93ZM190 92H192V90H191ZM190 92H186V93L189 94ZM213 92H214V91H213ZM215 92H216V91H215ZM2 93H3V92H2ZM2 93H1V94H2ZM17 93H18V92H17ZM19 93H18V94H19ZM24 93H25V92H24ZM27 93H28V92H27ZM32 93H33V92H32ZM39 93H40V92H39ZM43 93H44V92H43ZM47 93H48V92H47ZM47 93H46V94H47ZM60 93H61V92H60ZM68 93H69V92H68ZM78 93H79V91H78ZM80 93H81V92H80ZM123 93H124V92H123ZM126 93H127V92H126ZM165 93H166V94H165ZM167 93H168V95H167ZM216 93H217V92H216ZM219 93H220V92H219ZM219 93H218V96L221 95V94H219ZM44 94H45V93H44ZM51 94H52V92H51ZM57 94H58V93H57ZM72 94H73V93H72ZM88 94L90 95V93H88ZM139 94H140V93H139ZM148 94H149V95L154 94V95H153V96L151 95V96H150L151 98H149ZM171 94H172V95H171ZM184 94H185V93H184ZM7 95H8V93H7ZM9 95H13V94H9ZM14 95H16V96L18 97L17 94H14ZM22 95H23V94H22ZM24 95H25V94H24ZM83 95H84V93H83ZM132 95H133V94H132ZM135 95H137V96H135ZM135 95H134V96H135L136 99H137L138 94H135ZM155 95L158 96L159 98H160V96H161L160 101H161V99H162L163 97L165 98V97L167 96L166 98H168V96L170 95L169 97L171 98V100H170V101L167 100V101H168V102H167V101H165L166 98H165V99L163 98V101L159 102L158 97H155ZM159 95H160V96H159ZM174 95H175L176 97H175ZM191 95H192V94H191ZM191 95H190V96H191ZM215 95H216V94H215ZM251 95H252V94H251ZM4 96H5V95H4ZM32 96H33V95H32ZM34 96H35V95H34ZM40 96H41V95H40ZM51 96H52V95H51ZM58 96H59V95H58ZM61 96H62V95H61ZM61 96H60V97H61ZM66 96H67V95H66ZM71 96H72V95H71ZM71 96H70V97H71ZM77 96H78V95H77ZM85 96H86V95H85ZM85 96H84V97H85ZM110 96H111V94H110ZM134 96H133V97H134ZM147 96H148V97H147ZM173 96H174V97H173ZM180 96H181V97H180ZM184 96H185V95H184ZM188 96H189V95H188ZM188 96H187V97H188ZM190 96H189V97H190ZM7 97H8V96H7ZM12 97H13V96H12ZM12 97H11V99H12ZM14 97H15V96H14ZM17 97H16V98H17ZM19 97H20V96H19ZM21 97H22V96H21ZM38 97H39V96H38ZM41 97H42V96H41ZM45 97H46V96H45ZM54 97H55V96H54ZM68 97H69V96H68ZM68 97H67V98H68ZM70 97H69V98H70ZM81 97H82V94H81ZM89 97H90V96H89ZM89 97H88V99H89ZM91 97H92V96H91ZM107 97H108V96H107ZM116 97H117V96H116ZM177 97L179 98V103L177 102V105H175L173 101H175V100L177 99ZM214 97H215V96H214V94H213V98H214ZM51 98H52V97H51ZM72 98H73V97H72ZM85 98H86V97H85ZM103 98H104V97H103ZM108 98H109V97H108ZM148 98H149V99H148ZM153 98H156V99H153ZM172 98H173V100H172ZM185 98H186V97H185ZM185 98H184V99H185ZM191 98H192V97H191ZM213 98H211V99H213ZM219 98H220V97H219ZM19 99H20V98H19ZM30 99H31V98H30ZM42 99H43V98H42ZM45 99H46V98H45ZM147 99H148V100H147ZM168 99H169V98H168ZM174 99H175V100H174ZM184 99H183L182 102H185ZM214 99H216V98H214ZM0 100H1V99H0ZM15 100H18V98L15 99ZM47 100H48V99H47ZM51 100H52V99H51ZM71 100H72V99H71ZM74 100H75V99H74ZM98 100H99V99H98ZM103 100H104V99H103ZM108 100H109V99H108ZM216 100H217V99H216ZM18 101H19V100H18ZM20 101H21V100H20ZM27 101H28V100H27ZM32 101H34V100H32ZM35 101H36V100H35ZM42 101H43V100H42ZM42 101H41V103H42ZM44 101H45V100H44ZM44 101H43V102H44ZM64 101H66V100H64ZM83 101H84V100H83ZM85 101H86V100H85ZM90 101H91V100H90ZM94 101H95V100H94ZM106 101H107V100H106ZM140 101H141V100H140ZM171 101H172V103H171ZM177 101H178V100H177ZM186 101H187V102H185V104L188 103V100H187V99H186ZM214 101H215V100H214ZM222 101H223V100H222ZM262 101H263V99H262ZM1 102H2V101H1ZM12 102H13V100H12ZM21 102H22V101H21ZM23 102H24V101H23ZM47 102H48V101H47ZM49 102H50V100H49ZM56 102H57V101H56ZM78 102H79V101H78ZM78 102H77V104H78ZM112 102H113V101H112ZM157 102L160 103V104H158ZM163 102H164V103H163ZM169 102H170L171 104H170ZM190 102H192V100H190ZM190 102H189L188 105L191 106L192 104H190ZM217 102H218V101H217ZM45 103H46V102H44V104H45ZM54 103H55V102H54ZM64 103H65V102H64ZM71 103H72V102H71ZM81 103H82V102H81ZM81 103H80V105H81ZM88 103H89V102H88ZM110 103H111V102H110ZM110 103L107 102L108 106H107V104H105V105H106L107 107L110 108V106H109ZM151 103H152V102H151ZM153 103H154V102H153ZM161 103H162V104H161ZM175 103H176V102H175ZM219 103H220V102H219ZM30 104H31V103H30ZM33 104H34V103H32V106H33ZM62 104H63V103H62ZM62 104H61V105H62ZM65 104H66V103H65ZM74 104H76V103H74ZM143 104H144V103H143ZM173 104H174L175 106H174ZM262 104H263V103H262ZM6 105H7V104H6ZM21 105H22V104H21ZM46 105H47V104H46ZM51 105L54 106L55 104H54V105H53V103L50 104V107H51ZM56 105H57V104H56ZM56 105H55V106H56ZM61 105H60L59 107H61ZM68 105H69V103H68ZM80 105H78V107H80ZM83 105H84V104H83ZM86 105H88V104L86 103V104L84 105V107H85ZM91 105H92V104H91ZM113 105H114V103H113ZM134 105H135V104H134ZM152 105H153V104H152ZM217 105H218V104H217ZM10 106H11V105H10ZM10 106H9V107L6 106V107L10 108ZM30 106H31V105H30ZM55 106H54V107H55ZM57 106H58V105H57ZM89 106H90V105H89ZM89 106H88V107H89ZM96 106H97V105H96ZM101 106H102V105H101ZM103 106H104V105H103ZM136 106H137V105H136ZM142 106H143V105H142ZM172 106H173V107H172ZM190 106H186V107L189 108ZM0 107H2V106L0 105ZM54 107H53V108H54ZM75 107L78 108L76 105H75ZM88 107H87V110H88ZM129 107H130V105H129ZM129 107H128V108H129ZM140 107H141V106H140ZM144 107H145V106H144ZM192 107H194V106H192ZM195 107H194V108H195ZM3 108H4V107H3ZM14 108H15V107H14ZM23 108H24V107H23ZM27 108H28V107H26V109H27ZM31 108H32V107H31ZM53 108H52L51 110H54V109H56L57 107L54 108V109H53ZM66 108H67V106H66ZM66 108H65V109H66ZM97 108H98V107H97ZM136 108H137V107H136ZM138 108H139V107H138ZM149 108L152 109V107H150V106L148 105V109H149ZM216 108H217V107H216ZM42 109H43V108H41V110H42ZM46 109H47V108H46ZM71 109H72V108H71ZM81 109H82V108H81ZM91 109H92V108H91ZM99 109H100V108H99ZM99 109H96V108H95L94 111L96 112V111H98ZM103 109H104V108H103ZM107 109H108V108H107ZM107 109H105V111H104V110H103V111L107 113V111H106ZM130 109H131V108H130ZM183 109H184V108H183ZM186 109H187V108H186ZM189 109L192 110V108H189ZM2 110H3V109H2ZM43 110H44V109H43ZM47 110H48V109H47ZM51 110H50V111H51ZM56 110H57V109H56ZM56 110L53 111V112H54V113L57 112ZM68 110H70V109H68ZM76 110H77V109H76ZM79 110H80V109H79ZM84 110H85V108H84ZM92 110H93V109H92ZM108 110H109V109H108ZM111 110H112V108H111ZM111 110H109V111L112 112ZM128 110H129V109H128ZM131 110H132V109H131ZM140 110H141V109H140ZM146 110H147V109H146ZM190 110H189V111H190ZM213 110H214V109H213ZM3 111H4V110H3ZM6 111L8 112V109H7ZM18 111H19V110H18ZM34 111H36V110H34ZM38 111H39V110H38ZM63 111L66 112L65 110H63ZM72 111H73V109H72ZM99 111H102V110H99ZM99 111H98L99 114L102 113V112H99ZM132 111H134V110H132ZM142 111H143V110H142ZM150 111H151V110H150ZM189 111H188V112H189ZM0 112H1V110H0ZM4 112H5V111H4ZM14 112H15V111H14ZM31 112H32V111H31ZM42 112H43V111H42ZM47 112H48V111H46V113H47ZM64 112H63V113H64ZM67 112H68V111H67ZM73 112H75V111H73ZM77 112H78V111H77ZM79 112H80V111H79ZM79 112H78V113H79ZM83 112H84V111H83ZM89 112H90V111H89ZM115 112H116V111H115ZM148 112H149V111H148ZM151 112H153V111H151ZM29 113H30V112H29ZM49 113H50V112H49ZM57 113H58V112H57ZM57 113H56V114H57ZM86 113H87V112H86ZM92 113H94V112H92ZM128 113H129V111H128ZM132 113H133V112H131V114H132ZM141 113H142V112H141ZM143 113H146V111L143 112ZM190 113H191V112H190ZM213 113H214V112H213ZM6 114H7V113H6ZM8 114H9V112H8ZM10 114H11V113H10ZM10 114H9V116H10ZM15 114H16V113H15ZM35 114H36V113H35ZM43 114H44V113H43ZM50 114H52V113H50ZM65 114H66V113H65ZM65 114H64V115H65ZM71 114H72V113H71ZM75 114H76V113H75ZM81 114H82V113H81ZM81 114H79V115H81ZM84 114H85V112H84ZM84 114H83V115H84ZM103 114H105V113H103ZM112 114H113V113H112ZM112 114H111V113H110V114H105L106 117L103 115V118H104V117H105V118H108V115H109V117H110V115H112ZM131 114H130V116L132 117L134 113H133L132 115H131ZM188 114H189V113H188ZM214 114H215V113H214ZM19 115H20V114H19ZM58 115H59V114H58ZM58 115H57V116H58ZM68 115H69V114H68ZM73 115H74V113H73ZM100 115H101V114H100ZM114 115H115V114H114ZM126 115H127V113H126ZM128 115H129V114H128ZM136 115L138 116L139 114L136 113ZM149 115H150V114H149ZM152 115H154V114H152ZM3 116H4V115L2 114L1 117H3ZM16 116H18V115H15L14 117H12L13 119H12V118H10V119L14 120V119H16V118H15ZM42 116H44V115H42ZM46 116H48V115H46ZM50 116H51V115H50ZM52 116H53V114H52ZM57 116H56V117H57ZM75 116H76V115H75ZM86 116H87V115H86ZM90 116H93V114H91V115L89 114V117H90ZM95 116H97V115H95ZM123 116H124V115H123ZM130 116H129L128 119L131 118ZM134 116H135V115H134ZM142 116H143V114H142ZM146 116H147V115H146ZM1 117H0V118H1ZM5 117H6V116H4V118H2V119H3L5 122H8V124H9V122H11L12 120H11V121H10V120L8 121V120H7V117H6V118H5ZM10 117H11V116H10ZM24 117H26V116H24ZM63 117H65V116H63ZM63 117H62L61 119H63ZM66 117H67V116H66ZM71 117H72V116H71ZM71 117H70V118H71ZM97 117H98V116H97ZM100 117H101V116H100ZM144 117H145V116H144ZM150 117L152 118L153 116H150ZM195 117H196V116H195ZM47 118H48V117H47ZM49 118H50V117H49ZM53 118H55V117H53ZM76 118H77V117H76ZM76 118H75V120H76ZM85 118H86V117H85ZM87 118H88V117H87ZM87 118H86V119H87ZM95 118H96V117H95ZM133 118H134V117L131 118V121H132V123L134 124L135 121H136V119H137V117L135 116V118H136L135 120H132ZM140 118H141V116H140ZM5 119H6L7 121H6ZM17 119H18V117H17ZM56 119H57V118H56ZM58 119H59V118H58ZM58 119H57V120H58ZM61 119H60V120H61ZM67 119H69V117H67ZM92 119L94 120V117H93ZM99 119H100V118H99ZM108 119H111L110 122H109V120H108V122H109V123H108L109 126L105 127V126L107 125V120L104 119V120H105L104 122H105L106 125L104 124V127H103V125H102V123H101L102 128H101V126H100L99 128H101L102 130H103V128H104V129L106 130L107 128L110 127V128H109V131H111V132H112V130H113V132L115 131L114 134H113V132H112V133L109 132L111 135H112V134L115 135L117 132L121 131V130L117 131L119 128L116 129L118 125H115V124H117V123H116V121H113L115 118L112 120V116H111V117L108 118ZM120 119H121V118H120ZM138 119H139V118H138ZM138 119H137V121H138ZM143 119H144V118H143ZM154 119H156V118L153 117L152 120H154ZM180 119H181V118H180ZM19 120H20V119H19ZM19 120H15V123H14V122H11L12 124H10V126L13 125V124H14V125L16 124L15 126H14V125H13V126L17 129V127L20 126V125H17V123L20 124V122H18ZM50 120H51V119H50ZM64 120H65V119H64ZM84 120H85V119H84ZM88 120H89V119H88ZM88 120H87V121H88ZM90 120H91V118H90ZM90 120H89V121H90ZM145 120H146V118L144 119V121H145ZM148 120H149V118H148ZM158 120H157V122H158ZM28 121H29V120H28ZM46 121H47V120H46ZM54 121H56V120H54ZM54 121H53V122H54ZM87 121H86V122H87ZM89 121H88L87 123H89ZM91 121H92V120H91ZM94 121H95V120H94ZM99 121L102 122L103 119H101V120H99ZM111 121L115 122L114 125L116 126V128H115V126H114V127H112V125L110 126ZM144 121H143V123H142V121H141V123L144 124V125L141 126V127H143V129H144V126H145V128L147 127V123H145ZM149 121H151V120H149ZM154 121H155V120H154ZM207 121H208V120H207ZM2 122H3V121L0 120V150H2L3 148L6 149V150L4 149V151H6V152L9 150V152H7L9 155L7 156V154H5L6 152H3V153H2L3 150L0 151V155L2 154V155L0 156V157L2 158V159L0 158V161H1L3 164H5L6 162L9 161V158H10V157L16 155L14 160H16V161H18V162H16V161H15V162H14V161L12 162L11 159L14 158V157H12V158L10 159L11 162L9 161L8 163H6V165H7L8 167H6L5 165H2V166H4V167H1V166H0V171H1V170H2V171L5 170V171H4L5 173H4V172H0V175H1L2 177H3L2 173H4V175H5V176L3 177V179H2V182H1L3 185L0 184V187L3 186V187H2L3 189H2V190L0 189V191H1L0 193H2V191L4 192V191H5V190H4L5 188H6V191H5V192H8L7 189L10 190V188H11V191H13L12 188L15 187V186L17 187V188L15 187V188L18 189V187H19L20 184H21V188L19 187V189H18V190H19V193H18V190H17V193L14 192V191H15V188H13V189H14V191H13V192H14V194H13L14 196H15L16 194L19 196V194L21 193L20 195H21V198H22V196L24 197L25 195H27V194H25V192H22V188H23V191H25V189L30 190V189L33 188V189L31 190V191H32V192H31L32 195H35V194L37 195V193H38V195L42 196V195L44 194V192H45V189H43V188L41 189V187H42V186L44 185V183H45L44 188H46V187H47L46 185L48 184V187H50V188L52 189V190H51V189L49 190V188H48V189L46 188V189H47L46 191L49 190V191L47 192V195H48V194H51V195H48V196H49V197L52 196V198H53V196H57V194H58V192L56 191V189H57V187L59 186V184H60V187H58L59 189H61V188L64 186V185L61 184L62 181H63V183L66 185V187H63V188L61 189V191H62L63 193H62L61 191H59L58 196L60 195L61 197H60V198L58 197V198L60 199V201H59V199L57 200V197L54 198V199H56L55 202L52 201L51 197H50V200H51V201H49V198H47L48 196H46V194L43 195V199H42L41 197H38V195H37V196L35 195V197L33 196L34 199L37 197V198L35 199V201H36L37 199H38V202L40 201L39 203L36 202V203H38V208H39V209H40V208L42 209V207H39V204H42V206H44V204H45L46 207L44 206L45 208L42 209V210H44V211H41L43 214H44V213H47L50 209H51V213L48 212L49 214H46V218L49 217L48 219L45 218L46 220H45L44 222H46V221L48 220L46 223H44L43 221H42V223H41V220H39V219H41V217H42V219H44L45 216H43V215H41V214L38 215V212H36L37 215H36L35 213H33V214H35L34 216H33V214H32V216L29 214L30 217H35V218H33V219H36L37 216L40 217V215H41L40 218L37 217V218H38V219H37V222L39 223V221H40V224L35 225L34 222H35L36 220L33 222V224H31L30 222L27 221V222H26V223H27V226H28V225H31V226H32V225H35V227H37V226L40 227L39 225H41V224H42V226H44L45 224H47V225H50V224H51V227H52L53 223H51V222H54V221H53V220H52V221H49V220H50V216H48V215H51V219H54V218H57V217L59 218V216L62 215L61 217H63V219H64V221H65L64 223H67V222H68L69 224L71 223L70 225L67 224L68 227L66 226L67 229H68L69 231L71 230V227H72V228H73V227L75 228L76 226H74V225H76V224L79 223V222H80L81 224L79 223L80 226H79V225H78V226H79L80 229H81L82 222H83L86 218L88 219V218L91 216L90 214H91L92 212L95 211V210L88 209V210H90V213H89V211L86 212V211H87V208L89 207L88 205L94 206V204L97 205V203H98V200H97V203L94 202L95 199H94V198L92 197V195H91V193L93 194V189L95 188V187H93V186L96 185V182H95V180H93V179H95L96 177H98V176L95 175L96 173H95L94 171H97V170H94L93 172L90 171L89 174H86V173H88V172L85 171V174H84V173H80L81 175H79V173L75 171V170L78 169L79 167H80V172H84V171H82V170H85V168L87 169V171L92 170V169H89V170H88V167H85V168H84V166H83V169H81V166H80L81 164H80V165H79V164H76V165H75L74 162H75L76 160H75L73 163L70 162V161H68V158L66 159V157H69V158H70V157H72V155L69 154L70 156H66L67 153H68V149H67V152H66V149H64V148H65V147H64V148H63L64 151H65V152H64L63 149H62V145H61L60 141H59V143H60L61 147H59L60 145H58V146L55 145V147H58V148L54 149L55 153H57L56 156H54L55 153H54V151H53V148H55V147L52 148L51 145L48 144L49 141H47L46 146H47V148L49 149V152L47 153L46 151H48V149L46 150V147H45V142H46V141H44V139H42V141L40 140L41 143L44 144V145H40L41 143H40V142H37V141H39V139L42 138V137H39V136H38L39 134H38L37 136L39 137V139H38L37 137H36V138H37V139H36V138L34 137V135L32 136V132H29V133H28V130H29L28 127H27V129H28L27 132L23 131V130L25 129V127L22 126L23 123L21 124V126H20L18 129H21V127H22L23 130L21 129L20 131L23 132V133L25 132V134L27 133L26 135H29V136H26V138H24V137H25V134L23 135V133H20V131L18 132V129H17V131H15L16 129H14V127L12 126V128L14 129L13 131L15 132V133H14V132L12 131V128H11V131H12V133L14 134V137H13V136H12L13 134H12V133L10 134V132H9L10 130H7V129H10V128L7 127L8 125H7L5 122H3V123H2ZM16 122H17V123H16ZM22 122H23V121H22ZM29 122H30V121H29ZM53 122H52V123H53ZM58 122H59V120H58ZM73 122H74V121H73ZM80 122L85 123L84 121H81V120H80ZM125 122H126V121H125ZM152 122H153V121H152ZM181 122H182V121H181ZM4 123H5V125H4ZM46 123H47V122H46ZM52 123H51V124H52ZM56 123H57V122H56ZM61 123H63L62 120H61L60 124H61ZM64 123L66 124V120H65ZM68 123H71V119L68 121ZM68 123H67V125H68ZM75 123H76V122H75ZM75 123H74V124H75ZM91 123H92V122H91ZM98 123H99V122H98ZM132 123H129V125L132 126V127H129V129H128V131H129L130 128H132L131 131H130V133H129L130 135H132L131 132H132V130H133V127H134V130H133L134 132H136V131H140V130L135 129V127H137V125H138V124H136L137 122L135 123V124H136L135 126H134ZM154 123H155V122H154ZM154 123H153V124H154ZM160 123H162V122H160ZM189 123H190V122H189ZM26 124H27V123H26ZM74 124H73V125H74ZM81 124H82V123H81ZM81 124H80V125H81ZM89 124H90V123H89ZM95 124H96V125H95ZM131 124H132V125H131ZM145 124H146V125H145ZM149 124H150V123H149ZM153 124H150L149 127L146 128V131H145V132H148V133H146V134L149 135V134H150L149 131H151V135H152V133H153L152 136H155L154 133L156 134V136H157V134H158V136H157V138H158V137L161 136L160 133H158V130H161L160 132L165 133L164 130L161 129V128L163 127V126H161V125H163L164 123H163V124H159V125L157 124V125H154V126H153ZM53 125H54V123H53ZM55 125H56V124H55ZM57 125H58V124H57ZM61 125L63 126V124H61ZM76 125H78V124H76ZM84 125H87V124H84ZM94 125L97 126V123L94 122ZM94 125H93V126H94ZM140 125H141V124H140ZM140 125H139V126H140ZM188 125H189V124H188ZM10 126H9V127H10ZM36 126H37V125H36ZM74 126H75V125H74ZM74 126H72V127H74ZM78 126H79V125H78ZM78 126H77V127H78ZM81 126H83V125H81ZM89 126H90V125H89ZM120 126H121V125H120ZM126 126L128 127V125H126ZM6 127H7V128H6ZM32 127H33V126H32ZM68 127H71V126H68ZM83 127H84V126H83ZM86 127H87V126H86ZM97 127H98V126H97ZM157 127H158V128H157ZM168 127H169V128H168ZM35 128H36V127H35ZM40 128L42 129V127H40ZM49 128H50V127H49ZM52 128H53V127H52ZM60 128H61V126H60ZM60 128H59V129H60ZM63 128H64V127H63ZM78 128H79V127H78ZM81 128H82V127H81ZM84 128H85V127H84ZM112 128H113V129H112ZM33 129H34V128H33ZM33 129H32V131H33ZM43 129H44V128H43ZM68 129H69V128H68ZM74 129L76 130V127H74ZM82 129H83V128H82ZM87 129H88V127H87ZM89 129H90V127H89ZM91 129H92V128H91ZM95 129H96V131H97L98 134H99L98 131H101V132H102L101 129H100V130H97L96 127H95ZM95 129H92V130L95 131ZM114 129H115V130H114ZM141 129H142V128H141ZM147 129H148V130H147ZM163 129H164V128H163ZM70 130H73V129H70ZM83 130H84V129H83ZM179 130H176V131L178 132ZM30 131H31V130H30ZM44 131H45V130H44ZM49 131H50V130H49ZM62 131H63V130H62ZM65 131H66V129L64 130V132H65ZM67 131H68V130H67ZM73 131H74V130H73ZM80 131H81V130H80ZM88 131H89V130H88ZM88 131H87V132H88ZM96 131H95V132H96ZM106 131H107V130H106ZM165 131H166V130H165ZM171 131H172V130H171ZM171 131L168 130V133H169V132L171 133ZM176 131H175V133H176ZM194 131H195V130H194ZM16 132H17V133H16ZM35 132H37V131H35ZM35 132H34V133H35ZM39 132H40V131H39ZM39 132H37V133H39ZM47 132H48V131H47ZM71 132H72V131H71ZM84 132H85V130H84ZM89 132H90V131H89ZM122 132H123V131H122ZM122 132L119 133V134H120V135L123 134ZM142 132H143V130H142ZM142 132H141V133H142ZM145 132H143V133H144L143 136L145 135ZM166 132H167V131H166ZM44 133H45V132H44ZM48 133H49V132H48ZM72 133H74V132H72ZM75 133H77V132L75 131ZM75 133H74V134H75ZM78 133H79V132H78ZM78 133H77V134H78ZM82 133H83V132H82ZM82 133H81V134H82ZM90 133H91V132H90ZM92 133H93V132H92ZM107 133H108V131H107ZM132 133H133V132H132ZM138 133H139V132H137L136 134H138ZM170 133H169V134H170ZM175 133H174V135H175ZM8 134H9V135H8ZM15 134H16V135L19 134V136H20V134H21V138H22V136H23V138H22L23 141H24V139H27V138H28L25 142L29 141L30 143L27 142V143H29V146H28V144H27V145L25 144V147H24V146L22 147V145H24V144H21V143H24V142H22V141H20V143H17V142L20 140V138H19V136H18V139H19V140H18V139H15V138H16V135H15ZM41 134H42V133H41ZM45 134H46V133H45ZM45 134H43V136H46ZM69 134H71V133L69 132ZM74 134H73V136H72V135H71V136L74 137ZM86 134H87V133H86ZM102 134H104V131L102 132ZM105 134H106V132H105ZM105 134H104V135H105ZM133 134H134V133H133ZM169 134L166 133V137H167V135H169ZM51 135H53V134H51ZM55 135H56V134H55ZM58 135H59V134H58ZM64 135H65V134H64ZM75 135H76V134H75ZM94 135H95V134H94ZM99 135H100V134H99ZM111 135H109V136H110V138H109V137H108V134H107V137H108V139H111V138H112V139H113V140H112L113 142H112L111 140H109L108 142H112V143H114V144H116V143L119 144V143H120V142H119V139H120V141H121V140L124 141V142H121V144L123 143V145H124V143H125V145H124L125 147H126V146L129 147V144H130V146H131V143L128 142L129 139H128V140H127V139L125 140L126 137L124 136V134H123V137H124V138H122V139L120 138V137H122V135H121V136L118 135L119 137H118L117 135H115V136L112 135V137H111ZM127 135H128V133H127ZM138 135H140V133H139ZM138 135H136V136H138ZM162 135H163V134H162ZM170 135H171V136H170ZM170 135H169V137H171L170 140H169V137H168V139H166V137H165L164 139H162V136H161V138H158V140H156V136L154 137L155 140H156V143H157L156 145L152 143L153 146L155 145V151L157 152L158 155H159L160 153H163V154H161L162 157H160V155H159L160 159L154 161V160H152V159H153V157H154V155H155L156 152L153 150L155 153L153 152V157H150V159L152 160V162L149 161V162H151V163H149V164H147V165H145V164H146V162L148 161V159H144V158H143V159H144V160H143V159H142V156H141V153H142L143 151H142L141 153L139 152V148H141L143 145H141V143H138V139H137V141H136L137 143L134 142L135 145H136V147L134 146V143H133V140H132V147H133V148H131V147H130V148L133 149V150H129V152H128L129 154H128L127 152H125L124 149H123V150L121 149V150L124 151V152H122V151L120 150V147H121V148H124L121 144H119V145H121L120 147H119L118 145H114V146L117 147V148H115V150H116V149L119 150V151H118V150L116 151V152H118V153L114 152V151H113L114 146L111 145L110 143H109V145L107 144V142H106V141H107V140H106V139H107L106 136H105V138H104V139H105L104 143L107 144V145H105V144L103 143V141H100V142H101V144L103 143L105 146H107V147H106L107 150L109 149V147L111 148V146H113V147L111 148L112 150L109 149V150H110L109 152H112V151H113V153H115L116 155H118V158H117V159H119V160H120V158H119V153H120V151L123 153V155H125V153H126V155L128 154V156H129V155L131 156V157L128 158V159H127L128 156H126V155H125V158H123V159H122V157L120 156V157H121V160H120V161H123V162H124V163L122 162V163H123L122 166H124L125 164L128 165V163H126V162H129L130 165H128V166L125 165V167L127 166V170L130 168L129 166H131V168H133V169H134V167H136L135 171H136L137 169H140V167L142 166L141 169H145L146 171H149V172H151V171L154 172L155 169L157 170V169L160 168L159 170L163 169L164 171H165V169H166V172L168 173V170H170V171H172V170H178V169L180 170V167H181V166H184V167H185V166H186V167L189 166V167H190L192 164H194V165L196 164V166L193 165L195 169L200 168V163H202L203 161L201 162V159L199 160V158H201L202 156H201V157L199 156V158H197V156L194 157L193 154L191 153V148H190V150H189V148H187V149L190 151V153H189L188 150H187V151L185 150L186 152H185V151L183 152V150L185 149V147L183 146L184 149L181 147L182 144L184 145V143L180 144V141H182V139L180 140V137H181L180 133H177L176 136H174L173 133H171ZM172 135H173V136H172ZM182 135H183V134H182ZM198 135H199V134H198ZM198 135H197V136H198ZM7 136H9V137L11 136L12 139H10V140H12V142L14 143V145H16V143H17L18 146H17V145H16L17 147H16V146H13V143L9 140V137H7ZM79 136H80V135H79ZM134 136H135V135H134ZM136 136H135V137L131 136V137L136 138ZM146 136H147V135H146ZM152 136H149V137L153 138ZM31 137H34V138H35V141H34L33 139L30 141L29 138L31 139ZM55 137H56V136H55ZM83 137H84V139H85V138H87L88 136H87V137H86V136H83ZM89 137H90V136H89ZM116 137H118V142L116 141V140H117ZM144 137H145V136H144ZM3 138H4V139H3ZM6 138H7V140H9L8 143H7ZM52 138H53V137H52ZM74 138H75V137H74ZM98 138H99V136H98ZM98 138H96V139L98 140ZM101 138H103V137H101ZM142 138H143V137H142ZM142 138H140V139H142ZM145 138H146V137H145ZM182 138H183V136H182ZM13 139H14L15 141H14ZM46 139H50V140H51V138H46ZM56 139H59V138L57 137ZM77 139H78V138H77ZM84 139L82 138V141H83ZM91 139L94 140V137L92 136ZM99 139H100V138H99ZM114 139H115V141H114ZM123 139H124V140H123ZM146 139H147V138H146ZM183 139H184V138H183ZM3 140H4V141H3ZM16 140H17V141H16ZM53 140H54V138H53ZM60 140H61V139H60ZM63 140H64V139H63ZM66 140H67V139H66ZM79 140H81V139L79 138ZM85 140H86V139H85ZM92 140H91V141H92ZM97 140H94V141H97ZM142 140H143V139H142ZM155 140H154V141H155ZM61 141H62V140H61ZM87 141H88V140H87ZM91 141L89 140L88 142H91ZM9 142L12 143V144H9ZM15 142H16V143H15ZM33 142H35V145H36V146H34L33 148L30 149L29 147H31V146L34 145ZM43 142H44V143H43ZM50 142H53V141L51 140ZM97 142L99 143V141H97ZM115 142H116V143H115ZM126 142H127V143H126ZM144 142H145V141H144ZM148 142H149V141H148ZM31 143H33V144H31ZM55 143H57V142L54 141V144H55ZM75 143H76V142H75ZM77 143H78V142H77ZM94 143H95V142H94ZM128 143H129V144H128ZM8 144H9V145H8ZM30 144H31V145H30ZM37 144L40 145L41 147H40V146L37 147ZM67 144H68V143H67ZM69 144H70V143H69ZM81 144H84V143H81ZM92 144H93V143H92ZM99 144H100V143H99ZM99 144H97V145L99 146ZM126 144H127V145H126ZM137 144H140V145L138 146ZM142 144H145V146H143L142 148H145V147L147 148V147H149L148 145L151 144V143H149L148 145H147L146 143H142ZM11 145L13 146L14 151H15L16 148H18V150L16 149V151H17V152L19 151V152H18V155H19V156H21V157L24 156L23 159H26L25 157H26L27 155L29 156V153H30V156H29L30 158L27 157V160H25V161H28V160L30 159V160L32 161V163L29 162L30 165H28V164H29L28 162H25V161H23L22 159H20L21 157L19 158V156L17 155V153L15 154V152H13V148H12ZM19 145H20V146H19ZM97 145H96V146H97ZM196 145H197V144H196ZM202 145H203V144H202ZM27 146H28V147H27ZM43 146H44V147H43ZM67 146H68V145H67ZM137 146H138V147H137ZM140 146H141V147H140ZM150 146H152V145H150ZM186 146H187V145H186ZM1 147H3V148H1ZM9 147H10V148H9ZM15 147H16V148H15ZM21 147H22V148H21ZM70 147H72V146H70ZM86 147H87V146H86ZM91 147H93V146H90V148H91ZM103 147H104V146H103ZM103 147H102V148H103ZM118 147H119V148H118ZM128 147H126L125 149H127V150L130 149V148H128ZM134 147H135V148H134ZM188 147H189V146H188ZM19 148H21V150H19ZM23 148H24V150H23ZM25 148H26V149H25ZM39 148H40V150H41V149L43 150V149L45 148V149H44V150H45V153L43 152L44 150L42 151V152H43V153H42V152L39 150ZM51 148H52V149H51ZM60 148H61V150L63 151V153H62L61 151H57V150H60ZM66 148H67V147H66ZM68 148H69V146H68ZM90 148H89V150H90ZM136 148H137L138 150H137ZM29 149H30V150H29ZM32 149H35V151L33 150L34 152H36V150H37V152H36V153H33V152L31 151ZM75 149H76V148H74V150H75ZM77 149H78V148H77ZM85 149H86V148H85ZM87 149H88V148H87ZM93 149H94V148H93ZM100 149H101V147H100ZM106 149H105V150H106ZM150 149H151V148H150ZM150 149H149V151L152 150V149H151V150H150ZM181 149H183V150H181ZM199 149H200V148H199ZM27 150H28L29 153L27 152ZM38 150H39L40 152H39ZM51 150H52L53 152H52ZM69 150H71V149H69ZM103 150H104V149H103ZM107 150H106V151H107ZM127 150H126V151H127ZM135 150H137V152L140 153V154H137L136 152H135L134 154H132L133 151H135ZM142 150H143V149H142ZM180 150H181V151H180ZM21 151H22V152L25 151V152H24L25 154L22 153ZM81 151H82V150H81ZM92 151H93V150H92ZM96 151H97V149H96ZM106 151H105V152L102 151V152L106 153ZM130 151H132V152H130ZM193 151L195 152V150H193ZM205 151H206V150H205ZM205 151H204V152H205ZM11 152H13L14 155H13V153H11ZM20 152H21V153H20ZM59 152H60L61 154H60ZM69 152H70V151H69ZM72 152H73V151H71V153H72ZM78 152H79V154H80V151H78ZM107 152H108V151H107ZM144 152H148V150H147V149H144ZM181 152H183V154L186 153V155H187V152H188L189 155L192 154L191 157H194V160H196L195 158H197V160H199V162H200L199 165H198V162H197V163H194V160H192L193 158H191V157H189V156H185V154H184V155H183V154L180 155ZM40 153H41V154H40ZM49 153H51L52 156H51ZM64 153H65V154H64ZM82 153H83V152H82ZM85 153H86V152H85ZM91 153H92V152H91ZM104 153H103V154H104ZM130 153H131L133 156H134V155H135V156L133 157ZM11 154H12V155H11ZM20 154H21V155H20ZM22 154H23V155H22ZM26 154H27V155H26ZM38 154H39L38 157H40V156H41V157H40V158L37 157V159H36L35 157H36ZM43 154H44V155H43ZM45 154H48V158H46L47 155H45ZM53 154H54V155H53ZM62 154L65 155L66 157L63 156ZM72 154H73V153H72ZM94 154H95V153H94ZM96 154H97V153H96ZM98 154H99V153H98ZM107 154H108V153H107ZM136 154H137V155H136ZM142 154H143V153H142ZM149 154H151L150 156H152V153H148L147 155H149ZM157 154L155 155L156 158L154 157L155 159H157ZM194 154H195V153H194ZM199 154H200V153H199ZM3 155H5V156H3ZM25 155H26V156H25ZM32 155H33V156H32ZM42 155H43V156H42ZM49 155H50V156H49ZM57 155H59V156H57ZM60 155H61V156H60ZM104 155H105V154H104ZM111 155H114V154H111ZM111 155H110V156H111ZM116 155H115V157H116ZM121 155H122V154H121ZM138 155H139V156H138ZM196 155H197V154H196ZM2 156H3L4 158H3ZM9 156H10V157H9ZM17 156H18V158H16ZM45 156H46V157H45ZM62 156L65 157V163H64V159H62V158H61V161L58 160V159H60L59 157H62ZM73 156H74V155H73ZM83 156H84V155H83ZM110 156L107 155V157H110ZM136 156L139 157V158H138V159H139L138 162H137V160H135V161H136V162H135L134 159H133V158H135ZM143 156H144V155H143ZM181 156H182V157L185 156L186 158L183 157L184 160H183V159H180ZM5 157H6V159H5ZM32 157H34L36 160H35L34 158H32ZM43 157H45V158H43ZM49 157H50V158H49ZM56 157H57V159H55ZM105 157H106V156H105ZM112 157H113V159H114V156H111L110 158H112ZM137 157H136L135 159H137ZM140 157H141V158H140ZM144 157H148V156H144ZM51 158H53V160H51L52 162L50 161ZM79 158H80V157H79ZM90 158H91V157H90ZM98 158H99V157H98ZM131 158H132L133 163H134V164H132V165H131V163H132V162H131V161H132ZM187 158H188V159L191 158L190 160H192L193 163H192V161H191L192 164H190V160H189V162H187V161H188ZM3 159H4V160H3ZM7 159H8V160H7ZM17 159H19V160H17ZM40 159L43 160V163L41 162ZM71 159H72V161H73V158H70L69 160H71ZM76 159H77V155H76ZM80 159H81V158H80ZM93 159H94V158H93ZM124 159H126V160H124ZM140 159H141L142 161H141ZM186 159H187V160H186ZM209 159H210V158H209ZM5 160H7V161H5ZM21 160H22L23 162H22ZM37 160H38V161H37ZM44 160L47 162L46 165H45ZM55 160L57 161V162H56L57 165L61 163L62 166L64 165L63 168H67V170H68V168H69V167H68L69 165L67 166V164H69V163H72V164H73V165L71 164L70 169H71L72 166H74V165H75V166H74L75 168H76V166H78V167L74 170V172H73V170L71 169V170H72V171H71V174L69 173V172H70V169H69V172L66 170V173H65V172H64L65 169L61 168L62 166L58 165V167H57V166L55 165ZM85 160H86V159H85ZM97 160H98V159H97ZM102 160H104V159H102ZM107 160H109V159H107ZM127 160H131V161H127ZM145 160H147V161H145ZM182 160H183V161H182ZM197 160H196V161H197ZM207 160H208V159H207ZM20 161H21V164L19 163ZM33 161H34V162H33ZM35 161H37L38 163L35 162ZM48 161L51 162L50 165H52L53 162H54V165L58 168V169H57V168L54 167L53 165H52V166H53L54 168H53L52 166H50V168H52V170H54V171H51V172H50V176H49V170H51V169L48 168V170H47V169L45 168V170H44V167H45V166L48 167L47 165H49L48 163H50V162H48ZM66 161H68L69 163H67ZM81 161H82V160H81ZM140 161H141V163H142V162H145V164L142 163V164L145 165V166L141 165V164H140ZM196 161H195V162H196ZM24 162H25V163H24ZM39 162H40V163H39ZM58 162H59V163H58ZM62 162H63L64 164H63ZM78 162H79V161H77V163H78ZM86 162H87V161H86ZM86 162H84V163H86ZM88 162H90V161H88ZM112 162H113V160H112ZM112 162H111V163H112ZM116 162H118V161L116 160ZM208 162H209V161H208ZM14 163H16V164H14ZM17 163H19V165H20V166L22 165V166L20 167ZM22 163H23V164H22ZM26 163H27V164H26ZM36 163H37V164H36ZM81 163H82V162H81ZM90 163H92V162H90ZM119 163H120V162H119ZM136 163H139L138 165H140V167L138 166V168H137V164H136ZM10 164H11L12 166H13V165H17V166H16V167L13 166V167L11 168V165H10ZM24 164H26V165H24ZM32 164H34V165H36V166H38V167H39V166H42L43 168H41V167L38 168V167H36V166H34V165H33L34 167H31ZM42 164H43V165H42ZM86 164H87V163H86ZM88 164H89V163H88ZM113 164H114V163H113ZM150 164H151V165H150ZM208 164H209V163H208ZM0 165H1V163H0ZM23 165L26 166V167H24ZM65 165H66V167H65ZM82 165H83V163H82ZM89 165L91 166V164H89ZM109 165H110V164H109ZM111 165H112V164H111ZM116 165H117V164H116ZM118 165L121 166V164H118ZM149 165L152 166V167H154L155 169L153 168V170H152V167H150V168L148 167ZM9 166H10V167H9ZM27 166H29V167L27 168ZM106 166H107V165H106ZM133 166H134V167H133ZM146 166H147V167H146ZM193 166L190 167L191 170H192V167H193ZM197 166H199V167H197ZM201 166H202V164H201ZM210 166H211V165H210ZM17 167H18V169L16 170ZM19 167H20L21 169H20ZM22 167H24V168H26V169L24 170V169H22ZM74 167H73V168H74ZM103 167H104V166H103ZM128 167H129V168H128ZM189 167H188L187 169L181 167L184 171H183V172L181 171V172H180V175H181V173L184 174V173L186 172V173L189 175V177L193 178V176H190L191 173L189 174L190 171L188 172ZM211 167H212V166H211ZM3 168H4V169H3ZM5 168H8V169L10 168V169L8 170V169H5ZM13 168H14L15 170L11 171ZM29 168H30V169H29ZM31 168H33V169H34V168H35V169L38 168L37 170H38L39 173H38V172L36 173V172H35L36 170L34 169V171H33ZM89 168H90V167H89ZM91 168H92V167H91ZM99 168H100V167H99ZM120 168L122 169V167H120ZM123 168H124V167H123ZM28 169H29V171H28ZM55 169H57L58 172H55ZM94 169H95V168H94ZM118 169H119V168H118ZM147 169H148V170H147ZM167 169H168V170H167ZM195 169H193V170H195ZM201 169H202V167H201ZM6 170H7L8 174L6 173ZM26 170H27V172H28V173H27V174H28L27 179L24 177V176L27 175V174H25V173H26ZM31 170H32V171H31ZM46 170H47L48 173L46 172ZM60 170L63 172V174H62V173L60 174V172H59ZM63 170H64V171H63ZM129 170H131V169H129ZM179 170H178V171H179ZM189 170H190V169H189ZM193 170H192V173L194 172ZM197 170H199V169H197ZM9 171H10L11 176H10V174H9ZM19 171H20V172H19ZM22 171H23V172H22ZM42 171H43V174H40ZM44 171H45L46 173H44ZM78 171H79V169H78ZM135 171L133 170V173H135ZM139 171H141V170H138L137 173H135V174H138ZM143 171H144V170H142V172H143ZM164 171L162 172L163 174H164ZM195 171H196V170H195ZM16 172L19 173V174H21V176L18 175V177H17ZM21 172H22V173H21ZM31 172H32V173L35 172V173L32 175ZM72 172H73L74 174H75V172H76V175H78V176H76V178H77V177H80V178L77 179V180H76V178H75V182H76V181H81V182H82L81 176H83V174H84V176H85V175H88V177L92 178V179L90 180L89 178H85V179H84V177H83V179L85 180V181H84V180H83V181L86 183V182H88L87 179H89L90 181L88 182V185H89L90 183H92L91 181H93V183L95 182L94 185L92 184L93 186L89 185L91 188L93 187V188H92V192H91V193L89 192L90 194L85 192V191H86L85 189H87V187L84 188V192H85L87 195H88V194L91 195L90 197L93 198L94 200L91 199V198L88 199L86 194H85V197H84V194H82V195H83V196H82L81 193H82L83 190H81V193H79V194L77 193V191H80L79 189H81V188L83 189V187H81V185L83 184V182H82V184H81V182H78V183L73 182L74 180H72V178L74 179L75 176H74V174H73ZM122 172H123V171H122ZM131 172H132V171H131ZM142 172H141V173H142ZM155 172L158 173V171H155ZM172 172H173V171H172ZM172 172H171V173H172ZM175 172H176V171L173 172V173H174L173 176L176 177L175 179L177 180V182L180 181V179H182V178H184L185 181L187 180L186 183L188 182V178H189V177L186 178V176H188L187 174H186V176H184L185 174H184V175L182 174L181 176H179L180 178L177 179L178 175H177V173L175 174ZM29 173L32 175L31 178L29 177V176H31ZM51 173H52V174H51ZM53 173H55V176H56L55 178H54V174H53ZM57 173H58L59 175H61V176H59ZM68 173H69V176H70V175H71V176L73 175V177L71 178V176L69 177V176L67 175L69 179L71 178V181H69V180H67V179H68L67 176H65L66 180L64 179V180H65V182H64V180H63L64 175H65V174H68ZM77 173H78V174H77ZM92 173H95V174L93 175L94 177H93V176L91 177V174H92ZM104 173H105V172H104ZM141 173H139V174L142 175L143 173H142V174H141ZM145 173H148V172H145ZM145 173H144V175H145ZM195 173H196V172H194V174H193L194 177H196ZM197 173H198V171H197ZM6 174H7V175H6ZM12 174H14L15 176H12ZM39 174H40V176H39ZM45 174L48 175V176H46ZM56 174H57V175H56ZM98 174H99V173H98ZM100 174H102V173L100 172ZM112 174H113V173H112ZM135 174H134V175H135ZM148 174H150V173H148ZM148 174H147V175H148ZM152 174H153V173H152ZM159 174H160V173H159ZM178 174H179V173H178ZM200 174H201V173H200ZM8 175H9V178L11 177L10 179H13V178H14V179L18 180L20 183L17 182L16 180H13V183H12V182H11L12 180H10V179L8 178ZM22 175H23V176H22ZM51 175H52L53 177H52ZM62 175H63V177H62ZM104 175H105V174H104ZM130 175H131V174H130ZM140 175H139V176H140ZM147 175L144 176V177L147 178ZM150 175H151V174H150ZM150 175H149V176H150ZM155 175H156V174L154 173V177H155ZM161 175H162V174H161ZM161 175H160L159 177H161ZM169 175L172 177V174H169ZM197 175H198V174H197ZM1 176H0V177H1ZM6 176H7V177H6ZM19 176H20V177H19ZM35 176H36V177H35ZM38 176H39V179L37 178ZM57 176H59L60 178H59V177L57 178ZM117 176L120 178L121 175L119 176V173H118V175H116V177H117ZM183 176H184V177H183ZM201 176H202V175H201ZM2 177H1V178H2ZM5 177H6V178H5ZM15 177H17V178H15ZM22 177H24L26 180H25L24 178H23V180H22ZM33 177L36 178V179H34ZM40 177H41V178H40ZM44 177H45V178L47 177V178L45 179ZM49 177H50V178H54L55 180L58 179L57 181H58V182L60 181L61 183H58L57 181H54V180H53L54 182L57 183V184L53 185L54 182L51 183V181H52L51 179H50L51 181H49L50 183L48 182ZM86 177H87V176H86ZM118 177H117V178H118ZM157 177H158V176H157ZM163 177H165V181H166V176H165V174H164ZM167 177H168V179H169V176H168V175H167ZM171 177H170V178H171ZM197 177H200V175L197 176ZM7 178H8L10 181H9ZM32 178H33V179H32ZM42 178H44V180H43ZM109 178H110V177H109ZM122 178H123V177H122ZM122 178H121V180H122ZM132 178H133V177H132ZM134 178H135V177H134ZM150 178H153V177L150 176V177L147 178V179L150 180ZM172 178H174V177H172ZM191 178H190V180H192L191 182L193 183V185H195V181H196L197 179H196V178L191 179ZM28 179H30V180H31V179H32V180H35V181H32V182H31V184H33L32 187H31V184H30V180H28ZM41 179H42V180H41ZM47 179H48V180H47ZM61 179H62V180H61ZM80 179H81V180H80ZM96 179H97L98 181H100L101 177H100L99 179H98V178H96ZM102 179H103V180L106 179L105 176H104V178H102ZM102 179H101V181H102ZM107 179H108V178H107ZM154 179H155V178H154ZM163 179H164V178H163ZM175 179H173L172 182L176 181ZM198 179H199V178H198ZM21 180H22L23 182H21ZM27 180H28V181H27ZM36 180H37V181L39 180L38 182L41 181L42 184H41V182H40V183L36 182ZM97 180H96V181H97ZM110 180H111V179H110ZM112 180H113V179H112ZM116 180H117V179H116ZM116 180H115V181H116ZM143 180H144V179H143ZM151 180H152V179H151ZM193 180H194V181H193ZM3 181H4V182H6V181L11 182V184L8 183V182H6V185H7V186H10V187L7 188V186H5V184H4ZM25 181H26V183H25ZM44 181H45V182H44ZM66 181L72 182V184L75 183L76 185H77V184H81V185H78V186H79V187H78V186H76L75 184H73V185H75V189H74V188H73L74 186L72 187V185H71L70 183L66 182ZM101 181H100L98 184H102V183H103L104 188H105V186L107 187L106 190H104V188L101 187L102 185H100V187L103 188V189H97V190H98V193H99V191L101 190V192H102V194H103V195L101 194V196H98V197H102V198H103L104 195H108V194L110 193V189H109V190H107V189H108V188H112L111 186H112L113 184H115V183H114L115 181H114L113 183L111 182V186H109V185H104V184H110V181H109V180H108L109 182H108L107 180H106V181L104 180L105 183H104L103 181H102V183H101ZM118 181H120V180H118ZM123 181H124V180H123ZM147 181H148V180H147ZM155 181H157V179H156ZM169 181H170V184H171V180H169ZM185 181H184L183 179H182V182L180 181V182L182 183L181 188L183 187L182 189H184V190H185V187H186L188 184H189V185L192 184L191 182H190V183H187V184H185L186 186L184 187L183 185H184ZM27 182H28V184H30V185H27ZM33 182H35V184H34ZM46 182H48V183H46ZM126 182H127V181H126ZM140 182H141V181H140ZM158 182H159V181H158ZM162 182H163V181H162ZM180 182H179L178 185H180ZM14 183H15L16 185H15ZM24 183H25L27 186H26V185L24 186ZM85 183H84L83 186H86V185H87V183H86V185H85ZM116 183H117V181H116ZM123 183H124V182H123ZM123 183H122V185H123ZM130 183H131V182H130ZM149 183H150V182H149ZM160 183H161V182H159V184H160ZM166 183H167V182H166ZM174 183H175V182H174ZM174 183H173V184H174ZM12 184H14L13 187H12ZM17 184H18V186H17ZM36 184H37V185H36ZM39 184H41V185H39ZM49 184H50V185H49ZM51 184H52V186H55V188L51 187ZM67 184H69V185H67ZM118 184H119V183H118ZM141 184H142V183H141ZM163 184H164V182H163ZM173 184H172V185H173ZM175 184H176V183H175ZM175 184L173 185V188L176 189V186H178V185H175ZM57 185H58V186H57ZM70 185H71L72 189H74V191L76 190V193L73 192V190H69V191H72L71 193L68 192V191H65V190H64L65 188H66V190H68L69 188H68L67 186L70 187ZM88 185H87V186H88ZM115 185H116V184H115ZM115 185H114V187H115ZM120 185H121V184H120ZM126 185H127V184H126ZM168 185H169V184H168ZM172 185H171V186H172ZM193 185H190V188L187 187V189L189 188L190 191L194 190V189H192V188H195V190L197 191V192L195 191L196 193H193L194 191H192V192H191V195H190V194H187V193L190 192V191H188L187 189L185 190V192L182 190L183 193H181V194H180V193H179V194H178V193H177V194H174V191H173V190H175V189L172 190V189H171V186H169V188H168V186H167V188H168L169 190L171 189V190L173 191V193H171V192H172L171 190H170V192H169V190L166 189V186H165V188H164V186H163L164 189L168 190V194L170 193V195H171V194L173 195V196H170V197H171L170 199L167 198V200H168V202H170V203L172 204V206L176 209V211H177L179 214L181 213V209H182V208L180 209L181 206H184V205H186V206H187V205H188V206H191V204L194 205V204H200V203L203 202L202 200H203L204 198H203V199H200L201 202H199V198H198V196H199L200 194H197V193H199V192H198V189H196L197 187L194 186V187L191 188V186H193ZM4 186H5V188H4ZM22 186H24V187H26V188H24V187H22ZM45 186H46V187H45ZM56 186H57V187H56ZM89 186H88V187H89ZM96 186H97V185H96ZM108 186H109V187H108ZM129 186H130V185H129ZM137 186H138V185H137ZM155 186H158V187H159V185H157V184H155ZM174 186H175V187H174ZM28 187H29L30 189H28ZM71 187H70V189H71ZM77 187H78V189H76ZM97 187L99 188V186H97ZM97 187H96V188H97ZM118 187H119V186L115 187V188H117V189H115L116 191H117L118 189H121V190H122L121 186H120L119 188H118ZM122 187H123V186H122ZM124 187H125V186H124ZM148 187H149V186H148ZM160 187H162V185H161ZM160 187H159V188H160ZM178 187H179V186H178ZM178 187H177V189H178ZM199 187H200V186H199ZM34 188H35V190H37V191H38V189L40 188V189H39V191L41 190L40 193H39V191H38V192H37V191H34ZM67 188H68V189H67ZM136 188H137V187H136ZM154 188H155V187H153V190H154ZM179 188H180V187H179ZM181 188H180V189H181ZM201 188H202V187H201ZM201 188H200V189H201ZM203 188H204V187H203ZM20 189H21V190H20ZM59 189H57V190H59ZM127 189H129V188H127ZM160 189L162 190V188H160ZM164 189L162 190V191H164V193H162V191H161V193H162L163 195H165V191H166V190H164ZM177 189L175 190V192L177 191ZM180 189H178L177 192H180V191H179ZM191 189H192V190H191ZM200 189H199V190H200ZM42 190H43L44 192H43ZM54 190H55V192H54ZM87 190H88V189H87ZM90 190H91V189H90ZM94 190H95V192L97 191L96 189H94ZM102 190H103L104 192L106 191L108 194L103 193ZM115 190L113 191V189H112V193H113V194L111 193V195H114V193L116 192ZM121 190H120V193H122V192H125V193H126L125 189H123L122 191H121ZM130 190H131V189H130ZM156 190H157V188H156ZM158 190H159V189H158ZM20 191H21V192H20ZM52 191H53L54 193H56V194H52ZM88 191H89V190H88ZM88 191H87V192H88ZM108 191H109V192H108ZM154 191H155V190H154ZM182 191H181V192H182ZM187 191H188V192H187ZM5 192H4V194H3L2 196L0 195V197L2 198V199L0 198L1 200L4 199L3 196H4L5 198H6L7 196H9L10 198L13 197V196H11L13 192H11V193L8 192V193H10V194L8 195V193H7V196H5V194H6ZM28 192H29V191H28ZM28 192H27V193H28ZM33 192H34L35 194H33ZM64 192L70 194V196H69L68 194H66L67 197H65L66 195L64 194ZM84 192H83V193H84ZM133 192H134V187H133ZM159 192H160V191H159ZM200 192H201V191H200ZM15 193H16V194H15ZM45 193H46V192H45ZM61 193H62V195H65L63 198L66 199V200L62 199V195H61ZM74 193H75V194H74ZM118 193H119V192H118ZM118 193H117V195H118ZM125 193L123 194V196H124V195L126 196ZM127 193H128V190H127ZM130 193H132V191H130ZM130 193H128L129 198H131V200L135 199V197H134L135 195L133 196V195L130 194ZM144 193H145V192H144ZM23 194H25V195H23ZM29 194H30V193H29ZM96 194H97V193H96ZM96 194H95V196H96ZM133 194H134V193H133ZM135 194H136V193H135ZM166 194H167V192H166ZM168 194H167V196H164V197H169ZM182 194H183V195H182ZM185 194L188 195V197H187L188 199L191 198L190 200H192V198H194V197H197V198H198L197 201L195 200V198L193 199V200L196 201L197 203L194 202V203H191V204H184V201L188 200L187 198L185 199V197H186V196H184ZM195 194H196L197 196H194ZM201 194H202V192H201ZM17 195H16V197H17ZM71 195H72V196H71ZM74 195H78V196H75V197H74ZM89 195H88V196H89ZM97 195H98V194H97ZM99 195H100V193H99ZM115 195H116V194H115ZM117 195H116V196H117ZM128 195H127L126 198H125V196L123 197V196H121V195H120L119 197H120L121 200H122L123 198H125L126 200H128V199H127V198H128ZM130 195H131L132 197H131ZM178 195H179V198L177 197ZM189 195H190L191 197H190ZM28 196H29V195H28ZM80 196L83 198V199H82V198H81V199L79 198V199H80L79 202L82 201L81 203H83L84 200H85V202H87L88 200H89L88 202H91V201L93 200V205L91 204L92 202H91V203H88V202H87L88 204L84 202L83 204H86V205H84V206H81L82 204L80 205V206L83 207V209H84L83 213H82V210H83V209H80V211H78L77 206H79V204L77 205V203H79V202H77L76 204H74V206L71 205V204L74 203L75 198H76V197H80ZM95 196H94V197H95ZM108 196H110V195H108ZM108 196H106V197L104 196V197L107 199ZM175 196L178 198V200L175 198ZM181 196H184V197H183L184 200H182L183 198H182ZM192 196H194V197H192ZM200 196H201V195H200ZM200 196H199V197H200ZM206 196H207V195H206ZM9 197H7V199H8ZM16 197H13V198H15L14 201H13V199L11 198L12 201H13L12 204H14V203L16 202V200H17ZM19 197H20V196H19ZM44 197H46V198L48 199V200H47L48 202L46 201V199H45ZM70 197H73V198H71V199H72V200H71L72 202H69L70 205L72 206L71 209H70V207H68L64 202H61V201H65V202H66L67 200L69 201V200H70ZM119 197H117V198L119 199ZM122 197H123V198H122ZM137 197H138V196H137ZM148 197H149V196H148ZM21 198H18V200L20 199V200H19V205H20L22 202H23V204H24V202H25V205H26V203H27V205H28V204H31V205H29V206H31L30 209H29L30 211H32L31 208L33 209V208L36 207L35 209H36V210L38 209V208H37V205H35V203H34L35 201L33 202V199H32V203H33L34 205H33L31 202H27V201L24 199L25 197L22 198V199H21ZM26 198L28 199V197H26ZM40 198H41V199H40ZM67 198H69V199H67ZM85 198H86V199H85ZM113 198L116 199V200L118 201V199L115 198L114 196H113ZM138 198H139V197H138ZM173 198H174V199H173ZM181 198H182V199H181ZM197 198H196V199H197ZM11 199H10V200H9V199H8V200L4 199V201H6V203H7V202L9 203V201L12 202ZM30 199H31V198H30ZM44 199H45L46 203H45ZM73 199H74V201H73ZM77 199H78V198H77ZM90 199H91V201H90ZM97 199H99V198H97ZM120 199H119V200H120ZM141 199H142V198H141ZM18 200H17V202H18ZM21 200H22V201H21ZM23 200H24V201H23ZM41 200H43L42 203H41ZM102 200H103V203H104V201H105V203H106V200H105V199H102ZM107 200H108L109 202L112 203V200H113V199L110 197V200H111V201H110L109 199H107ZM116 200H115V201H116ZM126 200H125V201H126ZM129 200H130V199H129ZM131 200H130V203H132ZM136 200H137L138 202L134 200V201H135V205H134V202H133V205H132V204L128 203L129 201H128V202L126 201V204H125L126 207H128V206H129L128 204H130V205H132V206H134V207L136 206V208H137V210H138V209H139L138 207H140L141 204L139 205V202H140L139 199L136 198ZM151 200H152V199H151ZM165 200H166V198H165ZM180 200H181V201H180ZM190 200H188L187 203H188ZM205 200H206V199H205ZM205 200H204V201H205ZM4 201H3V203H5ZM20 201H21V202H20ZM68 201H67V202H68ZM77 201H78V200H77ZM99 201H100V200H99ZM115 201L113 202V204H115ZM117 201H116V206H113V207L111 206V205H113V204H111V205L108 204L109 202L106 203L107 205L103 204L105 207L108 206V205L111 206L110 208H107V207H106V209L103 207V205H102V207H101V204L98 203V204H100V206L97 205V206H98V209H97V206H96L97 213H98V211H99V213H100V210H99L100 207L103 208V209H102V212L104 211V209H105V211H107L108 209H110V210H108V211H112L111 209H114V207H117V206L119 205V204L117 203ZM122 201H124V200H122ZM122 201H118V202H122ZM125 201H124L123 203H125ZM208 201H209V200H208ZM1 202H2V201H1ZM1 202H0V203H1ZM17 202H16V204L13 205V208H14V209H15V207L17 206ZM52 202H53V203H52ZM59 202H60V203H59ZM75 202H76V201H75ZM101 202H102V201H101ZM144 202H145V201H144ZM180 202H181V203H180ZM182 202H183L184 205L182 204ZM190 202H192V201H190ZM198 202H199V203H198ZM205 202H206V201H205ZM3 203H2V205L0 204V210H1V206H2V207L4 208V211H3V212H5V210L7 209V210H8V213L11 214L12 217L9 218L11 215H9V214L6 212L5 215L7 214L9 217L6 216V218H4L5 215L3 216V215L0 214V216H1L0 219H2V217H3V218L5 219V221H6V220H10V219L12 220V219H13L12 221L17 222L16 220H19V218H21V217L16 216V214L14 215V213L17 212V211L20 210V209L23 211L24 209H22V207H24V206H22V205L17 206L19 209H18V210L16 209V211H14V210H9V209L12 208V206H10L11 203H9V204L7 203L8 205H7L6 203H5L6 205H3ZM47 203H48L49 206H50V205H51V206L49 207L48 205H46ZM54 203H57V205L54 204ZM58 203L61 204V206H60L61 208H59V206H58L59 204H58ZM63 203H64V204H63ZM69 203H68V205H69ZM123 203H121V204L123 205ZM127 203H128V204H127ZM136 203H137L138 206L136 205ZM117 204H118V205H117ZM121 204L118 206L119 208L122 206ZM177 204H178V206H177ZM180 204H182V205L180 206ZM32 205H33L34 207H32ZM64 205H65V207H64ZM70 205H69V206H70ZM76 205H77V206H76ZM125 205H123V206H125ZM158 205H159V204H158ZM201 205H203V206H201ZM6 206H10L11 208L9 207V208H6V209H5ZM14 206H15V207H14ZM53 206H54V207H53ZM66 206H67L68 208H66ZM80 206H79V207H80ZM85 206H87V207H85ZM132 206H131V207H132ZM142 206H143V204H142ZM145 206H146V205H145ZM155 206H156V205H155ZM186 206H185V208H186ZM196 206H198V208H201V207H202V208H201V210H202L203 207H205V204H200L201 207H200L199 205H196ZM20 207H21V208H20ZM25 207H26V206H25ZM55 207L58 208L59 210L62 209V211H63L64 209H65L66 211H67V210H68V211H73V213L75 212V214H76V211H77L76 216H77V215H80V214H78V212H79V213H82V215L84 214V215L86 216V218H85V219L80 218V217H83V216L76 217V216H74L75 214L73 215L72 212H69V213H70L69 215H73L74 217H76L77 220H76V219H72V218H74L73 216H72L71 218H69L70 216H68V221H67V217L65 218V216L68 215V211H67V213H66V211H63V212H65V213H63V212L60 210L59 213H56L55 211L58 212L59 210H56V209L53 210V208H55ZM74 207L77 208V210H76ZM81 207H80V208H81ZM118 207L115 208V210L117 209L118 212H116L117 210H116V211L113 210L112 213H113L114 211H115V212H114L113 214L110 213V215H113V216H111V217H114V220H113V218H111V219H112V222L110 221L111 219L108 220L110 215L107 216V214H108L109 212H108V213L106 212L105 215H103L104 212H105V211H104L103 213L100 214V217H99V213H98V214H96V213L93 214V213H92V215H94V218H95V215H97L99 218L94 219V218L91 217V219H89V220H90V221L92 220V223L89 222V220L86 219L85 221H88L89 223H88V222H83V226H84L85 223H86V224H85L86 226H88L89 224L93 225L94 223H97V222H94V221L97 220V219H98L97 221H98V223H99L100 221H102L101 217L103 216L102 218H104V219L107 218V219H106V220H107V223H108L109 221H110L112 224L114 223V224H113L114 226H113L111 223H108V224L106 223L107 225L105 224V227H107V230H108V227L110 228L111 226L114 227V229H115V228L117 227V226L115 225V223H116V220H118V219H115V216H114L115 213H116V216H117V215H118V216H119V215L122 216V217L119 216V218H121V220H119L120 223H121V221L123 222L124 220H122V219H125V217H126V216H125V217L123 218V214L125 213V212H123V211H125L126 208H125V207H121V208H124V209H122V211H121V209H118ZM143 207H144V206H143ZM161 207H162V206H161ZM161 207L159 206V208H158L159 213L157 212V210H155V209H157V206H156V208L153 207V208H154L153 211H156V212L158 213V215H159L160 212H161L159 209H161ZM193 207H195V206H193ZM193 207H190L191 210H190V208H188V207H187V209H189V210H187V209H185V210H187L188 213H190L191 211L194 212V210H192V209H194ZM3 208H2V209H3ZM46 208H47V210H46L47 212H45V209H46ZM63 208H64V209H63ZM89 208H90V207H89ZM91 208H92V207H91ZM93 208H94V207H93ZM129 208H130V207H129ZM132 208H133V207H132ZM141 208H142V207H141ZM141 208H140V209H141ZM168 208H169V207H168ZM195 208L198 209L197 207H195ZM35 209H34V210H35ZM41 209H40V210H41ZM73 209H75V210H73ZM94 209H95V208H94ZM127 209H128V208H127ZM140 209H139V210H140ZM147 209L150 211L151 207H150V208H149V207H146L145 210H147ZM183 209H184V208H183ZM27 210H28V209H27ZM40 210H39V211H40ZM52 210H53V211H52ZM128 210H129V209H128ZM130 210H131V208H130ZM135 210H136V209H135ZM137 210L134 211V212H135V213L137 212L138 214H140V213H139V210H138V211H137ZM141 210H142V209H141ZM162 210H163V208H162ZM198 210H199V209H198ZM198 210H195V211L197 212ZM203 210H205V208H204ZM203 210H202V213H200L201 211L199 210L197 214L200 213V216H202L201 214L205 213ZM10 211H11V212L14 211V212H13V213H10ZM91 211H92V212H91ZM119 211H120V214H119ZM143 211H144V209H143ZM143 211L141 212L142 214H144ZM153 211H150V213H149V212H148V213H145V214L143 215V217H140L141 215L139 216L138 214H137L138 216H137V215L135 216V213H134V215H132V213H133L132 210L129 211L128 214H130V212H132L130 215L133 216V217L129 216V215L127 214V212H126V215L129 216L131 222L136 220L135 222H137V223H135V222H134V223H135L136 225L139 226V229H141L140 227H142V226L139 225V223H140V222L138 223L139 220H140V221L143 220L144 223L147 221L146 223H148V220L153 221L154 219H156V218L158 217L157 213L155 214V215H157V216L153 215L155 218L152 217V216H149V215H152ZM206 211H207V209H206ZM212 211H213V210H212ZM1 212H2V211H1ZM3 212H2V213H3ZM23 212H24V211H23ZM25 212H26V211H25ZM27 212H28V211H27ZM34 212H35V211H34ZM84 212H85V213H84ZM95 212H96V211H95ZM122 212H123V214H122ZM146 212H147V211H146ZM164 212H165V211H164ZM164 212H161V213L165 214ZM183 212L187 214L186 211H183V210H182V216H183V214H184ZM193 212L190 213V214H191V219H192L193 216H195V213H196V212H195V213H193ZM55 213H56V214H55ZM62 213H63V214H62ZM86 213H88V214H86ZM26 214H27V213H25V215H26ZM52 214H54V215H56V216L59 214V216L55 217V216L53 215L54 218H52ZM64 214H67V215L64 216ZM186 214L184 215V216H185L184 218H185V219H189L188 217H190V216H187ZM190 214H189V215H190ZM192 214H194V215L192 216ZM197 214H196L197 217H193V218H198V215H197ZM211 214H212V213H211ZM13 215L16 216L17 219L14 218ZM19 215H20V214H19ZM87 215H88V216H87ZM101 215H102V216H101ZM124 215H125V214H124ZM146 215H148V217H150V219L148 218V220H147ZM160 215L162 216V214H160ZM229 215H230V214H229ZM20 216H21V215H20ZM22 216H23V215H22ZM97 216H96V217H97ZM104 216H105V217H104ZM106 216H107V217H106ZM144 216L146 217V218H145L146 221H144V219H142V218H144ZM161 216H159L158 218H160V220H164V218H165V217L163 218L164 215H163L162 217H161ZM186 216H187V217H186ZM200 216H199V217H200ZM23 217H24V216H23ZM23 217H22V218H23ZM27 217H28V216H27ZM27 217H26V218H27ZM30 217H28V218H30ZM61 217L58 219L59 221H58L57 219H55V221L57 220V221H56L57 223L61 222V220L63 221V219H62ZM134 217H136L138 220L135 219ZM151 217H152V220H151ZM206 217H207V215H206ZM22 218H21V220H22ZM24 218H25V217H24ZM24 218H23V220H24ZM116 218H118V217H116ZM126 218H127V217H126ZM129 218H127L126 220L128 221ZM131 218H133V219H135V220H133V219L131 220ZM153 218H154V219H153ZM211 218H212V217H211ZM60 219H61V220H60ZM69 219H70V222H69ZM81 219H82V221H81ZM93 219H94V220H93ZM99 219H101V220H99ZM104 219H103V220H104ZM172 219H175V218H172ZM172 219H171V220H172ZM191 219H189V220H191ZM23 220H22V221H23ZM27 220H28V219H27ZM38 220H39V221H38ZM73 220H74V222H75L76 224H75V223L72 224V223H73ZM126 220H125V222H126ZM166 220H167V219H166ZM166 220H165V221H160V222H162V226L164 225V227H162V228L160 227L161 232H162L167 226H168V227L170 226V225H168V224H169V222H171V221H169V222L167 223L168 220H167V221H166ZM176 220H177V219H176ZM189 220H187V221H188V223L191 224V222H189ZM0 221H1V223H0V225H1L0 229L2 228V229H1V230H2V231H1V234H2V233L5 234V232H7V231H6L7 226L10 225V227H11V225H12V226L15 225V223H14V224H11V222L9 223V225H7V223H4L5 221L2 222L3 219L0 220ZM22 221H21V223H19V221H18V223H16V225H17V224L26 225V224H23L24 221H23V222H22ZM29 221H30V220H29ZM32 221H33V220H32ZM66 221H67V222H66ZM71 221H72V222H71ZM76 221H77V222H76ZM78 221H79V222H78ZM113 221H114V222H113ZM154 221H155V222L157 221L156 223H158L159 219H158V220H154ZM154 221L152 222V223H153L152 226H148V225H151V222L148 223L147 226H148L149 228L151 227V229H153V230L155 231V230L157 229L156 227L161 226V223H159L160 225H157ZM193 221H194V220H193ZM6 222H9V221H6ZM37 222H36V223H37ZM56 222H54V223H56ZM131 222L128 221V222H127V225H123L124 222L121 223V224H119L118 221H117L118 225H120L119 227L122 228L121 225L126 226V227H125L126 230L128 229L127 227H131V226L128 225V224H130ZM165 222L167 223V224H166L167 226H165ZM176 222H177V221H176ZM182 222H183V221H182ZM185 222H186V221H185ZM49 223H50V224H49ZM87 223H88V224H87ZM98 223H97V227L100 226V225H99L100 223H99V224H98ZM101 223H102V222H101ZM104 223H105V222L103 221V224H104ZM117 223H116V224H117ZM134 223H132V224H130V225H132V227H133V225L136 226ZM144 223H142V221H141L140 224L143 225V228H142L143 230L138 231L139 229L136 230V229L138 228V227H137V228L135 229V232H136V233H138V232H139V233L142 232V234H143L144 231H146V232L148 231L149 228L147 229V227L144 225ZM154 223H155V226H156V227L154 226ZM163 223H164V224H163ZM202 223H203V222H202ZM2 224H3V225L6 224V225H5L6 228H5ZM43 224H44V225H43ZM60 224H61V225H60ZM109 224H110L111 226H110ZM124 224H125V223H124ZM170 224H172V223H170ZM186 224H187V223H186ZM194 224H195V222H194ZM56 225H57V226L59 225V227H58L59 229H60V226H61V227H62V226H65V224L63 225V223H59V224H56ZM72 225H73V226H72ZM101 225H102V224H101ZM178 225H179V224H178ZM197 225H198V224H197ZM2 226H3V227H2ZM31 226H30V227H31ZM57 226H53V227H52V230H54V231H50V230H49V229H50V228H49L50 226H49V227L47 226V227H48V230H49V233H50L49 236L47 235V234H49L47 231H46L47 234H46V232H44V234L42 233V232H43V229H42V232L40 231V232L42 233V235H44V237L47 236V237H45V238L47 239V241H48L49 239H50V241L47 242L46 240H44L45 238H44L43 236H42V237H39V235H38V237H39V238H44L43 240H44V242L46 241L45 243H47V244H50V245H51V243L54 244L55 241H59V240H57V239L59 238L58 236H61V234L59 235L58 232H61V231H62V228H64V230H66L65 227H62L60 231H59L58 228H57L56 231L58 230V231H57L58 236H57V235H56V236H57L58 238H55L56 236H55L54 234H56V232H55V228H56ZM83 226H82V227H83ZM86 226H84V227H86ZM89 226H90V225H89ZM95 226H96V224H94V227H95ZM103 226H104V225H102V227H103ZM115 226H116V227H115ZM144 226H145V228H146L147 230L144 229ZM172 226H173V224H172ZM13 227H14V226H13ZM20 227H24V226H21V225L17 226V229L19 228V230L22 231L26 226H25L24 228H20ZM30 227H29V230H28V231L32 230V229H30ZM54 227H55V228H54ZM94 227H91V228H94ZM97 227L95 228V230L97 229ZM102 227H101V228H102ZM105 227H104V228H105ZM153 227H155V229H154ZM168 227H167V229H165V231H166V230H167V231H166V232L163 231L162 234H160L161 232L159 233V231H158L159 228H158V230H156V231L160 234V235H159L160 237H161V235H162V237L160 238L161 240H160V239H157L156 236H155V238L152 237V235H153V233H154L153 230H152L151 232H153V233H151V234H150L151 237H150V235H149V237L152 238V239H154V240H153V242H152V244H151L152 239H150L149 237H147V236H148V235H147L146 237L149 238V240H151V241L148 240L149 242H147V243H148V244L150 243L151 245L155 246L154 244L157 243V242L160 240L159 242H160L161 245H160V244H157V247H158V248H161V249H160L161 252H164V251H165L164 249H166V248L169 247V246H167V244H168L170 241H172V239H171L172 236H173V238H174V234H172V233H173V232L175 233V231H176L175 229H173V230H175V231L172 232V230H171L170 228L168 229ZM223 227H224V226H223ZM4 228H5V229H4ZM14 228L16 229V227H14ZM14 228H13V229H14ZM27 228H28V227H27ZM31 228H32V227H31ZM53 228H54V229H53ZM91 228L89 227V233H90V229H91ZM104 228H103V229H104ZM121 228H120V229L118 228V229L120 230L118 233H120L121 231L123 232V231L125 230V229L123 230V229H121ZM123 228H124V227H123ZM171 228H172V227H171ZM201 228H202V227H201ZM3 229H4V230H3ZM8 229H9V228H8ZM8 229H7V230H8ZM11 229H12V228H10V230H11ZM17 229H16V231H15V232H17V233L14 232V233H15V237H14V238H17V239H15V240H17V242L13 241V240H14V239H13V236H12V235H14V233L12 232L13 230H11V232L13 233L12 235L9 234L10 230H8L7 233H8V235L12 236V239H13L12 241H13L14 243L17 244L18 242H20V243H18V244H21V245H22V246H21V250H22V251L19 250V249H20V248H19V245H16V246H18L17 248H19L18 250H17V248H16V250L19 251V252L17 253L16 250H14V248H15V244H13L14 246L11 245V244H12V243H11L12 241L9 240V239H8V241H11V242H10L11 244H10L9 242H7V243H9V246L7 245V246L5 247L3 244H4L5 241H7V240H4V238L7 237V236H6V237L2 238V240L0 239L1 242L4 240V242H2L3 244H1V242H0L1 246H2V247L4 246L3 248L0 246V248L3 249V250L0 249V253L3 251V252H2L3 254L1 253V255H0V260H1V256H2V257H3V256L6 257V255L4 254V251H5L4 248L6 249V253H7V252H9V250H10L11 248L14 247V248L11 249V250H14L13 253L15 252V254H16V255L18 254V256H19V253H20V252H23V248H22L23 246H24V248L26 247V249H27V245H29V244H30L29 246H32V245L35 244V243L37 244V242H38V244H40V243H39V242H40L39 239H37V240H38L37 242H34V241H33V244H32V245H31V243H29L30 241L28 242L29 244L25 243V242H27L28 240H31V239L34 240L33 238H30V236L32 235V231H33V230L31 231V234H30L28 231L25 232V233L23 232L25 235H27V234L30 235V236H28V237L30 238V239H29L27 236H25V235L23 234V235L25 236L26 239L28 238V240L26 241V240L23 238L22 233H21V232L19 233ZM44 229L47 230L46 228H44ZM84 229H85V228H83L82 231H85V232H86V230H84ZM87 229H88V228H87ZM103 229H102V230H103ZM110 229H111V228H110ZM118 229H117V230H118ZM129 229H130L129 232L133 234V235H132V234H131V235L134 236V235L136 234V233L134 234V232L132 231V230H134V228H129ZM131 229H132V230H131ZM151 229H150V230H151ZM162 229H163V230H162ZM195 229H196V228H195ZM220 229H221V228H220ZM34 230L39 231L40 229L38 230V229H35V228H34ZM45 230H44V231H45ZM75 230H76V229H75ZM95 230H94V231H95ZM105 230H106V229H104V231H102V233H103V232H104V233L107 232V234H109L108 231H110V230H108V231H105ZM111 230H112V229H111ZM117 230H116V232H117ZM126 230H125V233L127 232ZM4 231H5V232H4ZM23 231H24V230H23ZM36 231H34V233H35ZM66 231H67V230H66ZM66 231H64V232L62 231V233H66ZM73 231H74V230H73ZM77 231H78V230L75 231L76 234H74L75 232H72V231H71L70 234L67 233V236H66V234H62V236H63V235L66 236V237H62V238H63L64 240L66 239V242L69 244V242H71V241L74 242V240H73L74 238L72 237V235L74 234L73 236H76V235H77V237H78V239H79V241H80V239H82L83 237H80V238H79V236L82 235L83 233H82V232H79V231H81V230H79V231H78L79 234L82 233V234L79 235V234H77V233H78ZM99 231H100V230H99ZM131 231H132V232H131ZM137 231H138V232H137ZM168 231H169V233H168ZM215 231H216V230H215ZM217 231H218V230H217ZM51 232H52V233H51ZM85 232H84V234H86L87 237H88V238H86V239L88 240L89 238H91V240H89V241H92V240H93V239H92L93 237H91V236H92V235L94 236V235L96 234V232H98V231L96 230L95 232H93L94 234H92V232H91V233L89 234L90 237H89V235L87 234L88 231H87L86 233H85ZM113 232H115V230L111 231V234H112ZM129 232H128V233H129ZM149 232H150V231H149ZM157 232L154 233V235H155V234L158 235ZM171 232H172V233H171ZM176 232H177V231H176ZM179 232H180V231H179ZM192 232H193V231H192ZM205 232H206V231H205ZM7 233H6L5 235H7ZM18 233L21 234V235H19ZM26 233H27V234H26ZM34 233H33V236L36 237V236H37V235H36L37 232H36L35 234H34ZM71 233H72V234H71ZM102 233H101V235H102ZM104 233H103V234H104ZM118 233H115V234H118ZM128 233L125 235V237H126L127 235H128L129 237L131 236V235H129ZM139 233H138V234H139ZM144 233H145V232H144ZM166 233H168L167 235H169L170 233L172 234V235L170 234V235H171V237L169 238L170 241L168 240V237H169L170 235H169V236H166V235H165ZM201 233H202V231H201ZM216 233H217V232H216ZM1 234H0V237H1ZM4 234H2V236H5ZM16 234L19 235V237L21 236L22 239H24V240H23V241H24L23 244L21 243V240L19 239V237H18ZM91 234H92V235H91ZM111 234H110V235H111ZM121 234H122V233H120V235H121ZM123 234H124V233H123ZM123 234H122V235H123ZM138 234H136L137 236H134V238H132V241H133V239H134V241L137 242V239H138V238H139V239H142V238L145 239V238H146V237H142V238H141V237L138 236ZM145 234H149V233L147 232V233H145ZM145 234H144V235H141V236H145ZM176 234H177V233H176ZM176 234H175V235H176ZM179 234H182V233H178L177 235L179 236ZM218 234H219V233H218ZM35 235H36V236H35ZM52 235H53V236H52ZM69 235H70V236H69ZM86 235H85V236L82 235V236H84L83 239H85ZM97 235H99V234L97 233ZM97 235L94 236V237L99 238V236L97 237ZM105 235H106V234H105ZM105 235H104V236H105ZM112 235H114V234H112ZM112 235H111V237H112ZM120 235L118 234L117 236H116V235H114V236H116V237H118V238L120 237V238H121V241H120L121 244H122L123 246L127 244V245H126L127 247H126V250L123 251L122 248H120V247H123V246L119 243V241H118V243H115V241H116V240H120V238H119V239H118V238L114 239V237H113V239L115 240V241H114V240L112 239V240L114 241V245L116 244V245H115V251H116L117 249H118V250L121 249V251H123V255L121 254L122 252H120V253H118V251H116V252H117L119 255L121 254L122 257H123L124 255H126V254H127L126 256H128L129 252L127 251V249H128V250H131V249H130L131 246L128 245V243H127V240H128L129 238H128V239L125 238V239H127V240H126V241H123L122 238L124 239V236H122V235L120 236ZM163 235H164V236H163ZM220 235H221V234H220ZM10 236H8L7 238H9ZM16 236H17V237H16ZM68 236H69L70 238L72 237V239H69ZM108 236H109V235H108ZM108 236H107V238H106L107 240H108L109 238H111V237H108ZM132 236H131V237H132ZM165 236H166L165 239H167V241H169L168 243H165V245L167 246L166 248H165V246H164V247L162 246V243H163V245H164V240H165V239H163V237H165ZM178 236H177V237H178ZM214 236H215V235H214ZM38 237H36V238H38ZM48 237H50V238H48ZM52 237H54V238L51 239ZM131 237H130V238H131ZM135 237H136V238L138 237V238L136 239ZM36 238H35V240H36ZM101 238H102V240L104 241L105 237H103V235H102ZM101 238H100V239H95V238H94V240H96V242H99V240H100L99 243H100L101 246H104V244H105L104 247H105V248L107 247L106 250H105V248L103 247L104 250H105V251H104L102 247L99 248L100 246H97V247H98V250L100 249V250H99L100 253H96V251H94V249L96 248V250H97V247H95V248L92 249V248L90 247L89 242H85L86 244H84V245H85V246H86V245H89V247H90L92 250H90L89 247L87 248V246H86V247H83V245H80L81 248H86L87 250L89 249V252L91 251V253H94L95 256H96V255H100L101 257L98 256V257H99L98 260H97V256H96V258H93L94 255H90V257L93 258V259H91L90 257L88 258V256H89V252H88V254L85 253V252H84V251H86L85 249H84L83 252L86 254L87 257H86V258H84V256H81V257H80V254H81V252H82V250H83V249H82V250H79V249H81L80 247L78 248V250H76L77 247H72V248H70L71 250L74 248V250H72V252H71L72 254L69 255V256H70V259H69V260L73 261L74 259L76 260V258H78V259H80V258L82 259V258H83V259L85 260V259L88 258L87 260L90 259V262H89V261L86 262V260H85V261L83 260L84 262H86V264H90V263H91V264H94V263H93L94 260H96V262H97V263H95V264H101V263L103 262L102 260H104V258H105V260H106V258H108V256H109V254H110V256H111V255L114 253V256H113L114 259H113V260H114V261H115V260L117 261L118 259H116L115 257H117L118 255H117V253L114 251V246H113V245L111 246V244H112L111 242H113V241H110L111 244L109 243L110 245L107 246L109 241L106 240L104 243H102V242H101ZM103 238H104V239H103ZM158 238H159V237H158ZM178 238H180V237H178ZM178 238H177V239H178ZM10 239H11V237H10ZM18 239H19V241H18ZM54 239H55V240H54ZM59 239H60V242H59L58 247H60L61 241H62V244L64 243V242H63L64 240H62L61 238H59ZM67 239L70 240V241L68 242ZM125 239H124V240H125ZM135 239H136V240H135ZM162 239H163V241H162ZM175 239H176V238H175ZM175 239H174V240H175ZM177 239H176V240H177ZM210 239H212V238H210ZM43 240L41 239V242H43ZM76 240H77V239H75V242H76ZM94 240H93V241H94ZM130 240H131V239L128 240L129 243H131ZM145 240L147 241V239H145ZM145 240H144V241H145ZM155 240H157V241H155ZM84 241H86V240H84ZM84 241H82V242L84 243ZM154 241H155V243H154ZM165 241H166V240H165ZM167 241H166V242H167ZM183 241H184V240H183ZM49 242H50V243H49ZM77 242H78V240H77ZM82 242L80 241V244H82ZM116 242H117V241H116ZM124 242H125V243H124ZM139 242H140V240L138 241V243L135 244V245L138 244V245L136 246V248H135L134 246H132V247H134L135 249H137L138 246H139V244H140L141 242H143V241H141L140 243H139ZM174 242H175V243H174ZM174 242L169 243L170 246H171V244H172V247H171V248L169 247L170 251H168L169 249H167V250L165 251V252H167V253H164L166 256H165L164 254H161L160 250L158 251L159 254H156V253H157V252H156V251H157L156 249H158V248L154 249L155 247H154V248L151 247V248L148 249L147 246L150 247L151 245L149 244V245H150V246H149V245L147 244V245H146V248H147L148 250H150V253H151V250H152V252H153V253H151V254H154V253L156 252V253L153 255V262H151V263H152V264H157V263L160 264L159 261H161L160 259H162L163 256H165L163 259H165V258L167 257L166 259H169V260L171 261V262H170V261L168 260V261L170 262V264H171V263H172V264H173V263H174V264H180V259H179V257L181 258V263H183V264L188 263L189 261H188L187 258H188L189 256L187 255L188 257H186V259H185V257L182 256V255L180 254L181 252L178 253L179 249H177V248H181V247L178 246V245H179V242H180L179 239H178V241H174ZM176 242H178V243L176 244ZM212 242H213V241H212ZM230 242H231V241H230ZM24 243H25V244H24ZM45 243H44V244H45ZM56 243L58 244V242H56ZM101 243H102V244H101ZM132 243H135V242H132ZM144 243H145V242H143V244H144ZM153 243H154V244H153ZM173 243H174V244H173ZM180 243H181V242H180ZM187 243H188V242H187ZM231 243H232V242H231ZM231 243H230V244H231ZM26 244H27V245H26ZM36 244H35V245H36ZM44 244H43V246H44ZM47 244H46V245H47ZM53 244H52V246H53ZM78 244H79V242H78ZM96 244L98 245V243H96ZM119 244L121 245L120 247L118 246ZM143 244H142V246H144ZM175 244H176V245H175ZM5 245H6V242H5ZM10 245H11L12 247H11V248H8V249H9V250H8L7 247H10ZM54 245H55V244H54ZM73 245H74V244H73ZM76 245H77V243H76ZM94 245H95V243H94ZM132 245H133V244H132ZM158 245H159V246H162L164 249H163L162 247H159ZM173 245H174V246H173ZM180 245H181V244H180ZM186 245H187V244H186ZM210 245H211V244H210ZM29 246H28V247H29ZM43 246H42V247H43ZM52 246H51L52 249H51L50 247H48V248L51 249L50 253H49V251L47 252V251L44 250L45 248L47 249L46 246H45V248L43 247V248H40V249H39V248H38V245L35 246V247H37V249H35V250L37 251V250L39 249V251H40L41 249H43L45 252H44L43 250H41L43 253H38L39 251H37V253H38V254H37V253L35 252V250H33L35 247H32V248H31L32 250H29V251H28V252H32V251H34L35 254L39 255L40 259H41V258L43 259L44 257H45V259H46V252H47V254H49V255L51 256V257H50L49 255H47V257H50V258L53 259V260H52V259H48V261H49V260H52V261H50V263H48V261H46V260H44V259H43V260H42V259L40 260L39 258H37L38 260L35 259V258L37 257V255H36L35 257L29 258L28 256L31 257L32 255H27V254H26V253H27V252H26V251H27L26 249H24V250H26V251H25L26 253H25V252H23V253H25V254L27 255V256H26V255H25V256L28 257L29 260L33 261V264L36 263V262H34V261H36V260H37V261L40 260V261H41V262L39 261L40 264H44V261H46V263H48V264H51V262H52V264H54V263L57 264V263L59 262V261L57 260V259H59V257H61V260L59 259V260H60V262H59L60 264H61L62 259H63V263H67V262H65L64 260H68V259H67L68 257L66 258V256H68V253H70L71 250H70V249H68V250L66 249V250H65V248H68V247H65V248H61V247H60V248L56 249L55 246H54L55 248L52 247ZM64 246H68V245L65 244ZM69 246H70V245H69ZM74 246H75V245H74ZM110 246L113 247V249H110V253H108L109 251L107 252V250H109L108 248H110ZM128 246H129V248H128ZM175 246H176V247H175ZM229 246H230V245H229ZM233 246H234V245H233ZM236 246H237V245H236ZM39 247H40V246H39ZM93 247H94V246H93ZM118 247H119V248H118ZM139 248H140V247H139ZM141 248H142V247H141ZM144 248H145V246H144ZM146 248H145V249H146ZM175 248H176L177 252H175ZM187 248H188V247H187ZM29 249H30V247H29ZM50 249H48V250H50ZM54 249H56V250H58V251L61 249V250H60V255H59V256H58L59 253H58V252H55L56 250H54ZM101 249H102V250H101ZM123 249H125V247H124ZM135 249H133L132 251H130V254H129L130 257H129V256H128V257L125 256L126 259L128 258V260H130L131 257L133 256L132 254H134V256H135L136 259L139 258L138 255H135V253H134V250H135ZM145 249L142 248V251L145 250ZM147 249L145 250L146 252H147ZM153 249H154L155 251H154ZM181 249H182V248H181ZM227 249H228V248H227ZM232 249H233V248H232ZM7 250H8V251H7ZM63 250H65V252H64ZM75 250H76V251H81V252H75ZM111 250H113L114 252L111 251ZM162 250H163V251H162ZM183 250H184V249H183ZM190 250H191V249H190ZM192 250H193V249H192ZM61 251H62V254H61ZM66 251H69V252L66 253ZM92 251H93V252H92ZM136 251H137V252H136ZM228 251H229V250H228ZM228 251H227V252H228ZM234 251H235V250H234ZM11 252H12V251H10L9 253H11ZM54 252H55V253H54ZM83 252H82L81 255H83ZM97 252H98V251H97ZM103 252H104L103 255H105L106 253H108V254H107L108 256L105 255L104 257H102L103 255H101V254H102ZM124 252H126V254H124ZM127 252H128V253H127ZM132 252H133V253H132ZM135 252H136V254H137V253H138V249L135 250ZM140 252H141V249H139V253H140ZM186 252H187V251H186ZM188 252H189V251H188ZM188 252H187V253H188ZM191 252H192V251H191ZM231 252H232V251H231ZM13 253H12V256L14 257ZM23 253H20V254L24 255ZM44 253H45V255H43V257H41L40 255H41V254H44ZM53 253H54V254H53ZM57 253H58V254H57ZM64 253H66L65 259H64V257L62 256ZM75 253H76V254H75ZM91 253H90V254H91ZM95 253H96V254H95ZM139 253H138V254H139ZM143 253H144V254H143V258H145V256H146V258H147V255L151 257V255H150L149 252L147 253V255L145 254L144 251H143ZM182 253H183V252H182ZM184 253H185V252H184ZM189 253H190V252H189ZM194 253H195V252H194ZM28 254H29V253H28ZM35 254H34V255H35ZM51 254H53V255H51ZM56 254H57V256H55ZM78 254H79V255H78ZM85 254H84V255H85ZM160 254H161V256H159ZM178 254H180V255H178ZM229 254H230V253H229ZM231 254H232V253H231ZM16 255H15V257H16ZM71 255H72V257H73V255L75 256L73 260L71 259V258H72ZM77 255H78V256H77ZM115 255H117V256H115ZM121 255H120L119 257H117V258L121 259V258H122ZM141 255H142V253L139 254V256H141ZM144 255H145V256H144ZM157 255H158L159 257H158ZM162 255H163V256H162ZM192 255H193V253H192ZM192 255H191V256H192ZM194 255H195V254H194ZM197 255H198V254H197ZM18 256H17V259H15V257H14L13 259H15V261H17V260L19 261L20 258H19ZM25 256H24V257L22 256L24 259L21 257L22 259H20L19 262L17 261L18 264L21 263V261H22V263H23V261H25V259H26ZM53 256H54V257H53ZM106 256H107V257H106ZM136 256H137V257H136ZM195 256H196V255H195ZM5 257H4V258H5ZM7 257H11V254H9V256L7 255ZM57 257H58V258H57ZM150 257H148L147 260H146V258H145L144 260H145V261H149V260L152 258V257H151V258H150ZM154 257H155V259H154ZM183 257H184V259H183ZM11 258H12V257H11ZM54 258H55V259L57 258V259H56V261H58L57 263H56V261H54V260H55ZM100 258H101L102 260H101ZM111 258H112V257H111ZM111 258H110V259H111ZM129 258H130V259H129ZM143 258L141 257V259H143ZM156 258H157V259H156ZM158 258H159V259H158ZM194 258H195V257H194ZM194 258H193V259H194ZM5 259H6V258H5ZM99 259H100L101 263H99V262H100ZM108 259H109V258H108ZM108 259H107L106 261H108ZM110 259H109V260H110ZM124 259H125V258H124ZM132 259H133V260H132L133 262H136V261H134V260H136V259H134V258H132ZM163 259H162V261H163ZM166 259H165V261H167ZM182 259H183V262H182ZM195 259H196V258H195ZM3 260H4V259L1 260V262H2L3 264H5L6 262H8V261L10 260V261L8 262V263L10 264L12 259L7 258L6 262H5V260H4V261H3ZM91 260H92V261H91ZM105 260H104V262H105ZM128 260H125V261H124L123 258H122V260H121V261H122L121 264H124V262H125V264H128V263H126V262H128ZM138 260H139V259H138ZM138 260H137V261H138ZM158 260H159V261H158ZM184 260H185V261L187 260L188 262L186 261V262L184 263ZM189 260H190V259H189ZM203 260H204V259H203ZM205 260H206V259H205ZM12 261H13V260H12ZM15 261H14V263H16ZM27 261H28V259H27ZM27 261H26V262H27ZM31 261H29L28 264H30ZM42 261H43V262H42ZM80 261H81V260H80ZM98 261H99V262H98ZM123 261H124V262H123ZM150 261H152V260H150ZM150 261H149V262H150ZM156 261H158V262H157V263H154V262H156ZM165 261L162 262V263H165ZM1 262H0V263H1ZM53 262H54V263H53ZM77 262H78V261H77ZM94 262H95V261H94ZM117 262H119V264H120V260H118ZM130 262H131V261H129V263H130ZM139 262H142V260L139 261ZM139 262H136V263L138 264ZM149 262H144V264H146V263L148 264ZM196 262H197V261H196ZM200 262H201V261H200ZM202 262H203V261H202ZM2 263H1V264H2ZM12 263H13V262H12ZM12 263H11V264H12ZM46 263H45V264H46ZM59 263H58V264H59ZM69 263H70V264H74L73 262H68L67 264H69ZM75 263H76V261H75ZM81 263H82V262H81ZM81 263H79V264H81ZM107 263H108V264H110V263L112 264V263H114V262H111V260H110V262H107ZM107 263H103V264H107ZM151 263H150V264H151ZM192 263H194V262L192 261ZM6 264H7V263H6ZM16 264H17V263H16ZM23 264H24V263H23ZM26 264H27V263H26ZM36 264H39V263H36ZM76 264H77V263H76ZM82 264H84V263H82ZM114 264H116V262H115ZM117 264H118V263H117ZM131 264H135V263H131ZM140 264H141V263H140ZM165 264H166V263H165ZM167 264H169V263L167 262ZM188 264H190V262H189ZM195 264H196V263H195Z\"/></svg>",
  "mask_w": 264,
  "mask_h": 264
}]
</instances>
